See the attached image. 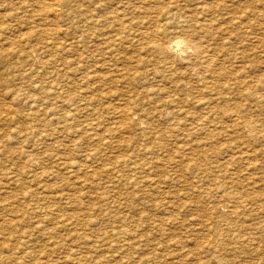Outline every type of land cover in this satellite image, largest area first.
<instances>
[{"label":"rangeland","instance_id":"1","mask_svg":"<svg viewBox=\"0 0 264 264\" xmlns=\"http://www.w3.org/2000/svg\"><path fill=\"white\" fill-rule=\"evenodd\" d=\"M1 2H0V10H2L3 9V11H0V14H2V12L4 13V14H2L3 15V17L2 18H4L5 17V19H2V18H0V23H2L1 24V30H0V32L2 33V34H4V36L6 35L7 36V34H9L8 35V38H4V36L2 35V34H0V45H4L5 46V48H3L4 46H1V48L0 49H3V50H0V52L4 55V53H5V55L3 56L2 54H0V57L2 58H0V63H1V61L2 62H4V61H6V62H4V63H2V64H0L1 66V68H0V76L2 77H0V98H2V99H0L1 101H0V122H2V123H0V161H2V163L0 162V174H2L3 175V177H2V175H0V182H2V183H0V187H1V189H0V197L2 198V200H0V215L1 216H3L4 217V219H3V217H2V219H0V222H1V224H0V237L2 238L3 237V240L0 238V264H5L7 261H8V263H6V264H60V261L63 263V264H70L71 262V264H91V261H92V264H113V263H115L117 260L120 262L121 261V263L122 264H137V262H139V264H141L142 262V264H154V262H156L155 264H167L168 262H172L171 264H192V262H193V264H195L194 262H196L197 264H220V261L221 260H225V261H222V263L221 264H229V262H230V264H246L245 263V261L247 262V264H264V260H262V259H264V171L263 170H260L262 167L264 168V157H263V155H264V140L263 141H260L259 139H260V136H258V135H255V136H257L258 138H253V137H241V135H238V134H236L235 135V137H234V135H231L232 134V129L231 128H229L228 129V127H227V129H226V126L229 124V120H228V118H229V116H227V115H223V122L222 123H220L219 124V126L221 127V128H223V131H225V132H222V134H223V137H222V134L220 135V136H218V137H216V138H214V139H210V141L208 142L207 141V143H205L206 145H204V147H208V148H204V149H196L195 147L196 146H198V143L199 142H202V141H199V140H201L202 139V136L200 135H197V134H190V131H188L189 130V123H190V121L191 120H194V118H196L199 114H201L202 115V108L204 107V105H202V103L200 104V103H197L198 102V100H195V98L196 99H198V98H201V97H203V98H208V97H210V96H212L213 95V97L212 98H215L214 96H218V94H213V92L215 91V90H212V89H206V88H202L201 87V82L200 83H198V82H194L193 83V80H195L196 78H194V69H197V70H201V68L203 69L204 68V66L206 67V65H210V70L212 71V70H214V68H215V70L217 69V67H219L218 69H217V71H219V73H220V75H219V82L220 83H222V85H223V87L224 86H226V87H224L223 88V90L222 89H220V90H222V91H220L221 93H225L226 91H229V92H227V93H231L230 95H229V98H231V99H229L230 100V102H232V101H240L242 98L241 97H239V99H238V96H237V90H241L242 88V91H243V93L246 91V89L249 87L250 88V84L251 85H254V81H252V80H254L256 77H261V76H263L264 75V33H263V31H264V0H225V1H228V2H225V3H223V0H216V1H213V0H211L212 1V3H210L211 1L209 0H199L198 2H197V0H154V1H152V0H138V2H137V0H136V2H134L135 0H98V2H97V0H91L92 1V3H90L91 1L90 0H71V1H69V0H44L43 2L41 1V0H30V2H29V0H21V3L19 2L20 0H11V2L8 0V1H6V0H3V2H2V0H0ZM12 1H13V3H12ZM23 1V2H22ZM32 1V2H31ZM38 1H40V2H42V3H38ZM67 1V2H66ZM77 1H78V3H77ZM106 1H107V3H106ZM115 1V2H114ZM122 1V2H121ZM125 1V2H124ZM132 1V2H131ZM140 1H142V3L140 2ZM146 1H148V3L146 2ZM152 1V2H151ZM206 1V2H205ZM231 1H233V2H231ZM7 2V3H6ZM10 2V3H9ZM20 3V4H18V3ZM34 2H35V4H34ZM51 2V3H50ZM55 2V3H54ZM127 2V3H126ZM129 2V3H128ZM130 2H131V4H130ZM185 2V3H184ZM205 2V3H204ZM216 2H218L217 4H216ZM1 3H2V5L3 4H5V5H9L7 8L5 7V5L4 6H1ZM12 3V4H11ZM58 3V4H57ZM73 3V4H72ZM76 3V4H75ZM103 3V4H102ZM117 3H118V5H117ZM123 3V4H122ZM126 3V4H125ZM139 3H140V5H139ZM227 3V4H226ZM38 4H39V6H38ZM51 4V5H50ZM94 4V5H93ZM101 5V7H99L100 5ZM116 6H115V5ZM121 4V5H120ZM128 4V5H127ZM145 4H146V6H147V8H146V6H145ZM176 4V5H175ZM187 4V5H186ZM203 4V5H202ZM204 4H206L205 6H204ZM223 4H225L224 5V7L222 6ZM231 4H233L234 6H235V8L233 9V7L234 6H232ZM21 5H22V7H21ZM41 5H43L44 7L45 6H47V8L45 7V9H42V8H44L43 6H41ZM103 5V6H102ZM123 5H124V7H123ZM127 5V6H126ZM135 5V6H134ZM150 5V6H149ZM184 5H186V6H184ZM200 5H201V7H200ZM214 7H213V6ZM216 5H219V6H216ZM50 6V7H49ZM80 6V7H79ZM87 6H88V8H87ZM114 6V7H113ZM149 6V7H148ZM227 6V7H226ZM232 6V7H231ZM2 7V8H1ZM4 7V8H3ZM14 8V10H15V8L17 9V10H19L20 9V11H16L15 12V14H17L18 15V17H16V15L14 14V12L12 13V12H9V10L11 11L13 8ZM35 7V8H34ZM54 7H56V11H54L52 8H54ZM74 7H76V8H74ZM112 7V8H111ZM117 8V10L115 11V15L113 14V12H114V8ZM127 7V8H126ZM144 7V8H143ZM213 7V8H212ZM220 7H222V9L219 11L218 9H220ZM230 7L232 8V10L230 9ZM10 8H12V9H10ZM23 8H25V9H23ZM26 8H28V9H30V10H28V9H26ZM74 8V9H73ZM84 10H83V9ZM85 8H86V10H85ZM97 8V9H96ZM110 8V9H109ZM122 8V9H121ZM131 8H132V10H131ZM136 8V9H135ZM142 8V9H141ZM148 8H150V9H154L155 11H158V14H155V11L154 10H149ZM198 8H200V9H198ZM203 8V9H202ZM206 8V9H205ZM209 8L211 9V11L209 10ZM226 8V10H224ZM227 8H228V11H229V13L231 14L232 13V15H230L229 13H228V11H227ZM5 9H6V11H5ZM23 9V12L25 11V12H27V13H23V15H22V12H21V10ZM101 9H102V11H101ZM124 9V10H123ZM135 11H134V10ZM143 9H145V10H149L147 13H145V11L143 10ZM202 9V10H201ZM215 9V10H214ZM14 10H12V11H14ZM32 10H33V12H32ZM52 12H51V11ZM63 10V12H66V14L65 13H63V12H61ZM81 10H83V11H81ZM113 10V11H112ZM118 10H120V11H118ZM122 10V11H121ZM139 11V15H137L138 14V11ZM143 10V13L141 12ZM204 10V11H203ZM230 10H231V12H230ZM40 11V12H39ZM44 11V12H43ZM50 11V12H49ZM70 11H71V13H70ZM74 11V12H73ZM75 11H77V14L75 13ZM130 11V12H129ZM213 11H215V14L219 17H217L214 13H213ZM218 11H219V15H218ZM226 11V12H225ZM8 12L9 13H11L12 14V17H11V14H8ZM42 12V13H41ZM80 12L82 13V14H80ZM97 12V13H96ZM124 12H126V13H124ZM135 12V13H134ZM154 12V13H153ZM201 12V14H199ZM208 13V15H207V13ZM210 12V13H209ZM220 12H222V14H223V16H222V14L220 13ZM224 12H225V14H224ZM7 14V16H5L6 14ZM45 13V14H44ZM49 13H52V14H49ZM63 13V14H62ZM73 13V14H72ZM85 13H87V14H85ZM93 13V14H92ZM157 13V12H156ZM206 13V14H205ZM262 13V14H261ZM20 14V15H19ZM32 14V15H31ZM43 14H44V17H43ZM54 14V15H53ZM96 14V15H95ZM121 14H122V16L123 15H126L127 14V17L125 16H121ZM129 14V15H128ZM133 15V18H131L132 16L131 15ZM140 14H143L144 16H146V17H144L143 15L141 16ZM150 15L149 17H147V15ZM154 14V15H153ZM204 14L207 16H204ZM211 14V15H210ZM213 14H214V16H215V18L216 19H213ZM220 14H221V16H220ZM35 15V16H34ZM41 15V16H40ZM56 15V16H55ZM61 15H63L62 17H60ZM73 16V18H71L72 16ZM86 15V16H85ZM94 15V16H93ZM99 15V16H98ZM111 15H113V16H111ZM159 15V16H158ZM161 15V16H160ZM225 15H227V16H225ZM21 16V17H20ZM31 16V17H30ZM49 16H51V17H49ZM65 16V17H64ZM81 16V17H80ZM88 16V17H87ZM92 16L93 17H95L94 19L92 18ZM101 16V17H100ZM104 16V17H103ZM130 17V19L129 20H131L130 22H128V18ZM155 16V17H154ZM210 16V17H209ZM243 16V17H242ZM247 18H246V17ZM259 16H261V17H259V19H258V17ZM13 17H15L14 19H13ZM28 19H27V18ZM35 17H37V18H35ZM45 18V19H43V22H42V18ZM49 17V18H48ZM56 19H55V18ZM68 19H70L71 21H72V23H78V24H76V25H78V26H76L75 24H72L71 25V22H70V20L68 21L67 20V18ZM85 17V18H84ZM99 17V20L97 19ZM106 17V18H105ZM200 17H202L201 19H198V18H200ZM207 19H206V18ZM212 17V18H211ZM227 17V18H226ZM231 17V18H230ZM237 17H240V18H238L237 20H236V22L237 23H234V22H232V20L234 21ZM241 17H242V19H241ZM24 20H22V19ZM25 18H26V20H27V22H25L26 20H25ZM62 18V19H61ZM66 18V19H65ZM91 19V20H88V19ZM104 18L106 19V20H104ZM118 18V19H117ZM121 18H122V20H121ZM124 18H126L127 19V22H126V19L124 20ZM155 18V19H154ZM210 20H209V19ZM222 18V19H221ZM244 18V19H243ZM256 18H257V20H256ZM260 18H263V20L262 19H260ZM8 19H10V22H9V20ZM18 19H20V21L18 20ZM31 19H33V20H31V21H33V23L30 21ZM37 19H40V20H37ZM46 19H47V22H45L46 21ZM49 19H51V20H49ZM54 20V22H53V20ZM57 19H59V20H57ZM64 19V20H63ZM88 20V21H83V20ZM110 19V20H109ZM133 19V20H132ZM145 19V20H144ZM148 19V20H147ZM195 19H197V20H195ZM217 19H219V21L217 20ZM226 19H227V22H226ZM245 19H247L246 20V22L248 23V24H246V23H244L245 22ZM3 20V21H2ZM4 20H5V22H4ZM11 20H12V23H11ZM56 20V21H55ZM62 20H63V23H62ZM75 20V21H74ZM81 20V21H80ZM104 20V21H103ZM115 20V21H114ZM121 20V21H120ZM139 21L140 22V24H139V22H138V24H137V22L136 21ZM159 20V21H158ZM199 20V21H198ZM203 20V21H202ZM207 20H209V21H207ZM221 20V21H220ZM224 20V21H223ZM228 20H231V21H228ZM242 20V21H241ZM262 20V21H261ZM2 21V22H1ZM8 22V25L10 26V28L8 27V25H7V22ZM15 21H16V23H15ZM28 21H30L31 23H32V25H34V22H35V25H34V28H33V26L31 27L30 26V28H33V30L35 29V28H37V29H35V31H33L32 29H31V31H30V29H28L29 28V25L31 24L30 22H28ZM66 21L67 22H70V23H68V24H66ZM98 21V22H97ZM111 21H113V22H111ZM133 21V23H131ZM189 21V22H188ZM194 21V22H193ZM212 21V22H211ZM214 21H217L216 22V24H214ZM257 21H259V23H263L261 26H260V24L257 22ZM19 22V23H18ZM23 22V23H22ZM42 22V24H40ZM48 22H49V25H48ZM52 22V23H51ZM56 22V23H55ZM81 22V23H80ZM83 22V23H82ZM97 22V23H96ZM115 22V23H114ZM142 22V23H141ZM148 22V23H147ZM186 22V23H185ZM193 22V23H192ZM196 22V23H195ZM204 22V23H203ZM206 22V23H205ZM221 22V23H220ZM228 22H229V24H228ZM230 22H231V24H230ZM239 22H241V23H239ZM250 22H252L251 24H249ZM253 22H256V23H253ZM4 23H6V25L4 24ZM44 23V24H43ZM62 23V24H61ZM79 23H80V25H79ZM86 23V24H85ZM120 23V24H119ZM124 23V24H123ZM125 23H127V24H125ZM129 23V24H128ZM151 24L150 25V27L148 28V26L149 25H147V26H145L144 24ZM187 23H188V25H187ZM190 23V24H189ZM198 23H199V25H198ZM200 23L201 24H203L204 26H206V27H204L203 25H200ZM209 23V24H208ZM210 23L211 24H213V25H215L216 27H212L211 25H210ZM219 23H220V25H219ZM234 23V24H233ZM243 23L245 24V26L246 25H249V26H246V27H244V26H242L243 25ZM258 23V24H257ZM4 24V25H3ZM12 24H14V26L12 25ZM24 24V25H23ZM58 26H57V25ZM61 24V25H60ZM68 25L67 27H66V25ZM93 25V29H92V25ZM102 24V25H101ZM107 24V25H106ZM123 24V25H122ZM132 24H134L133 26H132ZM137 24V25H136ZM152 24H153V26H152ZM191 24H193L194 26L195 25H198L199 27H197V26H195V27H192L193 25H191ZM206 24H208V25H206ZM227 24V25H226ZM235 24H236V26H235ZM242 26H240V25ZM255 24H257L256 26H259V27H257L258 28V32L256 31L255 32V30L257 29L256 28V26H255ZM17 25H19V26H17ZM25 25H26V27H27V30H26V27H25ZM38 25V26H37ZM91 25V26H90ZM96 25V26H95ZM127 25H128V27H127ZM130 25V26H129ZM142 25V26H141ZM210 25V26H209ZM222 25V26H221ZM224 25V26H223ZM229 25V26H228ZM232 25V26H231ZM254 25V26H253ZM2 26H4V27H2ZM15 27V29L14 28H12V27ZM24 26V27H23ZM36 26V27H35ZM45 26V27H44ZM46 26H48V28L47 29H45L46 30V32H45V30H44V28H46ZM52 26V27H51ZM64 26V28L63 29H61L60 30V27H63ZM98 29V31H96L97 29L95 28V27ZM114 26V27H113ZM118 28H117V27ZM139 26V27H138ZM144 26V27H143ZM152 26V27H151ZM188 26V27H187ZM200 26H202V27H200ZM218 26H220L219 28H218ZM235 26V27H234ZM253 26V27H252ZM6 27H8L9 29H7ZM20 29H19V28ZM69 27V28H68ZM87 27V28H86ZM89 27V28H88ZM99 27V28H98ZM111 27V28H110ZM113 27V28H112ZM120 27V28H119ZM127 27V28H126ZM130 27V28H129ZM147 29H146V28ZM209 27H210V29H209ZM212 27V28H211ZM222 27V28H221ZM226 27V28H225ZM228 27V28H227ZM232 27H234V28H232ZM237 27H239V28H237ZM248 27H249V30H248ZM260 27H262V28H260ZM24 28V29H23ZM91 28V29H90ZM94 28L96 29V30H94ZM108 28V29H107ZM133 30H132V29ZM141 28H144L143 29V32L142 31H140V30H142ZM151 28V29H150ZM156 28H157V30L158 29H160V32L159 31H155L156 30ZM195 29V30H199L197 33L198 34H194L193 35V32L191 31V30H189V29ZM202 28V30L200 31V29ZM218 28V29H217ZM224 28V29H223ZM230 28V29H229ZM246 28V29H245ZM256 28V29H255ZM261 30H260V29ZM7 29V30H6ZM15 31H14V30ZM41 29V30H40ZM49 29V30H48ZM51 29V30H50ZM55 30V31H52V30ZM89 30V32H88V30ZM99 29H101V30H99ZM110 29V30H109ZM137 30V31H135V30ZM150 29V30H149ZM192 29V30H193ZM212 29V30H211ZM214 29V30H213ZM235 29H237V30H235ZM238 29H240V30H238ZM242 29V30H241ZM251 29V30H250ZM252 29H255L254 31L252 30ZM263 29V30H262ZM18 30H23L22 32L21 31H19L20 33H18V32H16V31H18ZM43 30H44V32H45V34H44V32H43ZM59 30V31H58ZM69 32H68V31ZM108 30V31H107ZM119 30H120V32H119ZM146 32H145V31ZM152 30V31H151ZM153 30H154V32H153ZM188 30V31H187ZM208 30H209V32H215V33H213V34H208ZM216 30V31H215ZM220 30V31H219ZM222 30H225V32H222ZM227 30V31H226ZM248 30V31H247ZM4 31V32H3ZM11 31L12 32H15L14 33V35L16 36V33H18V35H17V37L16 38H18V36H19V38L18 39H16L15 38V36H12L13 35V33H11ZM25 31V32H24ZM26 31H30V32H26ZM41 31H42V33H41ZM48 31V32H47ZM62 31V32H61ZM63 31H65V32H63ZM74 31H76V32H74ZM123 31V32H122ZM130 31V32H129ZM132 31V32H131ZM151 31V32H150ZM238 31V32H237ZM245 31V32H244ZM38 33V34H36V33ZM52 32H54V33H52ZM55 32H56V34H55ZM59 32H61V33H59ZM68 32V33H67ZM83 32V33H82ZM91 32H93V33H91ZM103 32V33H102ZM105 32H106V34H105ZM115 32V34H113ZM116 32H118V34L116 33ZM126 32V33H125ZM134 32V33H133ZM138 33L137 35H136V33ZM153 32V33H152ZM158 33V34H156V33ZM190 32V33H189ZM192 32V33H191ZM196 31H194V33H195ZM219 32H221V33H219ZM231 33H235V35H231L230 36V34ZM237 32V33H236ZM243 32V33H242ZM253 32V33H252ZM27 33V34H26ZM36 35H35V34ZM51 33V34H50ZM65 33V34H64ZM73 33H74V35H73ZM76 33H77V36H76ZM101 33V34H100ZM122 35H121V34ZM146 33V34H145ZM151 33H152V35H151ZM156 34V36H153V35H155ZM162 33H164V34H162ZM186 33H188L187 35H185ZM203 34V36H202V34ZM205 33H207V34H205ZM216 33H219V34H216ZM244 33H245V35H247V36H245L244 35ZM255 33V34H254ZM262 33V34H261ZM22 34V35H21ZM24 34V35H23ZM30 34H32V35H30ZM41 34V35H40ZM44 34V35H43ZM67 34H69L68 36H67ZM72 34V36L71 37H75L74 39L73 38H71L70 37V35ZM90 34H93V38L90 36ZM96 34H98V36L96 35ZM99 34H100V36H99ZM116 34H117V36H116ZM132 34H133V36H132ZM140 34H142V36L140 35ZM191 34L193 35L192 37H197L195 40H193L194 38H192L191 37ZM238 34V35H237ZM240 34H241V36H243L242 38H244V39H242L241 38V36H240ZM243 34V35H242ZM254 34V35H253ZM11 35V36H10ZM21 35V36H20ZM83 35L85 36V35H87L86 37H87V39H85L86 37H83ZM95 35H96V37H95ZM105 35V36H104ZM114 36L115 38H113L112 36ZM119 35V36H118ZM127 37H126V36ZM144 35H146V36H144ZM150 35V36H149ZM205 35V36H204ZM219 37V40L221 39V40H223V42L220 40V42L217 40L218 39V37ZM221 35V36H220ZM222 35H224V37L222 36ZM226 35L228 36V37H226ZM263 35V36H262ZM5 36V37H6ZM23 36V37H22ZM24 36H26V38L24 37ZM27 36H28V38L29 39H27ZM35 36H37L36 38H35ZM38 36H40V38L41 39H39V37ZM46 36H48V37H45ZM58 36H60V37H58ZM67 37V38H63V37ZM79 36H80V38H79ZM104 36V37H103ZM108 36V37H107ZM132 36V37H131ZM135 36H138V37H135ZM140 36V37H139ZM161 36V37H160ZM176 36H181V37H183L184 36V38H187L188 36V39H190L193 43H196V45L198 46L196 49L197 50H199V53H198V51H197V53H196V55H193V54H190V53H186V55H184V56H182V58L183 59H179V58H176L174 55H171L170 56V54L169 55H167V54H165L164 56H162V55H160L159 53H158V51H156L154 48H152L153 46L152 45H150V44H153V42H155V43H162V39H163V42H165L166 40H169V39H171V38H173V37H176ZM201 36V37H200ZM214 36V37H213ZM229 36H230V38H229ZM235 36V37H234ZM259 36H261V37H259ZM43 37H44V39H43ZM53 37V38H52ZM68 37H70V38H68ZM77 37V38H76ZM101 39H100V38ZM111 37L113 38V39H111ZM129 37H131L132 39H130ZM142 37V38H141ZM145 37V38H144ZM148 39H147V38ZM150 37V38H149ZM152 37V38H151ZM159 37V42H157L158 40H154L153 38H155V39H157ZM199 37V38H198ZM206 39V41L208 42V40H209V44L203 39ZM208 37H209V39H208ZM213 39H212V38ZM226 37V38H225ZM238 37H240V38H238ZM257 37V38H256ZM259 37V38H258ZM14 39V41L12 40V39ZM23 38V40L21 41V39ZM55 38V39H54ZM79 38V39H78ZM82 38H84L85 40H83ZM96 38V39H95ZM99 38V39H98ZM105 38H107V39H109V40H107L108 42H111L110 43V45H112L111 46V48L109 47L110 45H109V43H107V41H106V39ZM117 38H118V40H117ZM119 38H120V40H121V38H122V40H123V42H122V40L120 41L119 40ZM200 38H202V39H200ZM223 38V39H222ZM232 38V39H231ZM233 38L235 39V38H237L236 40L237 41H235V40H233ZM247 38V39H246ZM254 38V39H253ZM11 39V40H10ZM33 39V40H32ZM34 39H35V41H34ZM43 39V40H42ZM49 39L50 41H47V40ZM56 39H58V41H51V40H56ZM102 39H104L103 41H105V43L102 41ZM133 39H135V40H133ZM140 40V43H139V41L138 40ZM142 39H144V40H142ZM145 39L147 40L146 42H148V43H146L145 42ZM165 39V40H164ZM239 39V40H238ZM261 39V40H260ZM6 41L5 43H4V41ZM18 40V41H17ZM27 40V41H26ZM36 40H37V42H36ZM43 41H45L43 44H42V42ZM73 41V44H71L72 43V41ZM90 40H92L93 42H90L91 43V47L90 46H88L90 43H88ZM94 40H95V42H94ZM98 40H101V41H98ZM127 40H128V44H127ZM151 40V41H150ZM161 40V41H160ZM197 40V41H196ZM198 40L200 41V42H198ZM229 40H232V41H229ZM243 40V41H242ZM247 40V41H246ZM254 40V41H253ZM258 42H257V41ZM260 40V41H259ZM17 41V42H16ZM25 41V42H24ZM34 41V42H33ZM61 41V42H60ZM63 41V42H62ZM78 42V43H76V42ZM84 41V42H83ZM98 41V43L97 44H95L96 42ZM117 42V43H115V42ZM131 43H130V42ZM136 41V42H135ZM195 41V42H194ZM211 41V42H210ZM215 41V42H214ZM249 41H251V42H249ZM8 42V43H7ZM31 42V43H30ZM33 42V43H32ZM39 42H40V44H39ZM52 42V43H51ZM54 42V43H53ZM65 42V43H64ZM80 42H82L85 46H83L82 47V45L83 44H81ZM137 42H138V44H137ZM143 42V43H142ZM215 44H214V43ZM217 42V43H216ZM222 42V43H221ZM229 42H231L230 44H232L233 42H235V44L236 45H238L237 47H235L236 45H234L233 46V44L232 45H229ZM239 42H241V43H239ZM243 42V43H242ZM252 42H256L255 44H253ZM260 42H263V43H260ZM10 43V44H9ZM15 45H14V44ZM27 43H28V45H27ZM57 43H59V47L57 46ZM63 45H61V44ZM64 43V44H63ZM67 43V44H66ZM92 43H94V44H92ZM121 43V44H120ZM135 43V44H134ZM146 43V44H145ZM198 43V44H197ZM204 43H205V47H204ZM226 45H224V44ZM249 43H250V45H249ZM9 44V45H8ZM18 44H20V45H18ZM26 44V45H25ZM43 46H42V45ZM46 44H47V46H46ZM49 44H51V46L49 45ZM78 44V45H77ZM80 44V45H79ZM104 44V45H103ZM109 46H108V45ZM125 46H124V45ZM132 44H134V45H132ZM146 46H145V45ZM203 44V45H202ZM209 45V46H207V45ZM211 44H214V46L212 45V47H211ZM217 44V45H216ZM218 44H220L219 45V47H218ZM245 44V45H244ZM248 44V45H247ZM251 44H253L252 45V47H255V45L256 44H258V48L261 50V51H263L262 53H260L258 50V48H256L257 50H254L255 48H251ZM260 44L262 45V46H260ZM6 45H8L7 47H6ZM12 45H14V47H15V49H13L14 47L12 46ZM41 45V46H40ZM58 47H56V46ZM75 45H77V48H76V46ZM96 45H98V47H96ZM101 45V47L99 48V46ZM123 45V46H122ZM129 45V46H128ZM130 45H131V47H130ZM138 45V46H137ZM216 45V46H215ZM18 46V47H17ZM30 46L32 47V49H30V50H28L29 48H30ZM54 46V47H53ZM73 46V47H72ZM106 46H108L109 48H110V50H111V52H110V50H109V48L108 47H106ZM115 46H117V47H115ZM118 46H120V48L118 47ZM126 46H127V49H126ZM135 46V47H134ZM141 46V47H140ZM143 46V47H142ZM146 48H145V47ZM229 48H228V47ZM233 46V47H232ZM240 46V47H239ZM248 46V49L246 48ZM250 46V47H249ZM260 46V47H259ZM13 47V48H12ZM24 47V48H23ZM34 47V48H33ZM35 47H36V49H35ZM42 47V48H41ZM44 47V48H43ZM50 47V48H49ZM74 49H72V48ZM88 47V48H87ZM92 47L94 48V49H92ZM115 47V48H114ZM122 47V48H121ZM131 49H130V48ZM136 49L135 51H134V49ZM151 47V48H150ZM208 47H210V48H208ZM216 47V49H214ZM220 48L221 47V49H218V48ZM223 47V48H222ZM256 47H257V45H256ZM261 47H263L262 49H261ZM7 48V49H6ZM8 48H9V50H8ZM11 48L14 50V52H11L12 50H11ZM17 48V49H16ZM20 48H22V49H20ZM28 48V49H27ZM46 48V49H45ZM48 48H49V51H48ZM57 48V50H55ZM63 48H65V49H63V52H62V49ZM69 50H68V49ZM85 48H87V49H85ZM90 48L94 51H92V50H90ZM96 48H98V49H96ZM103 48V49H102ZM105 48H106V50H105ZM117 48V49H116ZM139 48V49H138ZM141 48V49H140ZM200 48V49H199ZM203 48V49H202ZM207 48V49H206ZM212 48V49H211ZM237 48V49H236ZM245 48V49H244ZM250 48V49H249ZM29 51H27V50ZM38 49V50H37ZM40 49H43L44 50V53H43V50L41 51ZM52 49H53V51H52ZM72 49V50H71ZM96 49V50H95ZM101 49H102V51H101ZM108 49V50H107ZM116 49V52L114 51ZM119 49H121L120 51H119ZM126 49V51L128 50V49H130V50H128L130 53L131 52H133L134 51V53H132V55L131 54H129L128 53V51L126 52V51H124ZM144 49V50H143ZM202 49V50H201ZM231 49V50H230ZM234 49V50H233ZM242 49V50H241ZM249 50V51H247V50ZM4 50H6V51H4ZM7 50H8V52H7ZM11 50V51H10ZM20 51V53L22 52V55L21 54H18L19 53V51ZM24 52H23V51ZM36 50H37V52L39 53V54H35V52H36ZM68 50V51H67ZM71 50V51H70ZM77 50H78V52H77ZM85 50H87V51H85ZM139 50V51H138ZM155 50V51H154ZM203 50H204V52H203ZM206 50H208V51H206ZM223 50V51H222ZM233 50V51H232ZM235 50H236V52H235ZM238 50H239V52H238ZM242 51V54H241V51ZM254 52H253V51ZM3 51V52H2ZM28 52L27 54H26V52ZM41 51V52H40ZM48 51V52H47ZM54 51H56L57 53H54ZM67 51V52H66ZM71 53H70V52ZM74 51V52H73ZM77 53H76V52ZM92 51V52H91ZM106 51V52H105ZM114 51V52H113ZM137 51L139 52V53H137ZM148 51H149V53H148ZM151 51H153L154 52V54H153V52H151ZM201 51V52H200ZM213 51V52H212ZM216 51H217V53H216ZM221 52V55L223 56H220V52ZM225 51V52H224ZM228 51V52H227ZM245 51V52H244ZM8 54H7V53ZM15 52H16V55H15ZM36 52V53H37ZM45 52H47V55L45 54ZM50 52V53H49ZM109 52V53H108ZM113 52V53H112ZM119 52V53H118ZM136 52V53H135ZM142 52V53H141ZM157 52V53H156ZM215 52V53H214ZM231 52H232V54H233V56L231 55ZM253 54H251V53ZM257 52V53H256ZM30 53V54H29ZM56 54L55 56H54V54ZM58 53H59V55L61 54L62 55V57H61V55L59 56L58 55ZM66 53H68V54H66ZM73 53V54H72ZM80 55H79V54ZM89 53V54H88ZM91 53V54H90ZM94 53L95 54H97V55H94ZM101 53V54H100ZM104 53H106V54H104ZM110 53L111 54H113V55H110ZM119 55H118V54ZM123 53V54H122ZM128 53V54H127ZM148 53V54H147ZM205 53V54H204ZM235 53V54H234ZM237 53V54H236ZM239 53V54H238ZM243 53H246L245 55H246V58L244 57V54ZM247 53H248V55H247ZM10 54V55H9ZM23 54H24V56H23ZM43 54V55H42ZM45 54V55H44ZM63 54H64V56H63ZM71 54V55H70ZM75 54V55H74ZM81 54H83V55H81ZM100 54V55H99ZM104 55V57H103V55ZM115 54V55H114ZM140 54V55H139ZM209 56H211V57H209ZM211 54V55H210ZM241 54V55H240ZM251 54V55H250ZM263 54V55H262ZM6 55H7V57L10 59V61L12 60V57H14V56H17V55H19V57H20V59H22V60H18L17 58H13V60L11 61V62H9V59L6 57ZM22 57H21V56ZM28 55H30L29 57L30 58H28V56H27V58H26V56ZM36 55V56H35ZM50 55V56H49ZM67 55V56H66ZM69 55V56H68ZM85 55V56H84ZM90 55V56H89ZM94 55V56H93ZM110 55V56H109ZM120 55H122V56H120ZM129 55H131V56H129ZM144 55V56H143ZM150 55H151V57H150ZM188 55V56H187ZM217 55V56H216ZM219 55V56H218ZM226 55V56H225ZM240 55V56H239ZM250 55V56H249ZM260 55V56H259ZM10 56V57H9ZM44 56H45V58H44ZM52 56V57H51ZM74 58H73V57ZM81 56V57H80ZM84 56V57H83ZM108 56V57H107ZM113 56H115L114 57V59L112 58ZM120 56V57H119ZM125 56H128V57H130V58H132V59H130V58H128V60L125 58ZM135 56H136V59H135ZM199 56V57H198ZM214 56H216V57H214ZM253 56V57H252ZM256 56H257V59H256ZM259 56V57H258ZM3 57H5L4 59H3ZM18 57V56H17ZM36 57H38V58H36ZM48 57V59H46ZM53 57H55L56 59H54ZM72 57V58H71ZM79 59H78V58ZM97 57V58H96ZM143 57V58H142ZM144 57H146V58H144ZM150 57V58H149ZM186 57H187V59H186ZM190 57H191V59H190ZM208 59H207V58ZM241 57H242V59H241ZM31 58H34L35 59V61H34V59H31ZM49 58H51V59H49ZM57 58H59V59H62V60H59V59H57ZM66 58H71L72 59V61H70L69 59H68V61H70V62H66ZM85 58V59H84ZM87 58H89V59H87ZM102 58V59H101ZM115 58H116V60H118V61H113V60H115ZM123 58H124V60H123ZM194 58V59H193ZM195 58H197L199 61H197V59H195ZM212 58V59H211ZM220 58H222L221 60L224 62H222L221 60H220ZM231 58H232V61H231ZM14 59H17L16 61L14 60ZM25 59H29V61H27V60H25ZM42 59H44V60H42ZM66 59V60H65ZM92 59H94V60H92ZM98 61H97V60ZM100 59V60H99ZM107 59V60H106ZM120 59V60H119ZM138 59V60H137ZM145 59H149L148 60V62L146 63V61H145ZM166 59L169 61H171V62H168L167 64H168V66H167V64H166ZM185 59V60H184ZM189 59V60H188ZM200 59H203V60H201L200 61ZM217 59L219 60V61H217ZM228 59V60H227ZM238 59H240L239 61H238ZM245 59V60H244ZM261 59V60H260ZM8 60V61H7ZM32 60L34 61V62H32ZM42 60V61H41ZM46 60V61H45ZM57 60H59V61H57ZM74 60V61H73ZM77 60H79V62H77ZM91 60V61H90ZM122 60V61H121ZM127 62H126V61ZM133 60V61H132ZM135 60H136V63H134L135 62ZM140 60V61H139ZM160 60H162V62H160ZM181 62H180V61ZM184 60V61H183ZM205 60V61H204ZM258 60H260L259 61V63H257L258 62ZM20 61V62H19ZM21 61H22V63H21ZM26 62V63H24V62ZM38 61V62H37ZM46 62V63H44V62ZM64 61V63L62 64V62ZM83 61V62H82ZM94 61H95V63L96 64H94ZM99 63L100 61V63L97 65V62ZM105 61V62H104ZM131 63H130V62ZM149 61H150V64H149ZM154 61V62H153ZM156 61V62H155ZM177 61H179V62H177ZM207 61V62H206ZM209 61V62H208ZM211 61V62H210ZM231 61V62H230ZM9 62V64H8V66H7V63ZM20 63L21 65H19L18 63ZM51 63V64H49V63ZM54 62V64H56V65H54V64H52ZM56 62V63H55ZM74 62V63H73ZM113 62V63H112ZM117 63V65H116V63ZM121 62V63H120ZM122 62H123V64H122ZM129 62V63H128ZM160 62V63H159ZM175 62V63H174ZM183 62H186V63H183ZM198 62H200V63H198ZM219 62H220V64H219ZM232 62H234V63H232ZM239 63V64H237V63ZM15 63V64H14ZM24 63V64H23ZM31 63H33L32 65H30ZM40 63V64H39ZM57 63L59 64V63H61L60 65H58L57 66ZM66 63V64H65ZM79 63V64H78ZM83 63V64H82ZM108 63H110V64H108ZM118 63H119V65H118ZM132 63H133V65H132ZM138 63V64H137ZM146 63V64H145ZM151 63H152V66H153V68L151 67ZM157 63H159V65L157 64ZM163 63H164V65H163ZM171 63V64H170ZM177 63H178V65H177ZM187 63H189V64H187ZM191 63H193L192 64V66L193 67H199V68H193L192 66H191ZM203 63H205V64H203ZM245 63V64H244ZM249 63V64H248ZM3 64H5V65H3ZM11 64H12V66H11ZM25 64L27 65V66H25ZM30 65V68H31V70H29L30 68H29V65ZM49 64V65H48ZM70 66H69V65ZM80 65V66H78V65ZM81 64H82V66H81ZM92 64V65H91ZM127 64L128 65H130V66H127ZM136 64V65H135ZM155 64V65H154ZM160 64H161V67H158V66H160ZM174 64H175V66L176 67H174ZM217 64V65H216ZM241 64H243V65H241ZM23 65L25 66V67H23ZM37 65V66H36ZM42 67H40V66ZM46 67H45V66ZM51 65V66H50ZM71 65H75V66H71ZM97 65V66H96ZM104 65V66H103ZM110 67H109V66ZM112 65H113V67H112ZM116 65V66H115ZM122 67H121V66ZM143 65H147V66H143ZM157 65V66H156ZM169 65H171V67H172V70L170 71V69H171V67L169 66ZM173 65V66H172ZM185 65H187L186 67H188V68H186L185 67ZM202 65V66H201ZM213 67H212V66ZM218 65H220L221 66V69H220V66H218ZM223 65V66H222ZM224 65H225V67H224ZM258 65V66H257ZM15 66V68H13ZM17 66V67H16ZM26 70V71H28L27 72V74H26V72H25V70L22 68V67ZM35 66V67H34ZM50 68H49V67ZM56 66H57V68H56ZM60 66H62V67H60ZM67 66V67H66ZM87 66V67H86ZM102 66V67H101ZM118 66H120L121 67V69H122V71H121V69L118 67ZM132 66H133V68H132ZM166 66V68H164ZM182 66H183V68H182ZM254 66H255V69H256V71H258V72H256L255 71V69H254ZM10 67H12V69H14L13 71H10L11 70V68ZM29 68V69H27V68ZM34 67V69H32ZM38 67V68H37ZM53 67V69H51ZM55 67V68H54ZM81 67V68H80ZM99 67V68H98ZM110 69H109V68ZM114 67H116V68H114ZM117 67H118V69H117ZM129 67V68H128ZM149 67H151V69H148L147 70V68H149ZM163 67V68H162ZM168 67V68H167ZM190 67H192V68H190ZM242 67V68H241ZM258 67V68H257ZM3 68H4V70H3ZM6 68V69H5ZM9 68V69H8ZM46 68H47V70H46ZM48 68L49 69H51V71L49 70L48 71ZM62 68H65V70L64 69H62ZM69 68H71V69H73V70H71V69H69ZM92 68V69H91ZM107 68V69H106ZM127 68V69H126ZM135 68V69H134ZM137 68V69H136ZM146 68V69H145ZM159 68V69H158ZM175 68V69H174ZM212 68V69H211ZM223 68H225V69H223ZM229 68V69H228ZM241 68V69H240ZM245 68V69H244ZM23 69V70H22ZM41 69H42V71H41ZM60 71H59V70ZM79 69V70H78ZM81 69V70H80ZM84 69H86V70H84ZM126 69V70H125ZM129 69H130V71H129ZM134 69V70H133ZM144 69V72L142 71ZM152 69H154V70H152ZM158 69V70H157ZM178 69V70H177ZM181 69H182V72H181V74H180V71H181ZM185 69V70H184ZM187 69H188V71H187ZM191 69V70H190ZM204 69H206V68H204ZM203 69V70H204ZM244 69V70H243ZM18 70V71H17ZM37 72H36V71ZM57 70V72H55ZM88 70V71H87ZM93 70V71H92ZM103 70V71H102ZM110 70H111V72H113V70H116V71H114V73H111L110 72ZM118 70H119V72H118ZM128 70V71H127ZM137 70V71H136ZM147 70V71H146ZM159 70H160V72H159ZM161 70H164V71H161ZM167 70H168V72H167ZM210 70H209V72H210ZM226 70H227V72H226ZM233 70V71H232ZM237 70V71H236ZM241 70V71H240ZM245 70H246V72H245ZM16 71L19 73H16ZM19 71H21V73L19 72ZM65 71V74L64 73H62V72H64ZM74 71V72H73ZM76 71V72H75ZM83 71V72H82ZM87 71V72H86ZM106 71V72H105ZM123 71L125 72V73H123ZM153 71V72H152ZM156 71V72H155ZM157 71H158V73H157ZM166 71V72H165ZM183 71H184V73H183ZM185 71H186V73H185ZM239 71V72H238ZM262 72V74H258V75H256V73H261ZM22 72H23V75H22ZM32 72H34L35 74H37L36 76H35V74H33ZM42 74H41V73ZM48 72V73H47ZM49 72L51 73L52 72V74H49ZM61 72V73H60ZM80 72V73H79ZM97 72H100L101 73V76H100V73H97ZM105 72V73H104ZM109 74H108V73ZM133 72V73H132ZM136 72H138L137 74H136ZM172 72V73H171ZM232 74V75H230V77H229V74L230 73ZM235 72H237V73H235ZM16 74V76H15V74ZM43 73H46V74H43ZM71 73H74V74H71ZM86 73V74H85ZM107 73V74H106ZM132 73V74H131ZM143 73V74H142ZM145 73V74H144ZM152 73H155V74H152ZM162 73V74H161ZM170 74L169 76L168 75H166V74ZM175 73H177L178 75H177V77L179 78V79H177V77H175L176 76V74ZM222 73V74H221ZM226 73V74H225ZM236 75H235V74ZM247 73V74H246ZM29 74V75H28ZM31 74V75H30ZM33 74V75H32ZM39 74H41V76L43 77V78H41V76L39 75ZM48 74V75H47ZM55 74V75H54ZM63 74V75H62ZM78 75V77H77V75ZM80 74H83V75H81V76H83V77H81L80 76ZM91 74V75H90ZM105 74V75H104ZM113 74V75H112ZM134 74V75H133ZM136 74V75H135ZM138 74H142L141 75V77H140V79H138L139 78V76H138ZM152 76H151V75ZM228 74V75H227ZM234 74V75H233ZM243 76H241V75ZM17 75H20V79L18 78L19 76H17ZM45 75V76H44ZM50 75H51V78H50ZM58 76V77H55V76ZM61 75V76H60ZM68 77H67V76ZM90 75V76H89ZM108 75V76H107ZM109 75L111 76V78L109 77ZM124 75V76H123ZM130 75V76H129ZM133 75V76H132ZM144 75V76H143ZM154 75V76H153ZM157 75H159V77H157ZM186 75V76H185ZM189 75V76H188ZM190 75H191V78H190ZM204 77L205 78H207L208 80H211L210 79V73H207V72H205L204 74ZM206 75V76H205ZM250 75V76H249ZM255 75V76H254ZM23 76L25 77L24 79H23ZM27 76V77H26ZM38 76H40V78L38 77ZM71 76H72V78H73V80H72V78H71ZM86 76H87V78H86ZM93 76L95 77V78H93ZM99 76H100V79H99ZM107 76V77H106ZM123 76V80H121L122 77ZM126 76V77H125ZM128 76V77H127ZM137 76H138V78H137ZM149 76V77H148ZM163 77V79H162V77ZM170 76H172L171 78H170ZM180 76V77H179ZM181 76H182V80H180L181 79ZM231 76H232V78H231ZM234 76H235V81H234ZM17 77V78H16ZM38 77V78H37ZM54 77V78H53ZM65 79H63V78ZM69 77H70V79H69ZM77 77V78H76ZM90 77H92V78H90ZM104 77V78H103ZM109 77V78H108ZM131 77H133V78H131ZM166 77V78H165ZM188 77V78H187ZM238 77V78H237ZM34 78V79H33ZM56 78V79H55ZM68 79V82L66 81L67 79ZM76 78V79H75ZM78 78H80V79H78ZM120 78V79H119ZM128 78V79H127ZM145 78H147V79H145ZM150 78V80H148ZM153 78V79H152ZM161 78V79H160ZM223 78V79H222ZM239 78H240V80H239ZM243 78V79H242ZM251 78V79H250ZM9 79V80H8ZM15 79H16V81H17V83H16V81H15ZM38 79H40L39 81H38ZM42 79V80H41ZM44 79H45V81H44ZM60 79H61V81H60ZM78 79V80H77ZM98 79V83L95 81V80H97ZM130 79V80H129ZM139 81H138V80ZM146 81H145V80ZM156 79V80H155ZM159 79V80H158ZM164 79H167L166 81H164ZM169 79V80H168ZM173 79V81L171 82V80ZM185 79V80H184ZM226 79L227 80H230V82L229 81H226ZM245 79V80H244ZM23 80V81H22ZM33 80V81H32ZM35 80V81H34ZM51 80H53V81H51ZM70 80H72V81H70ZM119 80V81H118ZM126 80V82L124 83V81ZM127 80H129L128 81V83L130 84V86H128L129 84L127 83ZM133 80H135L136 81V84L139 86H137L136 84L134 85V83H135V81H133ZM152 80V81H151ZM161 80V81H160ZM175 80V81H174ZM178 82H180V83H177V81ZM180 80V81H179ZM190 80H192L191 82H190ZM221 80H223V82L221 81ZM239 82H238V81ZM243 80H244V82H243ZM248 80H249V83H248ZM49 81V82H48ZM76 81V82H75ZM82 81H83V83H82ZM86 81V82H85ZM95 81V82H94ZM99 81H101V82H99ZM103 81H105V83H103ZM113 81H114V83H113ZM142 81H144V83H142ZM156 81V82H155ZM162 81H163V85H162ZM167 81H170V83L173 85H171L170 86V83L169 82H167ZM185 81V82H184ZM246 81V82H245ZM36 82V83H35ZM39 82V83H38ZM43 82H46V83H43ZM49 84H48V83ZM51 82H54V83H51ZM58 82V83H57ZM61 82V83H60ZM65 82V83H64ZM75 84H73V83ZM110 82H112L113 84H111ZM115 82H117V83H115ZM149 82V83H148ZM158 82H160L159 84H158ZM176 82V83H175ZM181 82H183V83H186V82H188V83H186V84H182ZM212 82V81H211ZM229 82V83H228ZM242 82V86L240 85V83ZM23 83V84H22ZM43 83V84H42ZM63 83V84H62ZM66 83H72V84H69V85H72V86H69V85H67ZM77 83V84H76ZM97 83V84H96ZM122 85L121 87H119L120 85ZM141 83V84H140ZM150 85V87L148 86V84ZM153 83V84H152ZM157 83V84H156ZM165 83V84H164ZM189 83H192V85L191 84H189ZM231 83V84H230ZM234 83V84H233ZM3 84V85H2ZM5 84V85H4ZM26 84V85H25ZM32 84V85H31ZM47 84V85H46ZM53 84V86H51ZM56 84H58V86H59V88H58V86L56 85ZM64 84H65V86H64ZM104 84H106L105 86H104ZM110 84H111V86H110ZM126 84H127V87H126ZM156 84V85H155ZM168 86H167V85ZM177 84V85H176ZM178 84H181V86L180 85H178ZM195 84V85H194ZM236 84H238V85H236ZM245 84V85H244ZM247 84V85H246ZM249 84V85H248ZM2 85V86H1ZM8 85V86H7ZM19 85V86H18ZM31 85V86H30ZM49 85H50V87H52V90H51V88L49 87ZM108 85V86H107ZM123 85H124V88H123ZM131 85H132V87H131ZM159 85H162V86H159ZM183 85V86H182ZM184 85H186L185 87H184ZM191 85V86H190ZM196 85H198V86H196ZM234 85H236L237 87H239V89L238 88H236V86H234ZM76 86H78V87H76ZM113 86V87H112ZM145 88H144V87ZM147 86V87H146ZM164 86H166V87H164ZM176 86V87H175ZM179 88H178V87ZM7 87H9V89L7 88ZM18 87V88H17ZM23 87H25L24 89H23ZM32 87V89L31 90H34V91H30V88ZM57 89H56V88ZM62 87V88H61ZM65 87V89H63ZM70 87V88H69ZM71 87H72V89H71ZM83 87V92H82V88ZM96 87V88H95ZM98 87V88H97ZM117 87V88H116ZM134 87V88H133ZM163 89H162V88ZM169 87V88H168ZM175 87V88H174ZM182 87V88H181ZM201 87V88H200ZM246 89H245V88ZM2 88V89H1ZM3 88H5V89H3ZM17 88V89H16ZM45 88H47V89H45ZM48 88H50L49 89V92H48ZM62 90H61V89ZM75 88H77V89H75ZM86 88V89H85ZM101 90H100V89ZM120 88V89H119ZM142 88V89H141ZM149 88H152V90L151 89H149ZM154 88V89H153ZM159 88L161 89V90H159ZM170 88H172L171 90H170ZM185 88V89H184ZM234 88V89H233ZM19 89V90H18ZM21 89V90H20ZM44 89H45V91H44ZM71 89V90H70ZM110 89H111V91H110ZM116 89H118V90H116ZM122 89V90H121ZM127 89V90H126ZM128 89H129V91H128ZM132 89V90H131ZM138 89V90H137ZM166 89V90H165ZM170 91H169V90ZM174 89V90H173ZM177 89H180V90H177ZM181 89H182V92H184V93H182V92H180L181 91ZM187 89V90H186ZM196 91V93H195V91ZM206 89V90H205ZM225 89H227V90H225ZM244 89H245V91H244ZM5 91V92H2V91ZM15 90V92H13ZM16 90H18V91H16ZM58 90V91H57ZM63 90H64V92H63ZM98 90V91H97ZM99 90H100V94H99ZM120 90V91H119ZM123 90H126V91H123ZM146 91L145 93H143V91ZM148 90V91H147ZM159 91V92H157V91ZM163 90V91H162ZM176 90V91H175ZM198 90H201V91H199L198 92ZM213 91V92H211V91ZM37 91V92H36ZM42 91V92H41ZM85 91V92H84ZM96 91V92H95ZM107 91H110L111 93L108 95V92ZM115 91H117V92H115ZM122 91H123V93H122ZM130 91H131V93H133V94H131L130 93ZM133 91V92H132ZM154 92V94H157L156 96L155 95H153V92ZM174 93H173V92ZM179 93H178V92ZM190 91H192V92H190ZM13 93V94H10V93ZM20 92H24V93H20ZM54 92V93H53ZM60 92H61V94H60ZM67 92V93H66ZM103 92H104V94H103ZM121 92V93H120ZM124 92H126L125 94H124ZM137 92V93H136ZM152 92V93H151ZM161 92V94H159ZM172 93L171 95H168V94H170V93ZM186 92H188V95L190 96V94L193 96L192 98L191 97H189L187 94H186ZM189 92H190V94H189ZM207 92V93H206ZM211 92V93H210ZM235 92V93H234ZM42 93H43V95L45 96V94L47 95V97H45L44 98V96L42 95ZM63 93H65V94H63ZM101 93H102V95H101ZM114 93V94H113ZM139 93V94H138ZM163 93V94H162ZM168 93V94H167ZM175 93H178V95L177 94H175ZM181 93V94H180ZM206 93V94H205ZM209 93V94H208ZM215 93V92H214ZM19 94V95H18ZM40 94V95H39ZM70 95L71 97H72V95L73 96H78V97H76V99H75V97H72L73 99H67V100H70L71 102H68V104H67V102H63L62 100V98H61V96L62 95ZM86 94V95H85ZM87 94H91V95H87ZM119 96V97H117V95ZM122 96H121V95ZM124 94V95H123ZM136 94H138V95H136ZM175 94V95H174ZM186 94V96H183V95H185ZM198 96V95H201V97L200 96H196V95ZM212 94V95H211ZM234 94H235V96H234ZM245 94V93H244ZM18 95V96H17ZM30 95V96H29ZM52 97H50V96ZM93 95V96H92ZM106 95H107V97H106ZM130 95V96H129ZM133 95H134V97H133ZM148 95V96H147ZM150 95V96H149ZM153 95V96H152ZM162 96V97H160L162 100L160 101V98L158 99V97L159 96ZM176 96V97H178V99H176V98H174V96ZM208 95H210V96H208ZM11 96H13V97H11ZM86 96V97H85ZM92 96V97H91ZM102 96V97H101ZM123 96H125V97H123ZM126 96H129V98L128 97H126ZM132 96V97H131ZM155 96V97H154ZM170 96V97H169ZM173 96V98H171ZM241 96H243V95H241ZM38 97H39V100H38ZM50 97V98H49ZM89 97V98H88ZM95 97V98H94ZM122 97V98H121ZM130 97L132 98V100H133V102H131L132 100L130 99ZM136 97L139 99L140 97H141V100L139 99V100H136ZM148 97H151V99L150 98H148ZM157 97V98H156ZM166 97H169V99L168 98H166ZM181 97V98H180ZM191 98V99H189V98ZM195 97V98H194ZM232 97H234V98H232ZM4 98V99H3ZM11 98H13L12 100L9 99ZM29 98H31V99H29ZM44 98V99H43ZM47 98V99H46ZM110 98V99H109ZM117 98V99H116ZM125 98V99H124ZM128 98V99H127ZM152 98H154L153 100H152ZM188 98V99H187ZM202 98V99H203ZM236 98V99H235ZM37 99V100H36ZM87 99H89V100H87ZM114 100V101H111V100ZM119 99V100H118ZM155 99H156V101H155ZM172 101H171V100ZM175 99H176V101L177 100H180V102L178 101V102H174L175 101ZM233 99V100H232ZM247 100V102H245L246 100ZM245 99H243V101H244V106H246L245 108H247L246 110H247V112H248V110H249V113L250 114H252L253 115V113L255 112V114L253 115V116H258V109L256 108L257 106H256V104H254V102H253V100L251 101L250 99V97H246ZM249 99V100H248ZM15 100V101H14ZM17 100V101H16ZM44 100L46 101H48V102H44ZM52 100V101H51ZM75 100V101H74ZM90 100H92V101H90ZM104 100V101H103ZM120 100H121V103H120ZM123 100L125 101V102H123ZM136 100V101H135ZM166 100H168V101H166ZM184 100V101H183ZM186 100V101H185ZM195 100V101H194ZM4 101V102H3ZM14 101V102H13ZM32 101V102H31ZM34 101H35V103H34ZM50 101V102H49ZM89 101H90V103H89ZM105 101H107V102H105ZM109 101V102H108ZM137 101H138V104H137ZM164 101V102H163ZM183 103H182V102ZM191 101V103L190 104H188L189 102ZM193 101H194V104H193ZM243 101L241 100L240 102H242L241 104H243ZM12 102H13V104H12ZM38 102H39V104L40 105H38ZM54 102V103H53ZM77 102V103H76ZM81 102V104H79V103ZM127 102V103H126ZM172 102H173V104H172ZM197 104H196V103ZM249 102L251 103L250 105H249ZM253 102V103H252ZM5 105H4V104ZM21 103V104H20ZM57 103V105H55ZM70 103H71V105H70ZM75 103V106H77V108H78V106H79V108L78 109H81V110H79V113H76L75 114V117H74V119H71V116L70 117H68V120H69V122L71 123V127H73L74 129H76L77 130V132L76 133H74L75 134V136H77V134H78V137H77V139H79L78 140V142H79V154H78V157H75V159H76V161H77V163H79V164H84L83 165V168L82 169H80L79 171H77L78 173H77V175H76V178L74 177V179H73V177H70L69 179L68 178H66L67 177V173L69 172L68 170H63V171H59V170H62V169H60V167L59 168H57V163H58V157L57 156H60V153L62 152L61 151V145H62V143H66V141H67V139L69 138L67 135H66V133L63 131V128L61 127V120L59 119V114L61 113V110H68V109H70L71 108V110H73V108L75 107V106H73V104ZM83 103V104H82ZM89 103V104H88ZM102 103H103V105H102ZM124 105H123V104ZM131 103V104H130ZM144 103V104H143ZM155 103H156V105H155ZM161 105H159V104ZM176 103V104H175ZM247 103V104H246ZM2 104V105H1ZM8 104V105H7ZM29 104V105H28ZM61 104V105H60ZM77 104H79V105H77ZM93 106H92V105ZM99 104V105H98ZM101 104V105H100ZM106 104H109V105H106ZM122 104V105H121ZM137 104V106H135ZM152 106H151V105ZM166 104V105H165ZM181 104V105H180ZM186 104V105H185ZM196 104V105H195ZM7 105V106H6ZM10 105V106H9ZM11 105L14 107V105H16L14 108L13 107H11ZM33 107H32V106ZM36 105V106H35ZM46 105H47V107H46ZM98 105V106H97ZM105 105H106V107H105ZM116 105V106H115ZM118 105H119V107H118ZM132 105V107H130ZM149 107H148V106ZM191 105V106H190ZM195 105V106H194ZM247 105H249V106H247ZM5 106V107H4ZM32 107V109H31V107ZM67 106V107H66ZM83 106V107H82ZM90 106V107H89ZM96 107L95 109L96 110H93V108L92 107ZM104 106V108H102ZM109 106V107H108ZM111 106V107H110ZM113 106H114V109H113ZM144 106V107H143ZM158 107V109H157V107ZM164 106H165V110H168V111H164ZM176 106H177V108H176ZM189 107V108H187V107ZM197 106V107H196ZM199 106H202V107H199ZM20 107V108H19ZM35 107V109H33ZM42 107V108H41ZM51 107L53 108V109H51ZM63 107V108H62ZM99 109H98V108ZM116 107V108H115ZM124 108L125 110H126V114H122V113H120V110H121V108ZM130 109H129V108ZM160 107V108H159ZM170 107V108H169ZM22 108H23V110H22ZM108 110H106V109ZM119 109V111H118V109ZM143 110H142V109ZM149 108V109H148ZM162 108V109H161ZM172 108V109H171ZM176 108V109H175ZM195 108H197V109H195ZM199 108H201V109H199ZM249 108H252V110L251 109H249ZM8 109V110H7ZM25 109V110H24ZM41 109V110H40ZM83 109V110H82ZM91 109V110H90ZM103 109H104V111H103ZM117 109V110H116ZM129 109V110H128ZM146 109V111L144 112V110ZM148 109V110H147ZM157 109V110H156ZM257 109V110H256ZM47 110V111H46ZM49 110V111H48ZM56 112H55V111ZM58 110V111H57ZM112 110H114V111H112ZM138 110V111H137ZM152 110H156L155 112L154 111H152ZM161 110H163V111H161ZM179 110H181V111H179ZM196 110V111H195ZM201 112H200V111ZM250 110H251V112H250ZM26 111H27V113H26ZM35 111H37L36 113H35ZM94 111V112H93ZM107 111V112H106ZM130 111V112H129ZM137 111V112H136ZM162 113H161V112ZM176 111H178V112H175ZM185 111H186V113H185ZM252 111H253V113H252ZM257 111V112H256ZM4 112V113H3ZM42 114V116H41V114ZM97 112H101L100 114H103V112H104V114L103 115H101L100 116V118H98V117H95V116H99L100 114L98 113L97 115H95ZM116 112H118L117 114H115ZM144 112V113H143ZM146 112H148L149 113V115H148V113H146ZM153 112V113H152ZM170 112H172L171 114H170ZM196 112V113H195ZM198 112H200V113H198ZM219 110H217L215 113H213V116L212 117H219L220 115H222L221 113L219 114ZM94 113V114H93ZM106 113V114H105ZM108 113H110L109 115H107ZM138 113V114H137ZM161 113V114H160ZM173 113H175V114H173ZM192 113V114H191ZM2 114V115H1ZM18 114L20 115V116H18ZM36 116H35V115ZM40 114V115H39ZM49 114H50V116H49ZM80 114V115H79ZM83 114V115H82ZM115 115V116H113V115ZM133 114H136V116H134ZM154 114V115H153ZM178 114H179V116H178ZM180 114H181V116H184L185 118H183V117H181L180 116ZM190 116H189V115ZM217 114H218V116H217ZM12 115V116H11ZM38 115L41 117H38ZM47 115V116H46ZM52 115H53V118H52ZM54 115H55V117H54ZM104 115H107V116H104ZM120 117H119V116ZM125 115H127V117L125 116ZM132 115V118L130 117V116ZM139 115V116H138ZM144 117H143V116ZM167 115V116H166ZM174 115V116H173ZM186 115V116H185ZM216 115V116H215ZM49 116V117H48ZM89 116H90V118H89ZM113 116V117H112ZM123 116V117H122ZM126 117V119H125V117ZM138 116V117H137ZM150 116V117H149ZM191 116H192V118H191ZM195 116V117H194ZM84 117V118H83ZM86 117V118H85ZM102 117V118H101ZM108 117V118H107ZM110 117H112V118H110ZM146 117H149V120H148V118H146ZM168 117V118H167ZM174 117V118H173ZM190 117V118H189ZM48 118V119H47ZM51 118V119H50ZM58 118V119H57ZM115 118H117L116 120H115ZM129 118H131V120L129 119ZM141 118H142V120H141ZM160 118H162V119H160ZM164 118V119H163ZM165 118H167V119H165ZM181 118V119H180ZM182 118H183V120H182ZM6 119H7V121H6ZM14 119H15V121H14ZM28 120V122H27V120ZM41 119V120H40ZM48 121H47V120ZM57 119V120H56ZM97 119V120H96ZM99 119V120H98ZM113 119V120H112ZM123 119V120H122ZM125 119V120H124ZM140 119V120H139ZM177 119V120H176ZM180 119V120H179ZM189 120V123H187V121ZM226 119V120H225ZM2 120H4V121H2ZM43 120V122H41ZM83 120V121H82ZM88 120V121H87ZM92 122H91V121ZM102 120H103V122H102ZM107 120V121H106ZM128 120V121H127ZM136 120V121H135ZM139 122H138V121ZM143 120H145V121H143ZM151 120V121H150ZM166 121V123L168 124H166V123H164L165 121ZM170 120V121H169ZM185 120V121H184ZM6 121V122H5ZM11 121H13V123L11 122ZM21 121V122H20ZM52 121V122H51ZM81 121H82V123H81ZM87 121V122H86ZM99 121V122H98ZM105 121V122H104ZM110 121H112V122H109ZM118 122L119 121V123H121V125L122 126H119L120 124L119 123H116V122ZM131 121V122H130ZM162 121V122H161ZM228 121V122H227ZM9 122V123H8ZM25 122V123H24ZM38 124H37V123ZM50 122V123H49ZM94 123V124H92V127H91V125H87V126H85L86 124H84V123ZM107 122V123H106ZM129 122V123H128ZM135 122V123H134ZM148 124H147V123ZM154 122V123H153ZM158 122V123H157ZM183 122V123H182ZM186 122V123H185ZM12 123V124H11ZM81 123V124H80ZM104 123L106 124V125H108L107 127H106V125H104ZM112 123V124H111ZM113 123H115V124H113ZM145 123V124H144ZM152 123V124H151ZM179 123H180V125H179ZM8 124V125H7ZM27 124V125H26ZM29 124V125H28ZM46 124V125H45ZM50 126H49V125ZM101 124V125H100ZM112 126H111V125ZM119 124V125H118ZM130 124V125H129ZM132 124H134V126L132 125ZM139 126H138V125ZM223 126H222V125ZM14 125V126H13ZM18 125V126H17ZM48 125V126H47ZM83 125V126H82ZM95 125V126H94ZM98 125H100L98 128H96ZM127 125V126H126ZM3 126H4V128H3ZM20 126V127H19ZM30 128H29V127ZM36 126V127H35ZM38 126V127H37ZM89 126H90V128H89ZM110 126H111V129L114 131L115 129V131L113 132L111 129H110ZM126 126V127H125ZM145 126V127H144ZM147 126V127H146ZM149 126H150V128H149ZM164 126V127H163ZM175 126V127H174ZM188 126V127H187ZM31 127H34V128H31ZM41 127V128H40ZM44 127L46 128V129H44ZM83 127L85 128V129H87V130H85V129H83ZM104 127V128H103ZM123 127V128H122ZM130 127V128H129ZM186 127V128H185ZM17 128H21V129H18L17 130ZM26 128H27V130H26ZM29 128V129H28ZM50 128H51V131H50ZM101 128V129H100ZM117 128H122L124 131L126 130V128L128 129V130H126V132H124L122 129H117ZM125 128V129H124ZM142 128V129H141ZM144 128V129H143ZM156 128V129H155ZM183 128H185V129H187V130H185L186 132H184L183 131ZM2 129V130H1ZM48 129V130H47ZM60 129V130H59ZM96 129V130H95ZM105 130V131H103V130ZM149 129V130H148ZM225 129V130H224ZM231 129V130H230ZM41 130V131H40ZM47 131V133L46 132H44V131ZM79 130V131H78ZM89 130H90V132H89ZM95 131V133L93 132V131ZM100 130V131H99ZM133 130H135V131H133ZM138 130H140V131H138ZM173 130V131H172ZM2 131H3V133H2ZM13 131H15V133L13 132ZM28 131H29V133H28ZM37 131H38V133H37ZM87 131H88V133H94L93 135H90V137L89 136H87L86 135V133H87ZM107 131V132H106ZM118 131V132H117ZM130 131V132H129ZM138 131V132H137ZM148 131V132H147ZM154 131V132H153ZM228 131V132H227ZM5 132V133H4ZM13 132V133H12ZM17 132V133H16ZM52 132V133H51ZM59 132H60V134H59ZM100 132H102V133H100ZM111 133V134H109V133ZM117 132V133H116ZM134 132H135V135H134ZM155 132H156V134H155ZM180 132V133H179ZM27 133V134H26ZM57 133V134H56ZM104 133V134H103ZM113 133V134H112ZM115 133V134H114ZM124 133V134H123ZM127 135H126V134ZM142 133H144L143 135H141ZM148 133V134H147ZM177 133V134H176ZM184 133V134H183ZM226 133V134H225ZM3 134V135H2ZM11 134H12V136H11ZM14 134V135H13ZM31 134V135H30ZM32 134H33V136H32ZM65 134V135H64ZM73 134V135H74ZM81 134V135H80ZM120 134V135H119ZM129 134H131V135H129ZM133 134V135H132ZM147 134V135H146ZM150 134V135H149ZM167 134H168V136H167ZM190 136H193V137H190ZM228 134H230V135H228ZM20 135V136H19ZM22 135V136H21ZM26 135H28V136H26ZM56 135V136H55ZM73 135H71L70 137H72ZM83 135V136H82ZM107 135L109 136L110 135V137L108 138L107 137ZM121 135H122V137H121ZM124 135V136H123ZM196 135V136H195ZM2 136V137H1ZM35 136V137H34ZM48 136H50V137H48ZM64 136H66V138H64ZM75 136L74 137H72V138H75ZM80 136V137H79ZM84 136H85V138H84ZM93 136V137H92ZM102 136V137H101ZM112 136H113V138H114V140L112 139ZM117 136V137H116ZM127 136V137H126ZM134 136H136V137H134ZM170 136V137H169ZM177 136V137H176ZM181 136V137H180ZM189 136V137H188ZM230 136V137H229ZM4 137V138H3ZM12 137V138H11ZM39 137V138H38ZM52 137H54V140H53V138ZM82 137V138H81ZM107 137V138H106ZM116 137V138H115ZM138 137V138H137ZM163 137V138H162ZM175 137V138H174ZM222 137V138H221ZM2 138V139H1ZM9 138H11V139H9ZM14 138V139H13ZM29 138V139H28ZM47 138V139H46ZM49 138H51V139H49ZM89 138V139H88ZM112 139L111 140V142H108L109 140H107V139ZM124 138L126 139V140H124ZM128 138H130L129 140H128ZM162 138V139H161ZM167 138H169V139H167ZM221 138V139H220ZM227 138L228 139H230L229 141H230V143L231 144H228L229 143V141L227 140ZM232 138V139H231ZM253 138V139H252ZM20 139V140H19ZM39 139V140H38ZM49 139V140H48ZM60 139H62L61 141H62V143H61V141H60ZM81 139V140H80ZM119 139H121V140H119ZM136 140L135 142L133 141V140ZM139 139V140H138ZM148 139V140H147ZM149 139H151L150 141L152 142H150L149 143ZM157 141H156V140ZM167 139V140H166ZM184 139V140H183ZM221 141V143H219L220 141ZM225 139V140H224ZM234 139V140H233ZM244 139V140H243ZM248 139V140H247ZM254 139H258V140H255L254 141ZM5 140V141H4ZM18 140V141H17ZM28 140V141H27ZM35 142H34V141ZM157 142V143H155V141ZM163 140V141H162ZM165 140V141H164ZM233 140V141H232ZM246 140V141H245ZM250 140V141H249ZM13 141H14V143H13ZM27 141V142H26ZM32 143H31V142ZM50 141H52L51 143L53 144V146H52V148L54 149V150H52L51 149V147L49 146V145H52L51 143H50ZM57 141H59L61 144L59 145V142H57ZM65 141V142H64ZM121 141V142H120ZM125 141V142H124ZM145 141V142H144ZM147 141V142H146ZM158 141H159V143H158ZM224 141V142H223ZM236 141H237V143H236ZM242 141V142H241ZM244 141V142H243ZM249 141V142H248ZM258 141V142H257ZM259 141H260V143H259ZM4 144H3V143ZM8 142V143H7ZM17 142V143H16ZM21 142V143H20ZM80 142H82L81 144H80ZM84 142V143H83ZM88 142V143H87ZM92 142H95L94 144H92ZM117 142V143H116ZM139 142V143H138ZM148 143L147 144V146H146V144H144V143ZM213 142V143H212ZM239 142V143H238ZM245 142H247L248 144H243V143H245ZM257 142V143H256ZM25 143V144H24ZM34 143H37V144H34ZM48 143V144H47ZM50 143V144H49ZM85 143H87V145H84ZM127 143H131L130 145H132L131 147H130V145H129V147H128V145H127ZM136 143V144H135ZM143 143V144H142ZM188 143V144H187ZM203 143V142H202ZM209 143V144H208ZM218 143V144H217ZM242 143V144H241ZM252 143V144H251ZM254 143H256V144H254ZM263 143V144H262ZM14 144V145H13ZM16 144H19V145H16ZM29 144V145H28ZM30 144H32L31 146H30ZM91 144V145H90ZM123 144H124V146H123ZM141 144H142V146H141ZM150 144V145H149ZM152 144V145H151ZM154 144H156L155 146H153ZM182 144V145H181ZM224 146H223V145ZM235 144L236 145H240L239 147L238 146H235ZM250 144V145H249ZM4 145V146H3ZM84 145V146H83ZM134 145V146H133ZM136 145V146H135ZM159 145V146H158ZM164 145V146H163ZM213 145V146H212ZM219 145V146H218ZM227 145V146H226ZM232 145V146H231ZM255 147H254V146ZM261 145V146H260ZM263 145V146H262ZM3 146V147H2ZM11 146V147H10ZM25 146H26V148H25ZM29 146V147H28ZM88 146H89V148H88ZM94 146V147H93ZM112 146H113V148H112ZM116 146V147H115ZM141 146V147H140ZM143 146H144V148H143ZM161 146H163V147H161ZM166 146H167V148H166ZM170 146V147H169ZM182 148H181V147ZM187 146V147H186ZM230 148H229V147ZM248 146H250V147H248ZM13 147V148H12ZM28 147V148H27ZM38 147H40V148H42V149H40V148H38ZM57 147H58V150L59 151H57ZM137 147H139V149L137 148ZM147 149H146V148ZM150 147V148H149ZM157 147L159 148V149H157ZM212 149H211V148ZM215 147V148H214ZM234 147V148H233ZM240 147H242V150L240 149ZM244 147V148H243ZM257 147H259V148H257ZM263 147V148H262ZM4 150H3V149ZM18 148V149H17ZM19 148H21V149H19ZM33 148L35 149V150H37L36 151V153H35V150L33 151ZM93 150H91V149ZM110 148V149H109ZM128 148H130V149H128ZM136 148V149H135ZM143 148V149H142ZM153 148V149H152ZM163 148V149H162ZM172 150H171V149ZM221 148V149H220ZM225 148H228V149H225ZM251 148H253V149H251ZM12 150V152H11V150ZM27 149V150H26ZM48 151H47V150ZM51 149V150H50ZM104 149V150H103ZM114 149H116V150H114ZM142 149V150H141ZM150 150V153L151 154H149L148 152H149V150ZM155 149V150H154ZM161 149V150H160ZM168 149V150H167ZM182 151H181V150ZM186 149H188V150H186ZM193 149V150H192ZM208 149V150H207ZM210 149V150H209ZM215 149V150H214ZM217 149V150H216ZM221 150V151H219V150ZM229 149H232V150H229ZM236 149V150H235ZM257 149V150H256ZM261 149V150H260ZM263 149V150H262ZM18 150L19 151H21L20 152V156H19V152H18ZM23 150V151H22ZM25 150V151H24ZM31 150V151H30ZM40 150V151H39ZM50 150V151H49ZM87 150H88V153H90V154H88L87 153ZM106 150V151H105ZM136 150V151H135ZM154 150V151H153ZM158 150V151H157ZM159 150H160V152H159ZM169 150H171L170 152H169ZM191 150V151H190ZM202 150H204V151H202ZM226 150V151H225ZM228 150H229V154H228ZM240 150V151H239ZM245 150H249L248 152V154L250 155L251 153V157L253 158L254 156V158L255 159H253V162L251 161V159L252 158H249V160L251 161H249L248 160V157H250V156H248L246 153H244L243 151H245ZM5 151V152H4ZM7 151V152H6ZM8 151H10L9 152V156L7 155V153H8ZM18 153H17V152ZM42 151H43V153H42ZM102 151V152H101ZM128 151V152H127ZM130 151V152H129ZM135 153H134V152ZM139 151V152H138ZM142 151V152H141ZM147 151V152H146ZM163 151V152H162ZM166 153H165V152ZM179 151H181V153L179 152ZM208 151V152H207ZM219 151V152H218ZM223 151V152H222ZM231 151V152H230ZM256 151V152H255ZM14 152V153H13ZM23 152H24V154H23ZM46 152V153H45ZM47 152H48V154H47ZM54 152V153H53ZM57 152H59V153H57ZM82 152H83V154H82ZM117 152V153H116ZM121 152V153H120ZM132 152V153H131ZM153 152V153H152ZM158 152V153H157ZM162 152V153H161ZM187 152V153H186ZM192 152V153H191ZM201 152V153H200ZM210 152V153H209ZM212 152V153H211ZM251 152V153H250ZM255 152V153H254ZM3 153V154H2ZM27 153V154H26ZM42 155H41V154ZM49 153H51V154H49ZM96 153V154H95ZM101 153V154H100ZM110 153V156L108 155ZM116 153V154H115ZM128 153L130 154V156L128 155ZM137 153V154H136ZM141 153V154H140ZM144 153V154H143ZM148 153V155L146 156V154ZM154 153H156V154H154ZM165 153V155L167 154L168 156H170V157H168L167 155V157L165 158V155H163ZM174 153H176V154H174ZM231 153V154H230ZM238 153V154H237ZM13 154V155H12ZM16 156H15V155ZM17 154H18V157H17ZM23 154V155H22ZM32 154V155H31ZM35 154H36V156H35ZM39 154V155H38ZM54 154V155H53ZM81 154V155H80ZM87 154V155H86ZM100 154V155H99ZM105 154H107V155H105ZM126 154L128 155L127 157H126ZM137 156H139V157H137ZM143 154V155H142ZM154 154V155H153ZM159 154V155H158ZM186 154V155H185ZM188 154H190V155H188ZM220 154V155H219ZM223 154V155H222ZM243 154V158H242V156H238V155H242ZM244 154H246V155H244ZM257 154V155H256ZM258 154H259V156H258ZM86 155V156H85ZM91 155V156H90ZM96 155V156H95ZM98 155V156H97ZM105 155V156H104ZM122 155V156H121ZM133 155V156H132ZM141 155V156H140ZM157 155V156H156ZM178 155V156H177ZM180 155H181V157H180ZM185 155V156H184ZM197 155V156H196ZM201 155V156H200ZM209 155H211V156H213V157H211V156H209ZM219 156V158H218V156ZM231 155V156H230ZM232 155H234L233 156V158H232ZM254 155V156H253ZM6 156V159L4 158V157ZM12 156V157H11ZM15 156V157H14ZM22 156H23V158L25 157L26 158V156H27V158H26V160L25 159H23L22 158ZM38 156V157H37ZM41 157V159H40V157ZM47 156H48V158L49 157H51V158H47ZM80 156V157H79ZM83 156V157H82ZM90 156V157H89ZM94 158H93V157ZM100 156H102V158L100 157ZM150 156H152L153 157V159H150L149 157ZM161 156V157H160ZM184 156V157H183ZM188 156H190V158H188ZM192 156V157H191ZM193 156H195V158L193 157ZM200 156V157H199ZM206 156V159H207V157H208V160H210V161H208L207 160V162H206V159L204 158ZM215 156V157H214ZM225 156L227 157V158H225ZM239 158V157H241V158H237V157ZM245 156V157H244ZM260 156H262L263 158H261ZM11 157V158H10ZM29 157H32V158H29ZM46 157V158H45ZM98 157L100 158L99 160H102L101 162L99 161V160H97L98 159ZM106 157H108V158H106ZM110 157H111V159H110ZM130 159H129V158ZM132 157V158H131ZM141 157V159H139ZM163 157V158H162ZM224 157V158H223ZM261 159H260V158ZM2 158H4L5 159V161H7V162H4V166H2L3 165V159ZM10 158V159H9ZM12 158H14V159H12ZM17 158V160H15ZM18 158H21V159H18ZM37 158V159H36ZM53 158H56V160L55 159H53ZM80 158L82 159V160H80ZM88 158H90V162H88L89 160H87L86 161V159H88ZM113 158V159H112ZM128 158V159H127ZM160 160H159V159ZM162 158V159H161ZM175 158V159H174ZM177 158V159H176ZM180 158V159H179ZM182 158H184V160L182 159ZM247 158V160H245ZM35 161H34V160ZM44 159H45V161H44ZM47 159V160H46ZM52 161H51V160ZM95 159L97 160V161H95ZM118 159H120V160H122V161H120V160H118ZM124 159V160H123ZM132 159V160H131ZM138 159H139V161H140V163L138 164ZM150 161V163H148L149 161ZM155 159V160H154ZM157 159V160H156ZM171 160V161H169V160ZM172 159H174L175 161H173ZM193 159V160H192ZM201 159V160H200ZM213 159V160H212ZM216 159V160H215ZM217 159H218V161H217ZM223 161H222V160ZM225 159V160H224ZM236 159L237 160H239L238 162L236 161ZM244 159V160H243ZM258 159H259V161H258ZM14 160V161H13ZM21 160H22V163H18V162H21ZM23 160H25L24 162H23ZM56 161V163H55V161ZM80 162H82V163H80ZM92 160V161H91ZM116 160H118V161H116ZM131 160V161H130ZM133 160H135V161H133ZM141 160H142V162H141ZM193 161L195 164V167L193 166V162L191 163V161ZM235 160V161H234ZM262 160V161H261ZM10 161H12L11 163H13V165H15V166H12V164L10 163ZM49 161H51L48 165H47V162H49ZM93 161H95V162H93ZM105 161V162H104ZM125 161L126 162H129L128 163V165H127V163H125ZM147 161V162H146ZM152 161V162H151ZM157 161V164L155 163V162ZM159 161V162H158ZM162 161V162H161ZM164 161H166V162H170L169 164L168 163H165ZM174 163H173V162ZM196 161V162H195ZM222 163H221V162ZM248 161V162H247ZM18 163V164H22L21 165V167H20V165H16L15 163ZM39 162V163H38ZM55 163V165H53L52 163ZM113 162V163H112ZM118 162V163H117ZM134 162H136V163H134ZM177 162H180L179 163V165H178V163ZM185 162V164H183ZM204 162H205V165H203L204 164ZM214 162V163H213ZM226 162H227V164H226ZM245 162V163H244ZM262 164H261V163ZM6 163H8V164H6ZM30 163H32V166H31V164ZM88 163H90V165L88 164ZM94 163V166L92 165V164ZM116 165H115V164ZM121 163H123V164H121ZM132 163V164H131ZM141 163H143V164H141ZM146 163L148 164V165H150V166H148V165H146ZM152 163H154V164H152ZM163 163V164H162ZM189 165H188V164ZM191 163V164H190ZM203 163V164H202ZM209 163V164H208ZM210 163H211V165H210ZM229 163H230V165H229ZM234 163H237V165L235 164L234 165ZM253 163V164H252ZM27 164V165H26ZM33 164H34V166H33ZM37 166H39V167H37L36 168V165ZM40 164V165H39ZM46 164V165H45ZM97 166H99V169H98V167H96V165ZM101 164V165H100ZM109 164V165H108ZM121 164V165H120ZM124 164H126L125 166H124ZM141 164V165H140ZM165 164H167L170 168H168V166H167V168H166V166H165ZM173 164V165H172ZM175 164H177V165H175ZM183 164V165H182ZM187 164V165H186ZM252 166H251V165ZM9 165H11V167L9 166ZM57 165V166H56ZM104 165V166H103ZM114 165V166H113ZM130 165V166H129ZM132 165H134V166H132ZM137 165V167H135ZM139 165V166H138ZM144 166V167H141V166ZM154 165H156V166H154ZM163 165V166H162ZM182 165V167H180ZM209 167H208V166ZM224 165V166H223ZM227 165H229L227 168H225ZM248 165H250V166H248ZM24 166H26V167H24ZM30 166V167H29ZM41 166V167H40ZM54 166V167H53ZM78 165H76L75 167H77ZM90 166V167H89ZM108 166V167H107ZM112 166L115 168V166H117V168H115V170L116 169H118L119 168V166L121 167V168H119V171L117 170V171H115L114 172V168H112ZM162 166V167H161ZM165 166V167H164ZM177 166V167H176ZM185 166H186V169H185ZM207 166V167H206ZM220 166H223V167H221L220 168ZM233 166H235V167H233ZM253 166H255V167H257V168H254ZM4 167V168H3ZM5 167H7V170L8 171H6V168ZM14 167H15V169H14ZM44 169H43V168ZM53 167V168H52ZM56 167V168H55ZM86 167V171L84 170V168ZM93 167V168H92ZM101 167V168H100ZM123 167L126 169L127 168V171L128 172H126V170L125 169H123ZM129 167L131 168V167H133V168H131V169H129ZM141 167V168H140ZM146 167V168H145ZM154 167H155V169H157L158 168V171L157 170H155L154 169ZM159 167H160V169H159ZM183 167H184V169H183ZM203 167V168H202ZM217 167V168H216ZM230 167V168H229ZM261 167V168H260ZM29 168V170H28V172H27V170H25V169H28ZM92 168V169H91ZM135 168V169H134ZM149 168H150V170H149ZM152 168V169H151ZM175 168H177V169H175ZM195 168V169H194ZM211 169V171L209 170V169ZM219 168H220V170H222L223 172H221L220 170H219ZM241 168V169H240ZM244 168V169H243ZM251 168H254V169H251ZM258 168H260V169H258ZM262 168V169H263ZM2 169V170H1ZM21 169H23V170H21ZM33 169H36V170H38V171H35L36 173H34L33 174ZM59 169V170H58ZM88 169V170H87ZM96 169H98V170H96ZM103 169V170H102ZM122 169V170H121ZM166 169H168V170H166ZM171 169H175V170H171ZM180 169V170H179ZM201 169V170H200ZM205 169H206V171H208V172H205ZM229 169H231V171L229 170ZM232 169H234V170H232ZM248 169V170H247ZM5 170V171H4ZM18 170H20V172L18 171ZM26 171V173H25V171ZM41 170H43V171H41ZM51 172H50V171ZM52 170H54V171H52ZM94 170V171H93ZM105 170V171H104ZM113 170V171H112ZM132 170V171H131ZM137 170H139L140 171V173H139V171H137ZM149 170V171H148ZM155 170V171H154ZM168 171V173L167 172H165V171ZM183 171V173H181L182 171ZM194 172H193V171ZM199 171V173H198V171ZM203 170V171H202ZM214 171V173H213V171ZM244 170V171H243ZM246 170V171H245ZM259 170V171H258ZM4 171V172H3ZM9 171H10V174H8L9 173ZM45 171V172H44ZM48 171V172H47ZM56 171H59V172H61V173H59V172H56ZM65 171V172H64ZM67 171V172H66ZM80 171H82V172H80ZM92 171V172H91ZM95 171H96V173H95ZM102 171H103V173H102ZM111 171V173H109ZM122 171V172H121ZM130 171V172H129ZM160 171H161V173H160ZM186 171H187V173H186ZM190 172V175L188 174L189 172ZM197 171V172H196ZM220 171V172H219ZM225 171V172H224ZM237 172V175H238V173L240 174V176L238 175V176H236L235 177V175H236V172ZM14 173V174H12V173ZM16 172H17V174H16ZM43 173V175L45 174V176H47L44 180L42 179L43 177V175H42V173ZM55 172V173H57V174H55L56 176L58 175V177H56L55 175H53V173ZM87 172L88 173V175H84L85 177H83L82 175L83 174H85V173ZM91 172V173H90ZM93 172H94V174H93ZM99 172V173H98ZM112 172H114L113 174H112ZM153 174H152V173ZM175 172V173H174ZM178 172V173H177ZM191 172H193V173H191ZM201 172H203V173H201ZM206 174H205V173ZM212 172V173H211ZM259 172V173H258ZM7 175H6V174ZM23 173V174H22ZM25 173V174H24ZM32 173V174H31ZM59 173V174H58ZM66 175H65V174ZM82 173V174H81ZM86 173V174H87ZM100 173H102V174H100ZM120 173H121V176H119L120 175ZM124 173V174H123ZM131 173V174H130ZM133 173V174H132ZM135 173H136V175H137V177H136V175H135ZM148 174L147 176H146V174ZM151 175H150V174ZM155 173H159V174H156V175H154ZM173 175H175L176 177H177V179L175 178V176H173L172 177V174ZM179 173H181V175H179ZM194 173L196 174V173H198V175H194ZM218 173V174H217ZM223 175L224 177H222V178H219L220 176H218V175ZM224 173V174H223ZM232 173H233V175L234 176H232ZM235 173V174H234ZM262 173V174H261ZM18 174H20V175H18ZM31 174V175H30ZM47 174V175H46ZM62 174L63 175H65V176H62ZM81 174V175H80ZM116 174V175H115ZM118 174V175H117ZM138 174H139V176H138ZM144 174V175H143ZM162 174H163V176L164 177H161L162 176ZM167 174V176H165ZM176 174H178V175H176ZM186 174H188V175H186ZM193 174V175H192ZM201 176H200V175ZM209 174H213V175H215L214 177H213V175H212V177H211V175L210 176H208L209 178H207L206 176L207 175H209ZM249 174H251V176L249 175ZM254 174L255 175H257V177L255 176L254 177ZM9 175V176H8ZM23 175V176H22ZM30 175V176H29ZM60 175V176H59ZM92 175V176H91ZM95 175V176H94ZM102 177H101V176ZM106 175H108V176H106ZM115 175V177H113L114 179H112V178H108V177H112V176H114ZM126 175V176H125ZM127 175H130V176H127ZM143 177H141V176ZM155 177H154V176ZM171 176L170 177V179H167V178H169V176ZM184 175H186L185 177H184ZM202 175H203V177H202ZM206 175V176H205ZM253 175V176H252ZM258 175H259V178L260 179H257L258 178ZM261 175V176H260ZM16 176V177H15ZM21 176V177H20ZM24 176H26V178H24ZM28 176V177H27ZM52 176H53V178H52ZM79 176V178H78V180H77V177ZM104 176H105V179H104ZM151 176V177H150ZM179 176H181V179L180 178H178ZM204 176L206 177L205 178V180L203 179L204 178ZM230 176H232V177H230ZM247 176H249V180H248V177ZM10 177H14V178H10ZM33 177H34V180H37V178L39 179V181H34V180H32L33 179ZM51 177V179H49ZM65 179H64V178ZM81 177H83V178H81ZM91 177H93V179L91 178ZM95 177V178H94ZM97 177V178H96ZM126 177V178H125ZM131 178V179H128V178ZM133 177V178H132ZM141 177V178H140ZM159 177V178H158ZM188 177V178H187ZM191 177H192V179L194 180V181H191L192 179H191ZM202 179H201V178ZM216 177V178H215ZM235 179H234V178ZM244 177H245V179H244ZM247 177V178H246ZM252 177H253V179H252ZM7 178V179H6ZM8 178H10V180L12 179L14 182H11L10 180V182L8 183L7 182V180H8ZM16 178H18V180L16 179ZM54 178H56V179H54ZM59 178L62 180H60L59 181ZM99 178H101V179H99ZM123 178V179H122ZM159 180H158V179ZM187 178V179H186ZM197 178V179H196ZM200 178V179H199ZM210 178H214L213 179V184L211 183V184H209L210 182H212V179H210ZM218 178H219V180H218ZM228 178V179H227ZM238 178V179H237ZM240 178H241V180H240ZM23 179V180H22ZM52 179H54L53 180V182H52ZM66 179L67 180H70V181H66ZM71 179H73V180H71ZM80 179H81V182H82V185H81V182H80ZM84 179H86V180H84ZM92 179V180H91ZM102 179H104V180H102ZM117 179V180H116ZM133 179V182L131 181ZM139 180V183H138V181H134V180ZM146 179V180H145ZM149 179V180H148ZM156 182H154L153 180ZM155 179H157V180H155ZM162 179V180H161ZM172 179V180H171ZM173 179L176 181H174L173 182ZM185 179V180H184ZM190 181H189V180ZM207 179V180H206ZM232 179H234V180H232ZM254 181H252V180ZM262 179V180H261ZM4 180H6V181H4ZM30 180H32V181H30ZM42 180V181H41ZM50 181V182H52V183H50V182H48V181ZM56 180V181H55ZM75 180V181H74ZM88 180V181H87ZM90 180V181H89ZM94 180V181H93ZM100 181L101 180V182L102 181H105V182H99L98 183V181ZM112 182V183H110V181ZM112 180H114V182L115 183H113V181ZM121 182H120V181ZM127 180H130L129 182H130V184L128 183V181ZM145 180V181H144ZM164 183H162L161 181ZM171 180V181H170ZM179 180V181H178ZM185 181V183H184V181ZM197 180V181H196ZM204 180V181H203ZM209 180H211V181H209ZM226 180V181H225ZM237 180H239L241 183H239V181H237ZM242 180H247L245 183L242 181ZM15 181H17V182H15ZM41 181V182H40ZM59 181V182H58ZM63 181H65V182H63ZM75 183H74V182ZM77 181V182H76ZM87 181V182H86ZM92 181V182H91ZM109 181V182H108ZM125 181V182H124ZM143 181H144V183H143ZM147 181V184L145 183ZM149 181H152L153 183H154V185L156 186H154L153 185V183L152 182H149ZM164 181H166V182H164ZM168 181V182H167ZM178 181V182H177ZM191 182L190 184L188 183L187 184V182ZM224 181V182H223ZM231 181H232V183H231ZM236 182V184H241V185H239V186H237L234 182ZM252 181V182H251ZM258 181V182H257ZM5 184H4V183ZM18 182H21V183H18ZM30 182H31V184H30ZM34 182V183H33ZM43 182H45V183H43ZM54 182H57V183H55V185H54ZM61 182H63V183H61ZM67 182V183H66ZM69 182H70V185H69ZM87 183L86 184V186H85V183ZM94 182L96 183V184H94ZM124 184H123V183ZM127 182V183H126ZM150 184H149V183ZM161 182V183H160ZM201 183L202 182V184L204 183V185H205V183H207V185L208 186H206L205 185V187H204V185H202L201 186V184L199 185H197V183ZM215 182V183H214ZM216 182H217V184H222V185H224L225 187L227 186V190L229 191V189L230 188H232L230 191L231 192H237V190H238V192H240L241 191V193L243 194V193H248L249 194V192H250V194L248 195V196H250L251 195V197H250V199H252L251 201H250V199L248 198H246L247 196H244L243 195V197H238L237 196V198H226V197H223L222 198V196H219V194H214V192L211 190V189H209L208 187H210V188H212V186H215V185H217L216 184ZM256 182V183H255ZM260 182V183H259ZM16 185H15V184ZM27 183H29V186H28V184ZM38 183H39V185H42V184H45L46 186H47V184H48V187H46L47 188V190H45L43 187H42V189L40 190V187H38L37 185H38ZM59 183H61V184H59ZM66 183V184H65ZM72 183V184H71ZM104 183H105V185H104ZM120 183V184H119ZM132 183V184H131ZM170 183V184H169ZM195 183V184H194ZM248 183V184H247ZM253 183H255L254 185L255 186H257V184L259 183L260 184V186H261V184H262V186L260 187L259 186V184H258V187H256V189H255V186L254 185H251V184ZM7 184V185H6ZM10 184H14L13 186L12 185H10ZM52 184H53V187H52ZM74 184V186H71V185H73ZM78 184V185H77ZM88 184L90 185V187H88ZM98 184H101V186L100 185H98ZM102 184H103V186H102ZM109 184H111V185H109ZM117 184V185H116ZM119 184V185H118ZM123 184V185H122ZM127 184H128V186H127ZM140 186H139V185ZM143 184H145L146 185V187H144L143 186ZM151 185V186H149V185ZM172 184V185H171ZM179 184H181L182 185V187H181V185H179ZM185 184V185H184ZM192 184V185H191ZM230 184L232 185V186H230ZM1 185H3V187L1 186ZM7 186L6 188L4 187V186ZM10 187H9V186ZM20 185H22L23 186V188H22V191L24 190V193H22V191H21V186ZM64 185H68L67 186V188H66V186H64ZM75 185H77V186H75ZM79 185L80 186H82L81 188L79 187ZM92 185V186H91ZM106 185H107V187H108V189H109V191H107L108 189H107V187H106ZM115 185V186H114ZM121 185V188L119 187ZM133 186L132 187V190H131V187L130 186ZM136 185L138 186V188L136 187ZM161 185V186H160ZM162 185H166V186H162ZM180 186V187H178V186ZM189 185H191V187H187V186ZM194 185V186H193ZM236 185V186H235ZM251 185V186H250ZM14 186H16V187H14ZM35 186H36V188L38 189V190H35L36 188H35ZM50 186L52 187L51 189L53 190H51V189H49V190H51L50 192L48 191V188H50ZM71 188H70V187ZM94 186V187H93ZM98 186V187H97ZM118 186V187H117ZM125 186H127V187H130V188H128L129 189V191H133L134 190V192H133V195L134 196H130V195H132V192L130 193L129 191H128V189H127V187H125ZM153 186L155 187L154 189H153ZM171 188H173V189H171ZM195 186H197V187H199V188H197V187H195ZM201 186V187H200ZM243 186V187H242ZM248 186V187H247ZM25 187H28L27 189L29 190H27ZM29 187H31V188H29ZM61 189H60V188ZM63 187V188H62ZM73 187V188H72ZM87 187V188H86ZM136 187V188H135ZM143 187V188H142ZM157 187H159L158 189L160 190H158V189H156ZM166 187V188H165ZM169 187V188H168ZM186 187V188H185ZM192 187H195V188H192ZM206 188V189H204V188ZM230 187V188H229ZM236 187V188H235ZM242 187V188H241ZM251 189H253V190H255L254 192H252L253 190H251ZM254 187V188H253ZM10 190H9V189ZM16 188V189H15ZM61 190V193L62 194H64V192H65V194H68V193H71V191H76L77 192V190H78V188H79V190H81V192L83 191V194L78 190V194H80L81 196H82V198H83V195H84V198H83V204L82 205H80L79 207L78 206H76V208H77V210L76 211H74L76 208H75V206H74V208L73 207H63V208H61L62 206L61 205H59V204H57V202H55V203H52L51 202V205H50V202H49V205H48V202H47V200L46 199H44L46 196H44V194L45 195H47V194H49V195H54V193L57 195L58 193V195H62L61 193H60V190ZM74 188H77V189H74ZM91 188H94V189H91ZM99 189V190H97V189ZM116 188V189H115ZM123 188H125L124 190H122ZM145 188H147V189H145ZM150 188H152V189H150ZM164 188V189H163ZM168 188V189H167ZM176 188V189H175ZM181 190H180V189ZM189 188V189H188ZM240 190H239V189ZM6 189V190H5ZM11 189L12 190H14V191H11ZM58 189V190H57ZM68 189V191L66 192V190ZM88 189V191H86ZM96 189V190H95ZM102 189V190H101ZM105 189V190H104ZM118 189H120V190H118ZM140 189V190H139ZM147 191V193H149L148 195H147V193H146V191ZM170 189V190H169ZM175 189V190H174ZM187 189V190H186ZM200 189H202L201 191H200ZM209 189V190H208ZM246 191H245V190ZM4 190H5V192H4ZM18 190H19V192H18ZM35 190V191H34ZM56 190H57V192H56ZM93 190V191H92ZM101 190V191H100ZM113 190V191H112ZM116 191V193H113V192H115ZM151 190H153V192H152V194L150 193L151 192ZM176 190H177V192L178 193H175V194H177V195H175V194H173V196L171 195L172 194V191H174V192H176ZM183 190V191H182ZM190 192H189V191ZM191 190H192V192H191ZM198 190V191H197ZM233 190V191H232ZM257 190V191H256ZM261 190H263V193L261 192L260 193V191ZM11 192L12 194H9V192ZM32 191L34 192V194H31L32 193ZM41 191H43V193L41 192ZM45 191V192H44ZM92 191V196H90L91 194H90V192ZM98 191V192H97ZM100 191V192H99ZM120 192V194H119V192ZM126 191H127V193H126ZM138 191V192H137ZM142 191H144L145 193H146V195L144 194V192L142 193ZM149 191V192H148ZM155 191H157V192H155ZM162 191V192H161ZM164 191H166V192H164ZM167 191H169V192H167ZM181 191V192H180ZM188 191V192H187ZM193 191H195V193L193 192ZM200 191V192H199ZM203 191V192H202ZM249 191V192H248ZM31 192V193H30ZM43 194H41V193ZM102 192V193H101ZM109 192V193H108ZM122 192V193H121ZM129 192V193H128ZM135 192H137V194H139V196L138 195H136V193ZM155 192V193H154ZM163 192L165 193V195L166 196H164L163 195ZM173 192V193H174ZM183 192H185V193H183ZM206 192V193H205ZM207 192H209L208 194H207ZM18 193V194H17ZM22 193V194H21ZM37 193V194H36ZM47 193V194H46ZM52 193V194H51ZM84 193H86V194H84ZM96 195H94V194ZM109 195H108V194ZM125 193V194H124ZM154 193V194H153ZM188 193V194H187ZM191 193H192V195H191ZM197 193V194H196ZM203 193V194H202ZM208 195L209 197H207L206 195ZM4 194V195H3ZM24 194V195H23ZM26 194L29 196V197H27L26 196ZM39 194V195H38ZM89 194V197L87 196ZM97 194H99V195H97ZM107 194V195H106ZM111 194V195H110ZM113 194H115V195H113ZM116 194H118L117 196L119 197V199H118V204H117V202H115V200L117 201V199L116 198H118L117 196H116ZM141 194H142V196L144 195V197L142 198V196H141ZM158 194V195H157ZM213 196H212V195ZM254 194V195H253ZM259 194V195H258ZM15 195V197H17L16 195H18L19 197H17V199L16 198H14L13 196ZM35 195H36V198H34L35 197ZM41 195V196H40ZM101 195V196H100ZM120 195V196H119ZM121 195H123L122 197L125 199H123L122 200V197H121ZM125 195H126V197H125ZM152 195V196H151ZM156 195V196H155ZM162 195H163V197H162ZM170 195V196H169ZM185 195V197L183 198V196ZM195 195V196H194ZM215 195V196H214ZM217 195H218V198L216 199V197H217ZM257 195V196H256ZM5 198H4V197ZM12 197V198H10V199H8L9 197ZM26 196V197H25ZM32 196H34L33 197V199H32ZM93 196H94V198H93ZM98 196V197H97ZM103 196V197H102ZM104 196L105 197H107V200H105L106 198H104ZM108 196H110V199H109V197ZM114 196V197H113ZM146 196V197H145ZM158 197V196H160L158 199L157 198H155V197ZM178 196V197H177ZM180 196V197H179ZM193 196V197H192ZM204 196V197H203ZM260 196V197H259ZM20 197H21V199H20ZM37 197H39L40 198V200H39V198H37ZM87 199H86V198ZM97 199H96V198ZM102 197V198H101ZM114 199H113V198ZM121 197V198H120ZM132 198V200H131V198ZM169 197V198H168ZM175 197H177V198H175ZM190 197V199H188ZM197 197V198H196ZM199 197V198H198ZM205 197H207V198H205ZM215 197V198H214ZM253 197V198H252ZM255 197V198H254ZM0 198V199H1ZM30 199V200H32V203H31V201H29L28 199ZM44 199V200H42V199ZM89 198V199H88ZM90 198L92 199L91 201H93L94 199H96L94 202H93V204H91L90 202ZM100 198V199H99ZM128 198V199H127ZM166 198V199H165ZM168 198V199H167ZM174 198V199H173ZM179 198V199H178ZM181 198H183V200H181ZM193 198V199H192ZM211 198V199H210ZM226 198V199H225ZM245 199V201H243L244 199ZM260 198V199H259ZM6 199V200H5ZM12 199V200H11ZM34 199H37V201L40 203H37V201L35 202V200ZM101 200V201H99V200ZM140 199H142V200H140ZM201 201H200V200ZM203 199H204V201H203ZM212 199H214V200H212ZM223 199L225 200V201H223ZM240 199V200H239ZM242 199V200H241ZM248 201H247V200ZM6 202H5V201ZM7 200H8V203H7ZM15 200H17V201H15ZM26 200V201H25ZM113 201L114 203H116V204H114L113 202H111V201ZM119 200H121V202L119 201ZM129 200V201H128ZM130 200H131V202H130ZM136 200V201H135ZM143 200H145V201H143ZM154 200H158L157 202L156 201H154ZM160 200V201H159ZM164 200V201H163ZM165 200H169V202L171 203H169V202H167V201H165ZM179 200V202H177ZM181 200V201H180ZM189 200V201H188ZM192 200V201H191ZM215 200H217V201H215ZM4 201V202H3ZM14 201V202H13ZM19 201H22V202H20L19 203ZM24 201V202H23ZM28 201V202H27ZM33 201H34V204H33ZM41 201V202H40ZM45 201H46V204H45ZM88 201H89V203H88ZM98 201V202H97ZM123 201V202H122ZM125 201H127V202H125ZM137 201H139L138 202V204H137ZM147 201V202H146ZM162 201V202H161ZM174 201H175V204H174ZM185 201H188V202H185ZM194 201V202H193ZM199 201V202H198ZM218 201H219V203H218ZM235 201H239L238 202V204L239 205H241V207H239V209L241 208V212H238V211H235L234 210V207H235V205L236 206H238V204H237V202H235ZM1 202H3V203H1ZM30 202V203H29ZM44 202V203H43ZM86 202H87V204H89V205H85L86 204ZM100 202H101V204H100ZM108 202V203H107ZM119 202H120V204L121 205H123L122 207H120L121 205H119ZM134 202V203H133ZM136 202V203H135ZM142 202V203H141ZM145 202H146V204L147 205H149L148 207H149V209H148V207H147V205L145 204ZM151 202H153V204L151 203ZM162 203V205H157V206H155L154 207V205H156L157 203H159V204H161ZM164 202V203H163ZM165 202H166V208H165V205H163V204H165ZM181 202V203H180ZM190 202L192 203V204H190ZM211 202V203H210ZM223 204H222V203ZM246 202V203H245ZM247 202H248V206H247ZM250 202V203H249ZM261 202V203H260ZM6 203V204H5ZM17 203H19V204H17ZM27 203V204H26ZM37 203V205H35ZM42 203L43 204H45V205H43V206H41L42 205ZM97 203H98V205H97ZM104 203V204H103ZM125 203V204H124ZM126 203H128V204H130V207H129V205L127 204V206H126ZM177 203V204H176ZM179 203V204H178ZM196 203V204H195ZM198 203H199V205H198ZM205 203H207V205L205 204ZM213 203H216V204H213ZM221 203V204H220ZM231 203L233 204V205H231ZM245 203V204H244ZM259 203V204H258ZM7 204H9V205H11V204H13L15 207H13V205H11V206H8ZM21 204H22V206H21ZM95 204V205H94ZM110 204V205H109ZM112 204H114V205H116V206H118V207H115V208H113V205ZM132 204H134V205H132ZM136 204V205H135ZM153 206H152V205ZM175 205V206H172V205ZM181 204H183L182 206H180ZM187 204H190V205H187ZM206 206H205V205ZM211 204H213V205H211ZM218 204H219V206H218ZM225 204V205H224ZM261 204H263V205H261ZM5 205H7V206H5ZM17 205V206H16ZM28 205V206H27ZM32 205H34L33 207H32ZM47 205V206H46ZM93 206V207H90V208H88L89 206ZM97 205V206H96ZM103 205V206H102ZM109 205V206H108ZM139 205V206H138ZM151 205V206H150ZM167 205L169 206V208L167 207ZM176 205L178 206L177 208H175L176 207ZM191 205H193V206H191ZM194 205H197V206H194ZM202 205V206H201ZM229 205V206H228ZM243 205V206H242ZM251 205V206H250ZM259 205L260 206H263V207H259ZM2 206V207H1ZM20 206V207H19ZM25 206H27V207H25ZM30 206V207H29ZM49 206V207H48ZM52 206H57V208L59 209L58 211H57V213H56V208L55 207H53L52 208ZM61 206V207H60ZM85 206V208H83ZM94 206H96L95 208H94ZM104 207V208H101V207ZM106 206H107V208H106ZM134 206V207H133ZM136 206V207H135ZM187 206V207H186ZM204 206V207H203ZM211 206V207H210ZM214 206H216L215 208L217 209H215L214 208ZM228 206V207H227ZM232 206H234V207H232ZM247 206V208H245ZM8 207V208H7ZM13 207V208H12ZM37 207V208H36ZM49 208V211L50 210H52V211H54L53 213L55 214H52V215H45V213H44V211H43V209L42 208ZM51 207V208H50ZM128 207V208H127ZM144 209V211L145 212H143V210H142V208ZM145 207V208H144ZM160 207V209L158 210V208ZM162 207V208H161ZM171 207V208H170ZM182 207V208H181ZM183 207H185L184 209H183ZM188 207H189V209H188ZM190 207H193L194 208V211H193V209L192 208H190ZM196 207H197V209H199V210H197L196 209ZM224 207V208H223ZM227 207V208H226ZM231 207L233 208L232 210H231ZM244 207V208H243ZM259 208L258 210H256V212H252L251 210H252V208ZM7 209V211L5 212V209ZM10 208V209H9ZM14 209L13 210V212L16 210V212H18L19 211V213H20V211H21V213L23 214H19V213H13L12 212V209ZM29 209V210H27V209ZM55 208V209H54ZM72 208V209H71ZM82 210H81V209ZM114 210H113V209ZM116 208H117V210H116ZM125 209V211H126V213H125V211H124V209ZM131 210H130V209ZM136 208V209H135ZM139 209V211H138V209ZM152 208V209H151ZM175 208V209H174ZM181 208V209H180ZM203 208V209H202ZM10 211H9V210ZM42 209V210H41ZM62 209H64V210H62ZM71 209V211H69ZM74 209V210H73ZM86 209H87V212H86ZM90 209H92V210H90ZM99 209V210H98ZM106 209V210H105ZM110 209V210H109ZM112 209V210H111ZM146 209H147V211H146ZM166 209V210H165ZM170 209V210H169ZM182 209L184 210V211H182ZM188 209V210H187ZM206 209V210H205ZM210 209V210H209ZM212 209H215V211L214 210H212ZM230 209V210H229ZM25 212H24V211ZM90 210V211H89ZM95 212H94V211ZM103 210V211H102ZM106 211V213H105V211ZM120 210V211H119ZM122 210V211H121ZM152 210V211H151ZM161 210H163V213H162V211ZM166 212H165V211ZM173 210H174V212H173ZM177 210H180V211H176ZM197 210V211H196ZM201 210H203V212L201 211ZM210 212H209V211ZM226 210V211H225ZM228 210H229V212H228ZM9 211V212H8ZM30 211V214H28V212ZM31 211H33V212H31ZM52 211H51V213H52ZM69 211V212H68ZM80 211V212H79ZM81 211H82V213H81ZM109 211V212H108ZM114 211H115V213H114ZM118 213H117V212ZM132 211V212H131ZM142 212V214L140 215L139 214V212ZM150 211V212H149ZM154 211V212H153ZM157 211V212H156ZM167 211L169 212L170 211V213H171V211L174 213V214H172V215H170V214H167ZM186 211L188 212L187 214H186ZM198 211L200 212V213H198ZM213 211H214V213H213ZM218 211V212H217ZM227 213V215L225 216V212ZM234 211V212H233ZM243 211V212H242ZM11 212V213H10ZM24 212V213H23ZM60 212V213H59ZM62 212V213H61ZM65 212H67V214H65ZM75 212V213H74ZM80 214H79V213ZM89 212V213H88ZM92 212V213H91ZM93 212H94V214H93ZM123 212V213H122ZM137 212V213H136ZM160 212V213H159ZM179 212V213H178ZM189 212H190V214H189ZM191 212H192V214H191ZM195 212V213H194ZM205 212V213H204ZM207 212V213H206ZM209 212V213H208ZM238 212V213H237ZM33 214V216L35 217H33L32 216V214ZM103 213V214H102ZM108 213V214H107ZM114 213V214H113ZM131 213V214H130ZM134 213H136V215L134 214V216H133V214ZM151 215V217H150V215ZM154 213V214H153ZM162 213V214H161ZM204 213V214H203ZM221 213V214H220ZM224 213V214H223ZM254 213H257V214H254ZM8 214H10V215H8ZM12 214V215H11ZM14 214H17V215H15L14 216ZM34 214H36V215H34ZM59 214V215H58ZM64 214V215H63ZM74 214H76V216L74 215ZM85 214H87V215H85ZM100 214H102L101 216H100ZM106 214V215H105ZM112 214V215H111ZM116 214H123L124 215V217H122L121 218V216H118L117 217V215ZM126 214V215H125ZM128 214H130V216L131 217H129L128 216ZM139 214V215H138ZM145 214V215H144ZM147 214V215H146ZM178 216H177V215ZM181 214H184V215H181ZM189 214V216H185V215H188ZM203 214V215H202ZM219 216H218V215ZM241 216H240V215ZM254 214V215H253ZM24 215L26 216V217H24ZM31 217V219H30V217ZM54 215V216H53ZM58 215V222H56L55 220L57 219L56 218V216ZM60 215H62V217L64 216L65 218H66V220H69V217H71L70 218V220H69V222L71 221V219H72V221H73V219H75L74 221H73V223H71V225L73 226H71L70 227V224H69V222L68 221H66L65 220V218L63 219L64 220V223L62 222L63 220H61V218L62 217H60ZM70 215V216H69ZM80 215H81V217H80ZM82 215H85L84 217L82 216ZM108 215H110L109 217H108ZM122 215V216H123ZM154 215V216H153ZM157 215H159L158 217H159V220H158V218L155 220V218L157 217ZM162 215V216H161ZM163 215H165V217H163ZM167 215H169L168 217H167ZM175 215H176V217H175ZM209 215V216H208ZM230 215H234V216H230ZM238 215V216H237ZM1 216H0V218H1ZM9 216V217H8ZM11 216V217H10ZM27 216H28V218H27ZM53 216V217H52ZM68 218H67V217ZM106 216V217H105ZM112 216H114V217H112ZM115 216H116V218L118 219H115ZM129 218H128V217ZM149 218V219H147L146 218V220H145V218ZM149 216V217H148ZM156 216V217H155ZM175 218H174V217ZM180 216V217H179ZM203 216V217H202ZM215 216V220H214V217ZM225 216V217H224ZM235 216H237V217H235ZM9 219V218H11V219H9V220H7V218ZM16 217H18V218H16ZM46 217V218H45ZM60 217V218H59ZM79 217H80V219L82 220H84L86 217V220L85 221H87L88 223H86V222H83V221H81L80 219H79ZM89 217V218H88ZM95 217V218H94ZM102 217V218H101ZM120 217V218H119ZM125 217H126V219H125ZM134 217H137L136 219L134 218ZM142 217V218H141ZM153 217V218H152ZM160 217H162L161 219H160ZM194 217H196V219L194 218ZM201 219H200V218ZM217 217H218V221H217ZM233 217V218H232ZM255 217V218H254ZM259 217V218H258ZM24 218V219H23ZM27 218V219H26ZM51 219V220H49V219ZM53 218H55V219H53ZM93 218H94V220H93ZM152 218V219H151ZM164 218V219H163ZM169 220H168V219ZM173 218V219H172ZM182 219V221H181V219ZM185 218H186V220H185ZM205 218V224L203 223L204 222V220H202V219H204ZM207 218V219H206ZM213 218V219H212ZM224 218V219H223ZM248 218V219H247ZM19 220V222L17 223V221L16 220ZM44 219H45V221L47 222H49V223H45V226H43V221H44ZM47 219V220H46ZM89 219V220H88ZM100 219H102V220H100ZM121 219V220H120ZM129 219V220H128ZM132 219H133V221H132ZM135 219V220H134ZM139 219V220H138ZM150 219H151V221H150ZM184 219V220H183ZM220 219V220H219ZM228 221H227V220ZM237 219H238V222H237ZM260 219H262V221L260 220ZM2 220H4L5 222H3L2 223ZM24 220H26V221H24ZM52 220H54V221H52ZM92 220L95 222V224H94V222H92ZM99 220V221H98ZM110 220V221H109ZM145 220V221H144ZM148 220V221H147ZM174 220V221H173ZM177 220V221H176ZM208 220V221H207ZM211 220H212V223H215V224H212L211 223ZM226 222H225V221ZM230 220V221H229ZM232 220L234 221V222H232ZM9 221H11V222H9ZM29 221H31V222H29ZM37 221H39V223H40V225H39V223L37 222ZM44 221V222H45ZM52 221V222H51ZM61 221V222H60ZM77 221V222H76ZM101 221H103L104 223L102 224V222ZM106 221H107V223H106ZM118 221H120V222H118ZM125 221V222H124ZM127 221H129V222H127ZM137 221V222H136ZM143 221V222H142ZM147 221V222H146ZM163 222V224H162V222ZM165 221V222H164ZM202 223H201V222ZM208 223H207V222ZM214 221V222H213ZM240 221V222H239ZM243 221V222H242ZM255 221V222H254ZM261 223H260V222ZM7 222V224L8 225H4V223H6ZM21 222V223H20ZM38 224H37V223ZM66 222V223H65ZM76 222V223H75ZM80 222H83V223H80ZM98 222H100L99 224H98ZM156 222H158V223H156ZM171 222V223H170ZM174 222V223H173ZM179 222H181V223H179ZM183 222V223H182ZM194 222V223H193ZM217 222H218V224H217ZM223 222V223H222ZM254 222V223H253ZM30 223V224H29ZM51 223H53L52 225H51ZM54 223H57V227H56V224H54ZM61 223H63V224H61ZM69 225H68V224ZM78 223V224H77ZM80 223V224H79ZM90 223H92V224H90ZM116 223H118V224H116ZM122 224V225H120V224ZM129 223V224H128ZM134 224V226H133V224ZM135 223H136V225H135ZM138 223V224H137ZM143 223H146V224H143ZM173 223V224H172ZM189 223H191V225L189 224ZM197 224V225H194V224ZM199 223H200V225H199ZM207 223V224H206ZM210 223H211V226H210ZM220 223H222V224H220ZM227 223V224H226ZM230 223H232V224H230ZM237 223V224H236ZM240 223V224H239ZM12 224H13V226H12ZM14 224H15V226H14ZM18 224H20L19 226H18ZM77 224V225H76ZM81 224H83V226L81 225ZM96 224H98V225H96ZM117 226H116V225ZM130 226H128V225ZM141 224H142V228H141ZM159 224H161V225H159ZM167 224H169V226L167 225ZM223 224H224V226H223ZM233 224H235V225H233ZM245 226H244V225ZM255 225V226H253V225ZM4 225V226H3ZM42 225V226H41ZM47 225V226H46ZM50 225V226H49ZM55 225V226H54ZM60 225V226H59ZM62 225V226H61ZM74 225H75V227H74ZM84 225H86V227L84 228ZM88 225H89V227H88ZM90 225H93L92 227L94 228V229H91L92 227H90ZM96 225V226H95ZM109 226V227H107L109 230H107V228L105 227V226ZM111 225V226H110ZM122 226L123 227V229H121L119 226ZM125 225H127V226H125ZM144 225H145V227H144ZM147 225H149V226H147ZM153 225V226H152ZM154 225H156V226H158V227H156V226H154ZM167 225V226H166ZM177 225V226H176ZM178 225H180V226H178ZM207 225L209 226V228H207ZM228 225H229V227H228ZM234 226L235 228H233L232 226ZM240 225V226H239ZM262 225V226H261ZM3 226V227H2ZM38 226V227H37ZM55 228H54V227ZM69 226V227H68ZM81 226L83 227V228H81ZM100 226H104L105 228H106V231L104 232V230H105V228L104 227H100ZM115 226V229L116 230H119V231H121V232H119V231H116L115 232V230H113L112 228ZM133 226V227H132ZM136 226V227H135ZM151 226L154 228V230L151 228ZM162 226V227H161ZM176 226V227H175ZM183 226V227H182ZM190 226V227H189ZM192 226H194V227H192ZM205 228H204V227ZM252 226V227H251ZM256 226H258V227H256ZM259 226H260V228H259ZM8 229H7V228ZM12 227V228H11ZM15 227V228H14ZM19 227V228H18ZM36 227V228H35ZM41 227H42V229H44V231L41 229ZM44 227V228H43ZM47 227V228H46ZM63 227V228H62ZM64 227H67V228H64ZM95 227H96V230L98 229V227L100 228L99 230H95ZM112 227V228H111ZM117 227V228H116ZM134 227H135V230H134ZM139 227V228H138ZM165 227H166V229L168 230H166L165 229ZM170 227V228H169ZM188 229V231L189 230H191L190 232L191 233H189L188 231H187V229ZM192 227V228H191ZM197 227V228H196ZM212 227V228H211ZM214 227V228H213ZM215 227H217L216 229H215ZM224 228V230H223V228ZM226 227V228H225ZM237 227H239V228H237ZM249 227H250V229H249ZM254 227H256V228H254ZM261 227H263V228H261ZM9 228H10V230H9ZM14 228V229H13ZM58 228V229H57ZM71 228V229H70ZM120 228V229H119ZM124 228H126L125 230H124ZM131 228V229H130ZM145 228H147V229H145ZM160 228H161V230H162V232L160 231ZM173 228V229H172ZM181 228V229H180ZM198 228H201V229H203V230H200V229H198ZM219 228H220V230H219ZM232 230H231V229ZM243 228V229H242ZM251 228H254V229H251ZM3 229H5V230H3ZM13 229V230H12ZM41 230V232L40 231H38L37 232V230ZM49 229V230H48ZM58 231H57V230ZM67 229V230H66ZM101 229H103V234H101L102 233V230ZM111 229V230H110ZM132 230V231H129V230ZM140 229V230H139ZM144 229L146 230V231H144ZM155 229H157V232L155 231ZM164 229H165V231H164ZM207 229V231H205ZM239 229V230H238ZM246 229V230H245ZM46 230V231H45ZM47 230H48V233H47ZM63 230V231H62ZM82 230V231H81ZM88 231V233H90V231H94V233H92L91 232V235L90 234H86V232ZM90 230V231H89ZM101 230V231H100ZM113 230V231H112ZM124 230V231H123ZM139 232H138V231ZM193 230H194V232H195V234H194V232H193ZM210 230V231H209ZM223 230V232H219V231H222ZM243 232H242V231ZM244 230H245V232H244ZM252 230V231H251ZM261 232H260V231ZM3 231H4V233H3ZM29 232V234H27L28 232ZM53 231H55V232H53ZM65 231H67L68 232V234L65 232ZM101 233H100V232ZM111 231V232H110ZM135 231H137V232H135ZM148 231L150 232L149 234H148ZM159 231H160V233H159ZM181 233H180V232ZM197 231H199L200 232V235H201V237H200V235L199 234H197L196 232ZM229 231H230V233H229ZM231 231H233V232H231ZM241 231V232H240ZM249 231V232H248ZM19 232V233H18ZM23 232H24V234H23ZM70 232V233H69ZM97 232V233H96ZM106 232L108 233V234H106ZM129 232H130V236L128 235L129 234ZM147 232V233H146ZM152 232H155L154 234L152 233ZM170 232V233H169ZM215 232L217 233V232H219V233H217L216 235H215ZM248 232V233H247ZM252 232V233H251ZM259 232V233H258ZM263 232V233H262ZM3 233V234H2ZM7 233H9V234H7ZM27 235H26V234ZM31 233H32V235H34V237L35 238H33V236H31ZM41 233V234H40ZM53 233V234H52ZM57 233H59V234H57ZM61 233V234H60ZM63 233H66V234H63ZM77 234V235H75V234ZM83 233V234H82ZM114 233H116L117 234V236H116V234H114ZM124 233H125V236H124ZM138 233V235H136V234ZM157 233V235H155ZM166 233V234H165ZM189 233V234H188ZM210 233V234H209ZM223 233L224 234H226V237H225V235H223ZM227 233H229V234H227ZM236 233V234H235ZM240 233L241 234H243V237L240 235ZM262 233V234H261ZM6 236H5V235ZM50 234H52V236L50 235ZM56 234H57V236H59V238L58 237H56ZM127 234V235H126ZM133 234V235H132ZM140 234V235H139ZM144 234V235H143ZM151 234H152V236H151ZM183 234H185V235H183ZM192 234H194V235H192ZM222 234V235H221ZM230 234H231V236H230ZM237 234H239V235H237ZM245 234H246V236H245ZM253 234V236L252 237H250L251 235ZM259 234V235H258ZM8 235H11V236H13V237H9ZM23 237H22V236ZM29 235L32 237H29ZM39 235V236H38ZM42 235V236H41ZM45 235V236H44ZM50 235V237H47V236H49ZM54 235H55V237L56 238H58L59 240H61V241H57V239L54 237ZM68 235V238L66 237ZM90 235V236H89ZM92 235H94V236H92ZM102 237V239L100 238V236ZM106 235V236H105ZM110 236L111 237V239H112V237H114V239H112V240H110L109 239V237L108 236ZM114 235V236H113ZM120 235V236H119ZM123 235V236H122ZM153 235H155V236H153ZM161 237H160V236ZM166 235H170L172 238L170 239V236H166ZM176 235V236H175ZM190 235V236H189ZM192 235V236H191ZM197 235H199V236H197ZM207 235L209 236V237H207ZM211 235V236H210ZM215 235V236H214ZM256 235V236H255ZM9 238H8V237ZM17 236V238H14V237H16ZM26 236V237H25ZM37 236V237H36ZM60 236H62L61 237V239H60ZM72 236V237H71ZM73 236L75 237V239H73ZM79 236H81V238L79 237ZM89 236V237H88ZM92 236V237H91ZM132 236H134L133 238H132ZM138 236V237H137ZM140 236L142 237V238H140ZM149 236V237H148ZM174 236V237H173ZM188 236V237H187ZM212 236H214V237H212ZM219 236V237H218ZM220 236H222V237H224L223 238V240H222V238L220 237ZM228 236H230V237H228ZM261 236V237H260ZM7 237V238H6ZM18 237H19V240H18ZM29 237V238H28ZM43 237V238H42ZM77 237L79 238V239H81V240H79V239H77ZM121 237V238H120ZM153 238L154 237V239L152 240L151 238ZM168 237H169V240H168ZM194 237V238H193ZM197 237L199 238L198 240H197ZM239 237V238H238ZM242 237V238H241ZM256 237V238H255ZM258 237H260V238H258ZM5 238V239H4ZM13 238V239H12ZM27 238H28V240H27ZM30 238H31V244H30ZM46 238V239H45ZM51 238H52V240H51ZM91 238V239H90ZM93 238H95V239H93ZM131 238H132V240H133V242H132V240H131ZM135 238V239H134ZM147 238V239H146ZM148 238H150L149 240H148ZM156 238L160 241V243L162 242V244H159V241L158 240H156ZM162 238H164V239H162ZM180 238V239H179ZM188 239V240H185V242H184V239ZM191 238V239H190ZM193 238V239H192ZM196 238V239H195ZM218 239L215 243H214V241H213V239ZM241 238V239H240ZM250 238H252V239H250ZM10 239V240H9ZM33 239V240H32ZM42 239H44L43 241H42ZM53 239L55 240L54 242H52L53 241ZM98 239V240H97ZM100 239H101V241H102V243H101V241H100ZM106 239V240H105ZM108 239V240H107ZM118 239V240H117ZM143 239H145V241L143 240ZM163 241H162V240ZM214 239V240H215ZM221 239V240H220ZM237 239H239V240H237ZM244 239V240H243ZM245 239H247V240H245ZM6 240V241H5ZM17 240V241H16ZM46 240V241H45ZM66 241V244H65V241ZM93 240V241H92ZM104 240V241H103ZM109 240L111 241V242H109ZM113 240H115L114 242H113ZM124 240V241H123ZM125 240L127 241V242H129V243H126L125 242ZM128 240H130V241H128ZM137 240H138V242L140 243V242H142V244L140 243H138L137 242ZM147 240V241H146ZM151 240V243L149 242ZM154 240H155V243H154ZM172 240V241H171ZM181 240H183L182 242H180ZM196 240V241H195ZM202 240H203V242H202ZM206 240V241H205ZM211 240V241H210ZM235 240V241H234ZM239 242V244H237L238 242ZM254 240V241H253ZM263 240V241H262ZM1 241H2V243H1ZM20 241V242H19ZM27 241H28V243L29 244H27ZM33 241H36V243L35 242H33ZM68 241H71V242H68ZM83 241H85L84 243H83ZM94 241H95V243H94ZM98 241L101 243H99L98 244ZM157 241H158V243H157ZM208 241V242H207ZM211 243H210V242ZM219 241V242H218ZM223 243H221V242ZM232 241V242H231ZM247 241L250 243V244H248L247 243ZM251 241V242H250ZM257 241V242H256ZM260 241V242H259ZM5 242V243H4ZM12 242V243H11ZM22 242V243H21ZM23 242H24V244H25V246H24V244H23ZM37 242H38V244H37ZM60 242V243H59ZM80 242V243H79ZM104 242V243H103ZM106 242H109V243H106ZM120 242V243H119ZM125 244H124V243ZM144 242H146V243H144ZM163 242H166V243H163ZM167 242H169V243H167ZM175 242H176V244H175ZM184 242V243H183ZM193 242L195 243V244H193ZM196 242H198V243H196ZM202 242V243H201ZM207 242V243H206ZM217 242H218V244H217ZM224 242L226 243V244H224ZM240 242H242V243H240ZM244 242H246L245 243V245H242V244H244ZM260 244H259V243ZM19 243H20V246L22 245L24 248L23 249H25V250H27L28 249V251H25V250H23V252H21L22 251V246L20 247V246H17V245H19ZM54 243V244H53ZM72 243V244H71ZM77 243L78 244H80L81 245V247L78 245L77 246ZM88 245H87V244ZM116 243V244H115ZM121 243H123V244H121ZM136 243H138V244H136ZM147 243H149V244H147ZM173 243V244H172ZM179 243V244H178ZM210 244V246H209V244ZM33 244V245H32ZM38 246H36V245ZM57 244V245H56ZM85 244V245H84ZM90 244H94V245H91L90 246ZM104 244H106V245H104ZM115 246H114V245ZM118 244H119V246H118ZM128 244H129V246H128ZM137 247H135L134 245ZM151 244V245H150ZM163 244H164V246H163ZM166 244V245H165ZM197 244V246H195ZM202 244V245H201ZM212 244H214V246H216V247H214ZM234 244H237V245H234ZM254 244H256L255 246H253ZM261 246H259V245ZM30 245V246H29ZM32 245V246H31ZM40 245H42V246H40ZM44 245V246H43ZM83 245V246H82ZM98 245H99V247H98ZM108 245V246H107ZM110 245V246H109ZM122 245V246H121ZM131 245H132V247H131ZM140 245H141V247H140ZM149 245V246H148ZM153 245H155V246H157L156 248H158V251H156L157 249L156 248H154V246ZM169 245V246H168ZM178 245H180V246H182V247H184V249H182L180 246H178ZM186 245V246H185ZM192 246V248H193V250H192V248L190 247V246ZM194 245V246H193ZM199 245H201V246H199ZM207 245H208V248H207ZM222 245V246H221ZM224 245V246H223ZM233 245V246H232ZM263 245V246H262ZM4 246V247H3ZM30 247V249H29V247ZM54 246H56V247H54ZM62 246V247H61ZM74 246V247H73ZM84 246H88V247H86V250H84ZM103 246V247H102ZM104 246H105V249L107 250V254H106V250L105 251H103V249H104ZM107 246V247H106ZM114 246V247H113ZM119 247V249H118V247ZM126 246V247H125ZM153 246V247H152ZM166 246V247H165ZM188 246V247H187ZM198 246H199V248H198ZM229 246V247H228ZM244 246V249L242 248ZM245 246H248V248H249V246H252V247H250L249 249L248 248H245ZM6 247V248H5ZM18 247H20V248H18ZM43 247V248H42ZM47 247V248H46ZM59 247V248H58ZM68 249H67V248ZM77 249H76V248ZM95 247V248H94ZM98 249H97V248ZM100 247H102V248H100ZM108 247H109V249H108ZM150 247V248H149ZM153 249H152V248ZM229 249H228V248ZM230 247H232V248H230ZM256 247H258V248H256ZM34 248V249H33ZM65 250H64V249ZM70 248V249H69ZM83 250H82V249ZM90 248V249H89ZM92 248L94 249V251L92 250ZM100 248V249H99ZM120 248H121V250H120ZM123 248L124 249H128V250H124V252H123ZM131 248V250H132V248H136V250H132L131 251V253H130V251H129V249ZM143 248V249H142ZM151 250V251H149V249ZM162 248L164 249L163 251H162ZM167 249V251H166V249ZM180 248H181V250H180ZM187 248V249H186ZM197 248V249H196ZM212 250H211V249ZM213 248H216V249H213ZM222 248V249H221ZM239 248H242L241 250H238ZM261 248V249H260ZM8 249V250H7ZM19 249V250H18ZM37 249V250H36ZM42 250V252L41 251H39V250ZM51 249H52V251H51ZM61 249V251H59ZM63 249V250H62ZM81 249V250H80ZM118 249V250H117ZM139 249V250H138ZM161 249V250H160ZM170 249H172V251H169ZM219 249V250H218ZM258 249V250H257ZM36 250V251H35ZM55 250V251H54ZM68 250H70V251H68ZM77 250V251H76ZM79 250H80V252H79ZM102 252H101V251ZM113 250H117L116 252H115V255H114V253H113ZM143 250V251H142ZM187 250V251H186ZM237 250V251H236ZM255 250H256V252H255ZM9 251V252H8ZM20 253H19V252ZM39 251V252H38ZM56 251H57V253H56ZM59 251V252H58ZM67 251V252H66ZM77 252V254H76V252ZM83 251H84V253L86 254H83ZM86 251V252H85ZM96 251V252H95ZM110 251V252H109ZM119 251V252H118ZM129 251V252H128ZM153 251H155L154 253H152ZM164 251H166V252H164ZM193 251H194V253H193ZM234 253H233V252ZM236 251V252H235ZM241 251V252H240ZM244 251V252H243ZM7 252V253H6ZM28 252V253H27ZM34 252V253H33ZM36 252H38V253H36ZM82 252V253H81ZM92 252H93V254H92ZM94 252H95V254L97 255V259L95 258V254H94ZM97 252H99V253H97ZM105 252V253H104ZM135 252V253H134ZM143 252V253H142ZM151 254H150V253ZM159 252V253H158ZM171 252H173L172 254H171ZM186 252H187V254H186ZM189 252H190V256H189ZM192 252V253H191ZM198 253V255H196L195 256V254L196 253ZM206 252V253H205ZM217 252H219V253H217ZM231 252V253H230ZM260 252H262V253H260ZM9 253V254H8ZM11 253V254H10ZM53 253V254H52ZM79 253H80V255L82 256V258H81V256L79 255ZM89 253V254H88ZM104 253V254H103ZM113 253V254H112ZM118 253V254H117ZM125 253H127V254H125ZM133 253V254H132ZM178 253V254H177ZM200 253V254H199ZM244 255H243V254ZM57 254V255H56ZM66 254V255H65ZM74 254V255H73ZM99 254V255H98ZM102 254V255H101ZM106 254V255H105ZM108 254H109V256H108ZM111 254H112V256H113V258L114 259H112L111 260ZM117 254V255H116ZM125 254V256H123ZM130 254V255H129ZM135 254V255H134ZM140 254H142L143 256H141ZM155 254V255H154ZM167 254V255H166ZM169 254V255H168ZM170 254H171V258H170ZM174 254V255H173ZM192 254V255H191ZM211 254H213V255H211V257H210V255ZM228 254H230V255H228ZM241 254V255H240ZM256 254H257V256H256ZM263 254V255H262ZM14 255V256H13ZM25 255V256H24ZM29 257H28V256ZM76 255H78L79 257H77L76 258ZM101 255V256H100ZM140 255V258L138 257L137 259H139V260H136V257L137 256H139ZM147 255V256H146ZM148 255L150 256L149 258H148ZM154 256V257H151V256ZM164 255H166V257H164ZM179 255H181V256H179ZM186 255H188L187 257H186ZM199 255H200V257H199ZM219 255V256H218ZM236 255V256H235ZM3 256V257H2ZM22 256H24V257H22ZM73 258H72V257ZM89 256H93V257H90L89 258ZM102 256H104L103 258H102ZM108 257V259H106L107 257ZM121 256V257H120ZM126 256H128L127 258H126ZM130 256V257H129ZM132 256V257H131ZM159 256V257H158ZM160 256H162L163 257V259H162V257H160ZM169 256V257H168ZM196 257V258H192V257ZM214 256V257H213ZM231 256V257H230ZM233 256H235V257H233ZM241 256H243L242 258H241ZM245 256H247V257H245ZM254 256H255V260H256V262H255V260H253L254 259ZM258 256H259V258H258ZM99 257V258H98ZM110 257V258H109ZM119 258V259H116V258ZM125 257V258H124ZM147 257V258H146ZM175 257V258H174ZM180 258V260H179V258ZM186 258V259H184V258ZM191 257V258H190ZM199 257V258H198ZM210 257V259H208V261H207V258H209ZM215 257H217V258H215ZM229 257H230V259H232V260H234V262L232 261V260H230L229 259ZM233 257V258H232ZM244 257H245V259H244ZM84 258V259H83ZM87 258V259H86ZM94 260H93V259ZM120 258H121V260H120ZM145 258L147 259V262H145L146 260H145ZM158 258V259H157ZM161 258V259H160ZM164 258H165V260H164ZM168 258V259H167ZM177 258V259H176ZM201 258V259H200ZM222 258V259H221ZM224 258V259H223ZM228 258V260H229V262H228V260L226 261V259ZM257 258V259H256ZM262 258V259H261ZM10 259V260H9ZM65 259V260H64ZM72 259V260H71ZM99 259H101V261H103V262H101ZM122 259H123V261H122ZM125 259H127V261L125 260ZM140 259H142V260H140ZM151 259V260H150ZM167 259V260H166ZM171 259V260H170ZM200 259V260H199ZM218 259V260H217ZM245 261H244V260ZM251 259H252V262H251ZM260 261H259V260ZM77 260H79L78 262H75V261H77ZM87 260H89V261H87ZM91 260V261H90ZM106 260H107V262H106ZM111 260V261H110ZM115 260V261H114ZM144 260V261H143ZM154 260V262H152ZM158 260H159V262H158ZM163 260V261H162ZM170 260V261H169ZM182 260V261H181ZM192 260V261H191ZM198 260V261H197ZM203 260V261H202ZM206 260V261H205ZM213 260H215V262L213 261ZM220 260V261H219ZM262 260V261H261ZM65 261H67V263L65 262ZM70 261V262H69ZM84 261V262H83ZM101 263H100V262ZM112 261H114V262H112ZM131 261H133L132 263H130ZM134 261H136V262H134ZM151 261V262H150ZM164 261H166V262H164ZM181 261V262H180ZM185 261V262H184ZM201 261H202V263H201ZM213 263H212V262ZM10 262V263H9ZM96 262V263H95ZM98 262V263H97ZM129 262V263H128ZM158 262V263H157ZM184 262V263H183ZM191 262V263H190ZM204 262V263H203ZM225 262V263H224ZM228 262V263H227ZM61 263V264H62ZM120 263V264H121ZM117 264V263H116Z\"/></svg>","mask_w":264,"mask_h":264},{"label":"bare ground","instance_id":"2","mask_svg":"<svg viewBox=\"0 0 264 264\" xmlns=\"http://www.w3.org/2000/svg\"><path fill=\"white\" fill-rule=\"evenodd\" d=\"M6 1H8V0H6ZM9 1L11 2V0H9ZM17 1H18V0H17ZM26 1H27V0H26ZM41 1L43 2L44 0H41ZM58 1H59V0H58ZM69 1H71V0H69ZM90 1H91V0H90ZM109 1H110V0H109ZM117 1H118V0H117ZM126 1H127V0H126ZM128 1H129V0H128ZM144 1H145V0H144ZM152 1H154V0H152ZM152 1H151V2H152ZM156 1H157V0H156ZM198 1H199V0H197V2H198ZM201 1H202V0H201ZM206 1H207V0H206ZM206 1H205V2H206ZM208 1H209V0H208ZM210 1H211V0H210ZM213 1H216V0H213ZM0 2H1V1H0ZM2 2H3V0H2ZM10 2H9V3H10ZM19 2L21 3V0H20ZM22 2H23V1H22ZM29 2H30V0H29ZM31 2H32V1H31ZM42 2L38 1V3H42ZM66 2H67V1H66ZM97 2H98V0H97ZM114 2H115V1H114ZM121 2H122V1H121ZM124 2H125V1H124ZM131 2H132V1H131ZM131 2H130V4H131ZM134 2H136V0H135ZM137 2H138V0H137ZM140 2L142 3V1H140ZM146 2L148 3V1H146ZM154 2H155V1H154ZM205 2H204V3H205ZM225 2H228V1L223 0V3H225ZM231 2H233V1H231ZM6 3H7V2H6ZM12 3H13V1H12ZM12 3H11V4H12ZM14 3H15V2H14ZM14 3H13V4H14ZM17 3H18V2H17ZM20 3H18V4H20ZM50 3H51V2H50ZM54 3H55V2H54ZM77 3H78V1H77ZM90 3H92V1H91ZM106 3H107V1H106ZM126 3H127V2H126ZM126 3H125V4H126ZM128 3H129V2H128ZM184 3H185V2H184ZM198 3H199V2H198ZM210 3H212V1H211ZM217 3H218V2H216V4H217ZM34 4H35V2H34ZM57 4H58V3H57ZM72 4H73V3H72ZM75 4H76V3H75ZM102 4H103V3H102ZM122 4H123V3H122ZM226 4H227V3H226ZM4 5H5V4L2 5V3H1V6H4ZM9 5H10V4H9ZM9 5H8V6H9ZM50 5H51V4H50ZM93 5H94V4H93ZM99 5H100V4H99ZM114 5H115V4H114ZM117 5H118V3H117ZM120 5H121V4H120ZM127 5H128V4H127ZM127 5H126V6H127ZM131 5H132V4H131ZM139 5H140V3H139ZM175 5H176V4H175ZM186 5H187V4H186ZM186 5H184V6H186ZM202 5H203V4H202ZM205 5H206V4H204V6H205ZM224 5H225V4H223L222 6L224 7ZM231 5L234 6L233 4H231ZM6 6H7V5H5V7H6ZM8 6H7V7H8ZM38 6H39V4H38ZM41 6H43V5H41ZM102 6H103V5H102ZM115 6H116V5H115ZM134 6H135V5H134ZM145 6H146V4H145ZM149 6H150V5H149ZM149 6H148V7H149ZM212 6H213V5H212ZM216 6H219V5H216ZM232 6H231V7H232ZM7 7H6V8H7ZM9 7H10V6H9ZM21 7H22V5H21ZM43 7H44V6H43ZM45 7L47 8V6H45ZM45 7L42 8V9H45ZM49 7H50V6H49ZM79 7H80V6H79ZM99 7H101V5H100ZM113 7H114V6H113ZM123 7H124V5H123ZM200 7H201V5H200ZM213 7H214V6H213ZM213 7H212V8H213ZM226 7H227V6H226ZM231 7H230V9L232 10ZM1 8H2V7H1ZM3 8H4V7H3ZM12 8H13V7H12ZM12 8H10V9H12ZM34 8H35V7H34ZM74 8H76V7H74ZM74 8H73V9H74ZM87 8H88V6H87ZM111 8H112V7H111ZM117 8H118V7H117ZM117 8H116V7L114 8V12H113L114 15L117 13V12L115 13V11L117 10ZM126 8H127V7H126ZM143 8H144V7H143ZM146 8H147V6H146ZM234 8H235V6L233 7V9H234ZM23 9H25V8H23ZM23 9L21 10L22 15H23V13H27V12H25V11L23 12ZM26 9H28V8H26ZM52 9H53L54 11L57 10L56 7L52 8ZM82 9H83V8H82ZM96 9H97V8H96ZM109 9H110V8H109ZM115 9H116V10H115ZM121 9H122V8H121ZM135 9H136V8H135ZM141 9H142V8H141ZM148 9H149L150 11H151V10H154V9H150V8H148ZM198 9H200V8H198ZM202 9H203V8H202ZM202 9H201V10H202ZM205 9H206V8H205ZM221 9H222V7H220V9H218V10L220 11ZM12 10H14V8H13ZM12 10H11V11L9 10V12H12V13L14 12V14H15L16 11H20V9L17 10L16 8H15L14 11H12ZM28 10H30V9H28ZM83 10H84V9H83ZM83 10H81V11H83ZM85 10H86V8H85ZM123 10H124V9H123ZM131 10H132V8H131ZM133 10H134V9H133ZM143 10L145 11V13H147V12L149 11V10L147 11V10H145V9H143ZM143 10L141 11L142 13H143ZM209 10L211 11L210 8H209ZM214 10H215V9H214ZM222 10H223V9H222ZM224 10H226V8H225ZM231 10H230V12H231ZM0 11H3V9L0 10ZM5 11H6V9H5ZM50 11H51V10H50ZM50 11H49V12H50ZM101 11H102V9H101ZM112 11H113V10H112ZM118 11H120V10H118ZM121 11H122V10H121ZM134 11H135V10H134ZM137 11H138V10H137ZM154 11H155V10H154ZM203 11H204V10H203ZM219 11H218V15H219ZM227 11H228V8H227ZM6 12H7V11H6ZM9 12H8V14H11V13H9ZM32 12H33V10H32ZM39 12H40V11H39ZM43 12H44V11H43ZM51 12H52V11H51ZM61 12H63V10H62ZM73 12H74V11H73ZM129 12H130V11H129ZM156 12H157V13H156ZM225 12H226V11H225ZM225 12H224V14H225ZM41 13H42V12H41ZM63 13L66 14V12H63ZM63 13H62V14H63ZM70 13H71V11H70ZM75 13L77 14V11H75ZM96 13H97V12H96ZM124 13H126V12H124ZM134 13H135V12H134ZM153 13H154V12H153ZM206 13H207V12H206ZM206 13H205V14H206ZM209 13H210V12H209ZM213 13L215 14V11H213ZM220 13L222 14V12H220ZM228 13H229V11H228ZM2 14H4V13L2 12ZM2 14H0V18L3 17ZM5 14H6V13H5ZM44 14H45V13H44ZM44 14H43V17H44ZM49 14H52V13H49ZM72 14H73V13H72ZM80 14H82V13L80 12ZM85 14H87V13H85ZM92 14H93V13H92ZM143 14H144V13H143ZM143 14H140V15L142 16ZM147 14H148V13H147ZM147 14H146V15H147ZM155 14H158V11H155ZM199 14H201V12H200ZM205 14H204V16H206ZM214 14H213L212 17H213V19H216L215 16H214ZM221 14H220V16H221ZM229 14H230V13H229ZM261 14H262V13H261ZM15 15H16V17H18L17 14H15ZM19 15H20V14H19ZM31 15H32V14H31ZM53 15H54V14H53ZM95 15H96V14H95ZM128 15H129V14H128ZM130 15H131V14H130ZM137 15H139V11H138V14H137ZM153 15H154V14H153ZM207 15H208V13H207ZM210 15H211V14H210ZM215 15H216V14H215ZM230 15H232V13H231ZM1 16H2V17H1ZM5 16H7V14H6ZM34 16H35V15H34ZM40 16H41V15H40ZM55 16H56V15H55ZM62 16H63V15H61L60 17H62ZM71 16H72V15H71ZM85 16H86V15H85ZM93 16H94V15H93ZM93 16H92V18L94 19L95 17H93ZM98 16H99V15H98ZM111 16H113V15H111ZM121 16H122V14H121ZM123 16H124V17H125V16L127 17V14H126V15H123ZM123 16H122V17H123ZM131 16H132L131 18H133V15H131ZM143 16H144V15H143ZM149 16H150V15H147V17H149ZM158 16H159V15H158ZM160 16H161V15H160ZM216 16H217V15H216ZM222 16H223V14H222ZM225 16H227V15H225ZM11 17H12V14H11ZM20 17H21V16H20ZM30 17H31V16H30ZM49 17H51V16H49ZM49 17H48V18H49ZM64 17H65V16H64ZM80 17H81V16H80ZM87 17H88V16H87ZM100 17H101V16H100ZM103 17H104V16H103ZM128 17H129V16H128ZM144 17H146V16H144ZM154 17H155V16H154ZM206 17H207V16H206ZM206 17H205V18H206ZM209 17H210V16H209ZM212 17H211V18H212ZM217 17H218V16H217ZM223 17H224V16H223ZM227 17H228V16H227ZM227 17H226V18H227ZM242 17H243V16H242ZM242 17H241V19H242ZM245 17H246V16H245ZM257 17H258V16H257ZM259 17H261V16H259ZM259 17H258V19H259ZM263 17H264V16H263ZM14 18H15V17H13V19H14ZM26 18H27V17H26ZM26 18H25V20H26ZM35 18H37V17H35ZM41 18H42V17H41ZM51 18H52V17H51ZM54 18H55V17H54ZM66 18H67V17H66ZM66 18H65V19H66ZM71 18H73V16H72ZM84 18H85V17H84ZM105 18H106V17H105ZM105 18H104V20H106ZM201 18H202V17H200V18H198V19H201ZM218 18H219V17H218ZM230 18H231V17H230ZM238 18H240V17H237L234 21L232 20V22L237 23L238 21L236 22V20H237ZM246 18H247V17H246ZM2 19H5V17L2 18ZM21 19H22V18H21ZM23 19H24V18H23ZM23 19H22V20H23ZM27 19H28V18H27ZM43 19H45V18H42V22H43ZM55 19H56V18H55ZM61 19H62V18H61ZM87 19H88V18H87ZM95 19H96V18H95ZM97 19L99 20V17H98ZM117 19H118V18H117ZM125 19H126V18H124V20H125ZM129 19H130V17L128 18V22L131 21V20H129ZM154 19H155V18H154ZM202 19H203V18H202ZM206 19H207V18H206ZM208 19H209V18H208ZM221 19H222V18H221ZM243 19H244V18H243ZM260 19L263 20V18H260ZM8 20H9V22H10V19H8ZM18 20L20 21V19H18ZM29 20H30V19H29ZM31 20H33V19H31ZM31 20H30V21H31ZM37 20H40V19H37ZM49 20H51V19H49ZM52 20H53V19H52ZM57 20H59V19H57ZM63 20H64V19H63ZM63 20H62V23H63ZM67 20L69 21L70 19L67 18ZM88 20H91V19H88ZM88 20H85V19H84L83 21H88ZM104 20H103V21H104ZM109 20H110V19H109ZM121 20H122V18H121ZM121 20H120V21H121ZM132 20H133V19H132ZM144 20H145V19H144ZM147 20H148V19H147ZM195 20H197V19H195ZM209 20H210V19H209ZM209 20H207V21H209ZM217 20L219 21V19H217ZM246 20H247V19H245V22H244V23L248 24V23L246 22ZM256 20H257V18H256ZM262 20H261V21H262ZM2 21H3V20H2ZM2 21H1V22H2ZM23 21H24V20H23ZM30 21H28V22H30ZM40 21H41V20H40ZM55 21H56V20H55ZM74 21H75V20H74ZM80 21H81V20H80ZM114 21H115V20H114ZM158 21H159V20H158ZM198 21H199V20H198ZM202 21H203V20H202ZM220 21H221V20H220ZM223 21H224V20H223ZM228 21H231V20H228ZM241 21H242V20H241ZM4 22H5V20H4ZM6 22H7V21H6ZM25 22H27V20H26ZM31 22L33 23V21H31ZM31 22H30V23H31ZM42 22H41L40 24H42ZM45 22H47V19H46ZM53 22H54V20H53ZM70 22H71V25L76 23V22H75V23H72L71 20H70ZM70 22H67V21H66V24H68V23H70ZM97 22H98V21H97ZM97 22H96V23H97ZM111 22H113V21H111ZM126 22H127V19H126ZM136 22H137V24H138L139 21L137 20ZM188 22H189V21H188ZM193 22H194V21H193ZM193 22H192V23H193ZM211 22H212V21H211ZM216 22H217V21H214V24H216ZM226 22H227V19H226ZM257 22L259 23V21H257ZM263 22H264V21H263ZM11 23H12V20H11ZM15 23H16V21H15ZM18 23H19V22H18ZM22 23H23V22H22ZM32 23L29 25V28H28V29H30V31H31V29L33 30L34 25H35V22H34V25H32ZM51 23H52V22H51ZM55 23H56V22H55ZM62 23H61V24H62ZM80 23H81V22H80ZM80 23H79V25H80ZM82 23H83V22H82ZM114 23H115V22H114ZM131 23H133V21H132ZM141 23H142V22H141ZM147 23H148V22H147ZM185 23H186V22H185ZM195 23H196V22H195ZM203 23H204V22H203ZM205 23H206V22H205ZM220 23H221V22H220ZM220 23H219V25H220ZM234 23H233V24H234ZM239 23H241V22H239ZM244 23H243L242 26H244V27L249 26V25H246V26H245ZM251 23H252V22H250L249 24H251ZM253 23H256V22H253ZM258 23H257V24H258ZM1 24H2V23H0V27H1ZM4 24L6 25V23H4ZM4 24H3V25H4ZM43 24H44V23H43ZM61 24H60V25H61ZM66 24H65V25H66ZM76 24H78V23H76ZM76 24H75V25H76ZM85 24H86V23H85ZM119 24H120V23H119ZM123 24H124V23H123ZM123 24H122V25H123ZM125 24H127V23H125ZM128 24H129V23H128ZM137 24H136V25H137ZM139 24H140V22H139ZM189 24H190V23H189ZM208 24H209V23H208ZM208 24H206V25H208ZM228 24H229V22H228ZM230 24H231V22H230ZM257 24H255V26H256ZM259 24H260V26H261L263 23H262V24L259 23ZM7 25H8V22H7ZM12 25L14 26V24H12ZM23 25H24V24H23ZM31 25L33 26V28H30ZM48 25H49V22H48ZM56 25H57V24H56ZM91 25H92V24H91ZM91 25H90V26H91ZM101 25H102V24H101ZM106 25H107V24H106ZM133 25H134V24H132V26H133ZM144 25H145V26L149 25V26H148V28H149L151 24L149 23V24H144ZM187 25H188V23H187ZM191 25H193V24H191ZM198 25H199V23H198ZM198 25H195V26L199 27ZM200 25H203V24L200 23ZM210 25H211L212 27H213V26L216 27L215 25H213V24H211V23H210ZM210 25H209V26H210ZM216 25H217V24H216ZM226 25H227V24H226ZM239 25H240V24H239ZM17 26H19V25H17ZM32 26H31V27H32ZM37 26H38V25H37ZM57 26H58V25H57ZM67 26H68V25H66V27H67ZM76 26H78V25H76ZM95 26H96V25H95ZM95 26H94V27H95ZM129 26H130V25H129ZM141 26H142V25H141ZM152 26H153V24H152ZM152 26H151V27H152ZM195 26L193 25L192 27H195ZM203 26H204V25H203ZM221 26H222V25H221ZM223 26H224V25H223ZM228 26H229V25H228ZM231 26H232V25H231ZM235 26H236V24H235ZM235 26H234V27H235ZM240 26H241V25H240ZM242 26H241V27H242ZM253 26H254V25H253ZM253 26H252V27H253ZM2 27H4V26H2ZM8 27L10 28L9 25H8ZM8 27H6V28L9 29ZM11 27H12V26H11ZM15 27H16V26H15ZM15 27H12V28L15 29ZM23 27H24V26H23ZM25 27H26V25H25ZM27 27H28V26H27ZM27 27H26V30H27ZM35 27H36V26H35ZM44 27H45V26H44ZM51 27H52V26H51ZM113 27H114V26H113ZM113 27H112V28H113ZM116 27H117V26H116ZM127 27H128V25H127ZM127 27H126V28H127ZM138 27H139V26H138ZM143 27H144V26H143ZM187 27H188V26H187ZM200 27H202V26H200ZM204 27H206V26H204ZM212 27H211V28H212ZM219 27H220V26H218V28H219ZM234 27H232V28H234ZM257 27H259V26H256V28H257ZM18 28H19V27H18ZM37 28H38V27H37ZM37 28H35V29H37ZM47 28H48V26H46V28H44V30L47 29ZM63 28H64V26H63V27H60V30L63 29ZM68 28H69V27H68ZM86 28H87V27H86ZM88 28H89V27H88ZM95 28H96V27H95ZM95 28H94V30L97 29V28H96V29H95ZM98 28H99V27H98ZM110 28H111V27H110ZM117 28H118V27H117ZM119 28H120V27H119ZM129 28H130V27H129ZM145 28H146V27H145ZM218 28H217V29H218ZM221 28H222V27H221ZM225 28H226V27H225ZM227 28H228V27H227ZM237 28H239V27H237ZM256 28H255V29H256ZM260 28H262V27H260ZM260 28H259V29H260ZM7 29H6V30H7ZM14 29H13V30H14ZM19 29H20V28H19ZM23 29H24V28H23ZM35 29H34L33 31H35ZM90 29H91V28H90ZM92 29H93V25H92ZM107 29H108V28H107ZM131 29H132V28H131ZM141 29H142V30H140V31L143 32V29H144V28H141ZM146 29H147V28H146ZM150 29H151V28H150ZM150 29H149V30H150ZM192 29H193V28H192ZM192 29H189V30H191V31L193 32V35L199 33V32H198L199 30L197 31V30H195V29H193V30H192ZM204 29H205V28H204ZM204 29H203V30H204ZM209 29H210V27H209ZM223 29H224V28H223ZM229 29H230V28H229ZM245 29H246V28H245ZM255 29H252V30L254 31ZM0 30H1V28H0ZM40 30H41V29H40ZM44 30H43V32H44ZM48 30H49V29H48ZM50 30H51V29H50ZM87 30H88V29H87ZM99 30H101V29H99ZM109 30H110V29H109ZM132 30H133V29H132ZM134 30H135V29H134ZM201 30H202V28L200 29V31H201ZM203 30H202V31H203ZM211 30H212V29H211ZM213 30H214V29H213ZM235 30H237V29H235ZM238 30H240V29H238ZM241 30H242V29H241ZM248 30H249V27H248ZM248 30H247V31H248ZM250 30H251V29H250ZM257 30H258V28L255 30V32H256ZM260 30H261V29H260ZM262 30H263V29H262ZM14 31H15V30H14ZM19 31H21V30H18V31H16V32L20 33ZM22 31H23V30H22ZM22 31H21V32H22ZM30 31H26V32L28 33V32H30ZM52 31H55V30L53 29ZM58 31H59V30H58ZM67 31H68V30H67ZM96 31H98V29H97ZM107 31H108V30H107ZM135 31H137V30H135ZM144 31H145V30H144ZM151 31H152V30H151ZM151 31H150V32H151ZM155 31H159V32H160V29L157 30V28H156ZM187 31H188V30H187ZM194 31H196V32L194 33ZM215 31H216V30H215ZM219 31H220V30H219ZM226 31H227V30H226ZM3 32H4V31H3ZM24 32H25V31H24ZM45 32H46V30H45ZM45 32H44V34H45ZM47 32H48V31H47ZM61 32H62V31H61ZM61 32H59V33H61ZM63 32H65V31H63ZM68 32H69V31H68ZM68 32H67V33H68ZM74 32H76V31H74ZM88 32H89V30H88ZM119 32H120V30H119ZM122 32H123V31H122ZM129 32H130V31H129ZM131 32H132V31H131ZM145 32H146V31H145ZM153 32H154V30H153ZM153 32H152V33H153ZM192 32H191V33H192ZM197 32H198V33H197ZM222 32H225V30H222ZM237 32H238V31H237ZM237 32H236V33H237ZM244 32H245V31H244ZM257 32H258V31H257ZM259 32H260V31H259ZM259 32H258V33H259ZM11 33H13L12 36H15V35H14L15 32H12V31H11ZM18 33H16L15 38L17 37ZM27 33H26V34H27ZM35 33H36V32H35ZM35 33H34V34H35ZM41 33H42V31H41ZM52 33H54V32H52ZM82 33H83V32H82ZM91 33H93V32H91ZM102 33H103V32H102ZM116 33L118 34V32H116ZM125 33H126V32H125ZM133 33H134V32H133ZM135 33H136V32H135ZM152 33H151V35H152ZM155 33H156V32H155ZM155 33H154V34H155ZM189 33H190V32H189ZM210 33H211V32H209V30H208V34H210ZM213 33H215V32H212L211 34H213ZM219 33H221V32H219ZM219 33H216V34H219ZM225 33H226V32H225ZM228 33H229V32H228ZM242 33H243V32H242ZM252 33H253V32H252ZM263 33H264V31H263ZM0 34H2V33L0 32ZM36 34H38V33H36ZM36 34H35V35H36ZM44 34H43V35H44ZM50 34H51V33H50ZM55 34H56V32H55ZM64 34H65V33H64ZM100 34H101V33H100ZM100 34H99V36H100ZM105 34H106V32H105ZM113 34H115V32H114ZM117 34H116V36H117ZM120 34H121V33H120ZM137 34H138V33H136V35H137ZM145 34H146V33H145ZM156 34H158V33H156ZM156 34L153 35V36H156ZM162 34H164V33H162ZM184 34H185V33H184ZM187 34H188V33H186L185 35H187ZM201 34H202V33H201ZM205 34H207V33H205ZM208 34H207V35H208ZM229 34H230V33H229ZM232 34H233V33H231L230 36H231ZM254 34H255V33H254ZM254 34H253V35H254ZM261 34H262V33H261ZM2 35L4 36V34H2ZM8 35H9V34H7V36L5 35L6 37L4 36V38H5V39L8 38ZM21 35H22V34H21ZM21 35H20V36H21ZM23 35H24V34H23ZM30 35H32V34H30ZM40 35H41V34H40ZM68 35H69V34H67V36H68ZM73 35H74V33H73ZM91 35H92V36H91ZM96 35L98 36V34H96ZM96 35H95V37H96ZM121 35H122V34H121ZM140 35L142 36V34H140ZM188 35H189V34H188ZM193 35L191 34V37H192ZM213 35H214V34H213ZM233 35H235V33H234ZM237 35H238V34H237ZM242 35H243V34H242ZM244 35H245V33H244ZM263 35H264V34H263ZM263 35H262V36H263ZM10 36H11V35H10ZM71 36H72V34L70 35V37H71ZM76 36H77V33H76ZM86 36H87V35H85V36L83 35V37H86ZM90 36L93 38V34H90ZM104 36H105V35H104ZM104 36H103V37H104ZM111 36H112V35H111ZM118 36H119V35H118ZM125 36H126V35H125ZM127 36H128V35H127ZM127 36H126V37H127ZM132 36H133V34H132ZM132 36H131V37H132ZM144 36H146V35H144ZM149 36H150V35H149ZM189 36H190V35H189ZM189 36H188V37H189ZM202 36H203V34H202ZM204 36H205V35H204ZM208 36H209V35H208ZM214 36H215V35H214ZM214 36H213V37H214ZM216 36H217V35H216ZM220 36H221V35H220ZM222 36L224 37V35H222ZM230 36H229V38H230ZM240 36H241V34H240ZM245 36H247V35H245ZM22 37H23V36H22ZM24 37L26 38V36H24ZM36 37H37V36H35V38H36ZM38 37H39V39L42 38V37L40 38V36H38ZM44 37H45V36H44ZM44 37H43V39H44ZM46 37H48V36H46ZM46 37H45V38H46ZM58 37H60V36H58ZM70 37H68V38H70ZM87 37H88V36H87ZM87 37H86L85 39H87ZM107 37H108V36H107ZM112 37L115 38L114 36H112ZM112 37H111V39H113ZM131 37H129V38L132 39ZM135 37H138V36H135ZM139 37H140V36H139ZM160 37H161V36H160ZM188 37H187V38H184V36H183V37H181V36H176V37H173V38H171V39H169V40H166L165 42H163V39H162V43L159 42V40H158L159 37H158L157 39L153 38L154 40H158L157 42H159V43H155V42H153V44H150V45H152V46H153L152 48H154L156 51H158V53H159L160 55H162V56H164L165 54H167V55L170 54V56H171V55H174L176 58L183 59L184 57L182 58V56L186 55V53H187V54H188V53H190V54H193V53H194L193 55H196L197 51H198V53H199V50L196 49L199 45L197 46L196 43H193V42L190 40L191 38L188 39ZM200 37H201V36H200ZM217 37H218V36H217ZM226 37H228V36L226 35ZM226 37H225V38H226ZM234 37H235V36H234ZM242 37H243V36H241V38H242ZM247 37H248V36H247ZM259 37H261V36H259ZM259 37H258V38H259ZM18 38H19V36H18ZM18 38H16V39H18ZM29 38H30V37H29ZM29 38H28V36H27V39H29ZM52 38H53V37H52ZM63 38H67V37L65 36V37H63ZM71 38L74 39L75 37H71ZM76 38H77V37H76ZM79 38H80V36H79ZM79 38H78V39H79ZM99 38H100V37H99ZM99 38H98V39H99ZM101 38H102V37H101ZM101 38H100V39H101ZM141 38H142V37H141ZM144 38H145V37H144ZM146 38H147V37H146ZM149 38H150V37H149ZM151 38H152V37H151ZM192 38H194L193 40H195L197 37H196V38H195V37H192ZM198 38H199V37H198ZM202 38H203V37H202ZM202 38H200V39H202ZM211 38H212V37H211ZM238 38H240V37H238ZM256 38H257V37H256ZM11 39H12V38H11ZM11 39H10V40H11ZM43 39H42V40H43ZM54 39H55V38H54ZM82 39L85 40L84 38H82ZM95 39H96V38H95ZM105 39H106V41L109 40V39H107V38H105ZM147 39H148V38H147ZM203 39H204V38H203ZM208 39H209V37H208ZM212 39H213V38H212ZM222 39H223V38H222ZM231 39H232V38H231ZM236 39H237V38H235V39L233 38V40L237 41ZM242 39H244V38H242ZM246 39H247V38H246ZM253 39H254V38H253ZM12 40L14 41V39H12ZM22 40H23V38L21 39V41H22ZM32 40H33V39H32ZM46 40H47V39H46ZM46 40H45V41H46ZM103 40H104V39H102V41H103ZM117 40H118V38H117ZM119 40H120V38H119ZM121 40H122V38H121ZM121 40H120V41H121ZM133 40H135V39H133ZM137 40H138V39H137ZM140 40H141V39H140ZM140 40H138L139 43H140ZM142 40H144V39H142ZM164 40H165V39H164ZM204 40L206 41V39H204ZM217 40L220 42L221 39L219 40V37H218ZM238 40H239V39H238ZM260 40H261V39H260ZM260 40H259V41H260ZM3 41H4V40H3ZM17 41H18V40H17ZM17 41H16V42H17ZM26 41H27V40H26ZM34 41H35V39H34ZM34 41H33V42H34ZM40 41H41V40H40ZM45 41H43V42L41 41L42 44H43ZM47 41H50V40L48 39ZM51 41H58V39H56V40H51ZM71 41H72V40H71ZM73 41H74V40H73ZM73 41H72L71 44H73ZM85 41H86V40H85ZM98 41H101V40H98ZM98 41H97L95 44H97ZM146 41H147V40L145 39V42H146ZM150 41H151V40H150ZM160 41H161V40H160ZM196 41H197V40H196ZM221 41L223 42V40H221ZM229 41H232V40H229ZM242 41H243V40H242ZM246 41H247V40H246ZM253 41H254V40H253ZM256 41H257V40H256ZM5 42H6V41H4V43H5ZM24 42H25V41H24ZM33 42H32V43H33ZM36 42H37V40H36ZM60 42H61V41H60ZM62 42H63V41H62ZM75 42H76V41H75ZM83 42H84V41H83ZM90 42H93V41L90 40L88 43H90ZM94 42H95V40H94ZM103 42L105 43V41H103ZM111 42H112V41H111ZM111 42H108V41H107V43H109V45H110ZM114 42H115V41H114ZM122 42H123V40H122ZM129 42H130V41H129ZM135 42H136V41H135ZM148 42H149V41H148ZM148 42H146V43H148ZM194 42H195V41H194ZM198 42H200V41L198 40ZM206 42H207V41H206ZM210 42H211V41H210ZM214 42H215V41H214ZM214 42H213V43H214ZM222 42H221V43H222ZM249 42H251V41H249ZM257 42H258V41H257ZM0 43H1V42H0ZM7 43H8V42H7ZM30 43H31V42H30ZM51 43H52V42H51ZM53 43H54V42H53ZM64 43H65V42H64ZM64 43H63V44H64ZM76 43H78V42H76ZM80 43L83 44L82 42H80ZM115 43H117V42H115ZM130 43H131V42H130ZM142 43H143V42H142ZM146 43H145V44H146ZM149 43H150V42H149ZM149 43H148V44H149ZM207 43L209 44V40H208ZM216 43H217V42H216ZM230 43H231V42H229V45H232L233 43H234L233 46L236 45L235 42H233L232 44H230ZM239 43H241V42H239ZM242 43H243V42H242ZM252 43L255 44L256 42H252ZM260 43H263V42H260ZM9 44H10V43H9ZM9 44H8V45H9ZM13 44H14V43H13ZM39 44H40V42H39ZM42 44H41V45H42ZM60 44H61V43H60ZM66 44H67V43H66ZM92 44H94V43H92ZM95 44H94V45H95ZM120 44H121V43H120ZM127 44H128V40H127ZM134 44H135V43H134ZM134 44H132V45H134ZM137 44H138V42H137ZM145 44H144V45H145ZM197 44H198V43H197ZM214 44H215V43H214ZM214 44H211V47H212V45L214 46ZM223 44H224V43H223ZM253 44H251V48H255L254 50H257L256 48H258V44H256L257 47H256V45H255V47H252ZM8 45H6V47H7ZM14 45H15V44H14ZM14 45H12V46L14 47ZM18 45H20V44H18ZM25 45H26V44H25ZM27 45H28V43H27ZM41 45H40V46H41ZM49 45L51 46V44H49ZM58 45H59V43H57V46H58ZM61 45H62V44H61ZM77 45H78V44H77ZM77 45H75L76 48H77ZM79 45H80V44H79ZM90 45H91V43H90L88 46H90ZM103 45H104V44H103ZM107 45H108V44H107ZM109 45H108V46H109ZM123 45H124V44H123ZM123 45H122V46H123ZM202 45H203V44H202ZM206 45H207V44H206ZM216 45H217V44H216ZM216 45H215V46H216ZM219 45H220V44H218V47H219ZM224 45H225V44H224ZM244 45H245V44H244ZM247 45H248V44H247ZM249 45H250V43H249ZM263 45H264V44H263ZM1 46H4V45H0V48H1ZM42 46H43V45H42ZM46 46H47V44H46ZM55 46H56V45H55ZM57 46H56V47H57ZM62 46H63V45H62ZM83 46H85V45L83 44L82 47H83ZM108 46H106V47H108ZM111 46H112V45H110L109 47L111 48ZM124 46H125V45H124ZM128 46H129V45H128ZM137 46H138V45H137ZM145 46H146V45H145ZM145 46H144V47H145ZM207 46H209V45H207ZM220 46H221V45H220ZM225 46H226V45H225ZM233 46H232V47H233ZM237 46H238V45H236L235 47H237ZM260 46H262V45L260 44ZM260 46H259V47H260ZM13 47H12V48H13ZM17 47H18V46H17ZM47 47H48V46H47ZM53 47H54V46H53ZM58 47H59V46H58ZM58 47H57V48H58ZM72 47H73V46H72ZM72 47H71V48H72ZM90 47H91V46H90ZM96 47H98V45H96ZM100 47H101V45L99 46V48H100ZM109 47H108V48H109ZM115 47H117V46H115ZM115 47H114V48H115ZM118 47L120 48V46H118ZM130 47H131V45H130ZM130 47H129V48H130ZM134 47H135V46H134ZM140 47H141V46H140ZM142 47H143V46H142ZM204 47H205V43H204ZM218 47H217V48H218ZM227 47H228V46H227ZM239 47H240V46H239ZM249 47H250V46H249ZM3 48H5V46H4ZM12 48H11L12 51H11V50H10V51H11V52H14L13 49H15V47H14L13 49H12ZM23 48H24V47H23ZM33 48H34V47H33ZM41 48H42V47H41ZM43 48H44V47H43ZM49 48H50V47H49ZM49 48H48V51H49ZM57 48H56L55 50H57ZM87 48H88V47H87ZM87 48H85V49H87ZM110 48H109V50H110ZM121 48H122V47H121ZM132 48H133V47H132ZM145 48H146V47H145ZM150 48H151V47H150ZM208 48H210V47H208ZM222 48H223V47H222ZM228 48H229V47H228ZM246 48L248 49V46H247ZM262 48H263V47H261V49H262ZM6 49H7V48H6ZM16 49H17V48H16ZM20 49H22V48H20ZM27 49H28V48H27ZM27 49H26V50H27ZM30 49H32L31 46H30V48H29L28 50H30ZM35 49H36V47H35ZM45 49H46V48H45ZM61 49H62V48H61ZM63 49H65V48H63ZM63 49H62V52H63ZM67 49H68V48H67ZM72 49H73V48H72ZM72 49H71V50H72ZM92 49H94V48L92 47ZM92 49L90 48V50H92ZM96 49H98V48H96ZM96 49H95V50H96ZM102 49H103V48H102ZM102 49H101V51H102ZM112 49H113V48H112ZM112 49H111V50H112ZM116 49H117V48H116ZM116 49L114 50L115 52H116ZM126 49H127V46H126ZM126 49H125L124 51H126ZM130 49H131V48H130ZM130 49H128V50H130ZM133 49H134V48H133ZM136 49H137V48H136ZM136 49H134V51H135ZM138 49H139V48H138ZM140 49H141V48H140ZM199 49H200V48H199ZM202 49H203V48H202ZM202 49H201V50H202ZM206 49H207V48H206ZM211 49H212V48H211ZM214 49H216V47H215ZM218 49H221V47L218 48ZM236 49H237V48H236ZM244 49H245V48H244ZM247 49H246V50H247ZM249 49H250V48H249ZM258 49H259V48H258ZM0 50H3V49H0ZM8 50H9V48H8ZM8 50H7V52H8ZM28 50H27V51H28ZM37 50H38V49H37ZM37 50H36V52H37ZM40 50L42 51L43 49H40ZM68 50H69V49H68ZM68 50H67V51H68ZM71 50H70V51H71ZM73 50H74V49H73ZM87 50H88V49H87ZM87 50H85V51H87ZM105 50H106V48H105ZM107 50H108V49H107ZM111 50H110V52H111ZM120 50H121V49H119V51H120ZM128 50H127V51H128ZM143 50H144V49H143ZM155 50H154V51H155ZM230 50H231V49H230ZM233 50H234V49H233ZM233 50H232V51H233ZM241 50H242V49H241ZM241 50H240V51H241ZM263 50H264V49H263ZM4 51H6V50H4ZM18 51H19V50H18ZM22 51H23V50H22ZM41 51H40V52H41ZM48 51H47V52H48ZM52 51H53V49H52ZM67 51H66V52H67ZM70 51H69V52H70ZM88 51H89V50H88ZM92 51H93V50H92ZM92 51H91V52H92ZM114 51H113V52H114ZM121 51H122V50H121ZM127 51H126V52H127ZM134 51L131 52V53L128 51V53L132 55V53H134ZM138 51H139V50H138ZM138 51H137V53H139ZM206 51H208V50H206ZM222 51H223V50H222ZM247 51H249V50H247ZM252 51H253V50H252ZM258 51L260 52L261 50L259 49ZM2 52H3V51H2ZM7 52H6V53H7ZM23 52H24V51H23ZM25 52H26V51H25ZM28 52H29V51H28ZM28 52H26V54H27ZM36 52H35L36 55L39 54L38 52H37V53H36ZM47 52H45L46 55H47ZM73 52H74V51H73ZM75 52H76V51H75ZM77 52H78V50H77ZM77 52H76V53H77ZM93 52H94V51H93ZM105 52H106V51H105ZM113 52H112V53H113ZM151 52H153V51H151ZM200 52H201V51H200ZM203 52H204V50H203ZM212 52H213V51H212ZM219 52H220V51H219ZM224 52H225V51H224ZM227 52H228V51H227ZM235 52H236V50H235ZM238 52H239V50H238ZM244 52H245V51H244ZM253 52H254V51H253ZM262 52H263V51H261L260 53H262ZM43 53H44V50H43ZM49 53H50V52H49ZM54 53H57V52L54 51ZM54 53H53V54H54ZM70 53H71V52H70ZM108 53H109V52H108ZM118 53H119V52H118ZM118 53H117V54H118ZM128 53H127V54H128ZM135 53H136V52H135ZM141 53H142V52H141ZM148 53H149V51H148ZM148 53H147V54H148ZM156 53H157V52H156ZM214 53H215V52H214ZM216 53H217V51H216ZM250 53H251V52H250ZM256 53H257V52H256ZM0 54H2V53L0 52ZM7 54H8V53H7ZM18 54H21V55H22V52L20 53V51H19ZM29 54H30V53H29ZM45 54H44V55H45ZM66 54H68V53H66ZM72 54H73V53H72ZM78 54H79V53H78ZM88 54H89V53H88ZM90 54H91V53H90ZM100 54H101V53H100ZM100 54H99V55H100ZM104 54H106V53H104ZM122 54H123V53H122ZM153 54H154V52H153ZM204 54H205V53H204ZM234 54H235V53H234ZM236 54H237V53H236ZM238 54H239V53H238ZM241 54H242V51H241ZM241 54H240V55H241ZM243 54H244V57L246 58V55H245L246 53H243ZM251 54H252V53H251ZM251 54H250V55H251ZM2 55H3V54H2ZM4 55H5V53H4ZM4 55H3V56H4ZM9 55H10V54H9ZM15 55H16V52H15ZM21 55H20V56H21ZM36 55H35V56H36ZM42 55H43V54H42ZM55 55H56V54H54V56H55ZM58 55H59V53H58ZM60 55H61V54H60ZM60 55H59V56H60ZM70 55H71V54H70ZM74 55H75V54H74ZM79 55H80V54H79ZM81 55H83V54H81ZM94 55H97V54L94 53ZM94 55H93V56H94ZM102 55H103V54H102ZM110 55H113V54L110 53ZM110 55H109V56H110ZM114 55H115V54H114ZM118 55H119V54H118ZM131 55H129V56H131ZM139 55H140V54H139ZM154 55H155V54H154ZM188 55H189V54H188ZM188 55H187V56H188ZM197 55H198V54H197ZM197 55H196V56H197ZM207 55H208V54H207ZM210 55H211V54H210ZM222 55H223V54H222ZM222 55H221V52H220V56H222ZM231 55L233 56L232 52H231ZM240 55H239V56H240ZM247 55H248V53H247ZM250 55H249V56H250ZM252 55H253V54H252ZM262 55H263V54H262ZM17 56H18V57H17ZM17 56H14V57L17 58V59L19 60L20 57H19V55H17ZM23 56H24V54H23ZM25 56H26V55H25ZM27 56H28V55H27ZM27 56H26V58H27ZM29 56H30V55H29ZM29 56H28V58H30ZM37 56H38V55H37ZM49 56H50V55H49ZM56 56H57V55H56ZM63 56H64V54H63ZM66 56H67V55H66ZM68 56H69V55H68ZM84 56H85V55H84ZM84 56H83V57H84ZM89 56H90V55H89ZM120 56H122V55H120ZM120 56H119V57H120ZM143 56H144V55H143ZM208 56H209V55H208ZM211 56H212V55H211ZM211 56H209V57H211ZM216 56H217V55H216ZM216 56H214V57H216ZM218 56H219V55H218ZM225 56H226V55H225ZM259 56H260V55H259ZM259 56H258V57H259ZM6 57H7V55H6ZM9 57H10V56H9ZM14 57H12V60H13ZM21 57H22V56H21ZM51 57H52V56H51ZM57 57H58V56H57ZM61 57H62V55H61ZM64 57H65V56H64ZM72 57H73V56H72ZM72 57H71V58H72ZM80 57H81V56H80ZM103 57H104V55H103ZM107 57H108V56H107ZM114 57H115V56H113L112 58L114 59ZM127 57H128V56H125V58L128 60V58H130V57H128V58H127ZM150 57H151V55H150ZM150 57H149V58H150ZM198 57H199V56H198ZM222 57H223V56H222ZM252 57H253V56H252ZM0 58H1V57H0ZM4 58H5V57H3V59H4ZM7 58H8V57H7ZM36 58H38V57H36ZM44 58H45V56H44ZM53 58L56 59L55 57H53ZM62 58H63V57H62ZM71 58H70V59H71ZM73 58H74V57H73ZM77 58H78V57H77ZM96 58H97V57H96ZM142 58H143V57H142ZM144 58H146V57H144ZM151 58H152V57H151ZM206 58H207V57H206ZM1 59H2V58H1ZM5 59H6V58H5ZM8 59H9V58H8ZM10 59H11V58H10ZM10 59H9V62L12 61V60L10 61ZM17 59H14V60L16 61ZM31 59H34V58H31ZM38 59H39V58H38ZM46 59H48V57H47ZM49 59H51V58H49ZM57 59H59V58H57ZM66 59H67V60H66ZM66 59H65V60H66V62H67L69 58H66ZM70 59H69V60H70ZM78 59H79V58H78ZM84 59H85V58H84ZM87 59H89V58H87ZM101 59H102V58H101ZM130 59H132V58H130ZM135 59H136V56H135ZM186 59H187V57H186ZM190 59H191V57H190ZM193 59H194V58H193ZM195 59H197V58H195ZM207 59H208V58H207ZM211 59H212V58H211ZM221 59H222V58H220V60H221ZM241 59H242V57H241ZM256 59H257V56H256ZM20 60H22V59H20ZM25 60H27V59H25ZM42 60H44V59H42ZM42 60H41V61H42ZM59 60H62V59H59ZM59 60H57V61H59ZM92 60H94V59H92ZM96 60H97V59H96ZM99 60H100V59H99ZM106 60H107V59H106ZM119 60H120V59H119ZM123 60H124V58H123ZM137 60H138V59H137ZM148 60H149V59H148ZM148 60L145 59L146 63L148 62ZM184 60H185V59H184ZM184 60H183V61H184ZM188 60H189V59H188ZM201 60H203V59H200V61H201ZM222 60H223V59H222ZM222 60H221V61H222ZM227 60H228V59H227ZM239 60H240V59H238V61H239ZM244 60H245V59H244ZM260 60H261V59H260ZM260 60H258L257 63H259ZM263 60H264V59H263ZM7 61H8V60H7ZM27 61H29V59H28ZM30 61H31V60H30ZM30 61H29V62H30ZM34 61H35V59H34ZM34 61L32 60V62H34ZM45 61H46V60H45ZM70 61H72V59H71ZM70 61H68V62H70ZM73 61H74V60H73ZM90 61H91V60H90ZM97 61H98V60H97ZM97 61H96V62H97ZM113 61H118V60H116V58H115V60H113ZM121 61H122V60H121ZM125 61H126V60H125ZM132 61H133V60H132ZM132 61H131V62H132ZM139 61H140V60H139ZM167 61H168V60L166 59V64H167L168 62H171L170 60H169L168 62H167ZM179 61H180V60H179ZM179 61H177V62H179ZM197 61H199V60L197 59ZM204 61H205V60H204ZM217 61H219V60L217 59ZM223 61H224V60H223ZM223 61H222V62H223ZM231 61H232V58H231ZM231 61H230V62H231ZM240 61H241V60H240ZM4 62H6V61H4ZM4 62L1 61L0 64H2V63H4ZM9 62L7 63V66H8ZM19 62H20V61H19ZM23 62H24V61H23ZM37 62H38V61H37ZM43 62H44V61H43ZM61 62H62V61H61ZM77 62H79V60H77ZM82 62H83V61H82ZM100 62H101V61H100ZM100 62H99V63H100ZM104 62H105V61H104ZM126 62H127V61H126ZM129 62H130V61H129ZM129 62H128V63H129ZM131 62H130V63H131ZM153 62H154V61H153ZM155 62H156V61H155ZM160 62H162V60H160ZM160 62H159V63H160ZM180 62H181V61H180ZM206 62H207V61H206ZM208 62H209V61H208ZM210 62H211V61H210ZM260 62H261V61H260ZM263 62H264V61H263ZM17 63H18V62H17ZM21 63H22V61H21ZM24 63H26V62H24ZM24 63H23V64H24ZM44 63H46V62H44ZM48 63H49V62H48ZM55 63H56V62H55ZM63 63H64V61L62 62V64H63ZM73 63H74V62H73ZM79 63H80V62H79ZM79 63H78V64H79ZM99 63L97 62V65H98ZM112 63H113V62H112ZM115 63H116V62H115ZM120 63H121V62H120ZM134 63H136V60H135ZM146 63H145V64H146ZM159 63H157V64L159 65ZM174 63H175V62H174ZM183 63H186V62H183ZM198 63H200V62H198ZM223 63H224V62H223ZM232 63H234V62H232ZM236 63H237V62H236ZM261 63H262V62H261ZM14 64H15V63H14ZM18 64L21 65L20 63H18ZM29 64H30V63H29ZM29 64H28V65H29ZM32 64H33V63H31L30 65H32ZM39 64H40V63H39ZM46 64H47V63H46ZM49 64H51V63H49ZM49 64H48V65H49ZM52 64H54V62H53ZM60 64H61V63H59V64L57 63V66L60 65ZM65 64H66V63H65ZM78 64H77V65H78ZM82 64H83V63H82ZM82 64H81V66H82ZM94 64H96L95 61H94ZM108 64H110V63H108ZM122 64H123V62H122ZM137 64H138V63H137ZM149 64H150V61H149ZM170 64H171V63H170ZM187 64H189V63H187ZM192 64H193V63H191V66H192ZM200 64H201V63H200ZM203 64H205V63H203ZM219 64H220V62H219ZM237 64H239V63H237ZM244 64H245V63H244ZM248 64H249V63H248ZM259 64H260V63H259ZM3 65H5V64H3ZM9 65H10V64H9ZM30 65H29V68H30ZM33 65H34V64H33ZM54 65H56V64H54ZM68 65H69V64H68ZM91 65H92V64H91ZM97 65H96V66H97ZM116 65H117V63H116ZM116 65H115V66H116ZM118 65H119V63H118ZM132 65H133V63H132ZM135 65H136V64H135ZM154 65H155V64H154ZM163 65H164V63H163ZM177 65H178V63H177ZM216 65H217V64H216ZM220 65H221V64H220ZM220 65H218V66H220ZM239 65H240V64H239ZM241 65H243V64H241ZM0 66H1V65H0ZM5 66H6V65H5ZM11 66H12V64H11ZM25 66H27V65L25 64ZM25 66L23 65V67H25ZM36 66H37V65H36ZM39 66H40V65H39ZM44 66H45V65H44ZM50 66H51V65H50ZM57 66H56V68H57ZM69 66H70V65H69ZM71 66L73 67V66H75V65H71ZM78 66H80V65H78ZM103 66H104V65H103ZM108 66H109V65H108ZM120 66H121V65H120ZM120 66H118V67L121 69L122 66H121V67H120ZM127 66H130V65L127 64ZM143 66H147V65H143ZM156 66H157V65H156ZM167 66H168V64H167ZM169 66L171 67V65H169ZM172 66H173V65H172ZM186 66H187V65H185V67H186ZM201 66H202V65H201ZM211 66H212V65H211ZM213 66H214V65H213ZM213 66H212V67H213ZM222 66H223V65H222ZM257 66H258V65H257ZM8 67H9V66H8ZM16 67H17V66H16ZM21 67H22V66H21ZM23 67H22V68H23ZM34 67H35V66H34ZM34 67H33L32 69H34ZM40 67H41V66H40ZM42 67H43V66H42ZM42 67H41V68H42ZM45 67H46V66H45ZM48 67H49V66H48ZM60 67H62V66H60ZM66 67H67V66H66ZM86 67H87V66H86ZM101 67H102V66H101ZM109 67H110V66H109ZM109 67H108V68H109ZM112 67H113V65H112ZM118 67H117V69H118ZM151 67L153 68L152 63H151ZM151 67L147 68V70H148V69H151ZM158 67H161V64H160V66H158ZM174 67H176L175 64H174ZM188 67H189V66H188ZM188 67H186V68H188ZM192 67H193V66H192ZM192 67H190V68H192ZM224 67H225V65H224ZM0 68H1V67H0ZM10 68H11L10 71H13V70H14V69H12V67H10ZM13 68H15V66H14ZM26 68H27V67H26ZM29 68H27V69H29ZM37 68H38V67H37ZM43 68H44V67H43ZM49 68H50V67H49ZM49 68H48V71H49V70L51 71V69H53V67H52L51 69H49ZM54 68H55V67H54ZM73 68H74V67H73ZM80 68H81V67H80ZM98 68H99V67H98ZM114 68H116V67H114ZM128 68H129V67H128ZM132 68H133V66H132ZM162 68H163V67H162ZM164 68H166V66H165ZM167 68H168V67H167ZM182 68H183V66H182ZM193 68H199V67L196 66V67H193ZM204 68H206V69H204ZM204 68H203L204 70L201 68L200 71L197 70V69H194V74H195V75H194V78H196V79L193 80V83H194V82H195V83H196V82H198V83L201 82L200 84H201V87H202L203 89L206 88V89H212V90H215V91H214L215 93H214L213 91H211V90H210V91L213 92V94H218V96H217V97L214 96L215 98H212L213 95L211 94L212 96L208 95V96H210V97H208V98H203V97H201V95H202V94H201V95H198V96H200L201 98L196 99V98L194 97L195 100H198L197 103H200V102H201L202 105H204V107L202 108V115L199 114L196 118H194V120H191L190 123H189V120L187 119V120H188L187 123H189V124H188V125H189V130H188V131H190V134H193V135H194V134H197V135H199V136H200V135L202 136V139L199 140V141H202L203 143H202V142H199V143H198V146H196L195 148H196V149H197V148H198V149L208 148V147H204V145H206L205 143H207L208 140L210 141L211 138L214 139V138L220 136V135L222 134V132H225V131H223V128H221V127L219 126V124L223 122L222 120L224 119V118H223V115H224V114L227 115V116H229V118H228V120H229V124L226 126V129H227V127H228V129H229V128L232 129V134H231V135H234V137H235V135L238 134V135H241V137H253V138H258L257 136H255V135H258V136H260V139H259V140H260V141H263V140H264V75L261 76V77H256L254 80H252V81H254V85H251V84L249 85V84H248V85L250 86V88H249V87H248V88L246 87V88H247V89H246V88L244 87V88L246 89V91H245V89H244V91H245L244 93H245V94H244L243 91H242L243 88H242L240 91H239V90L236 91V92H237L238 99H239V97H241V98H242L241 100L243 101V99H245L246 97H250V98H251L250 100H251V101L253 100L254 104H256V106H257L256 108L258 109V116H253V115L255 114V112L253 113V111H252L253 115L249 113V110H248V112H247V110H246L247 108H245L246 106H244V105H245V104H244V101H243V104H241V103H242V102H240L241 100H240V101L237 100V101H232V102H230L229 99H231V98H229V95H230L231 93H227V92H229V91H226L225 93H221V92H220V91H222L223 88L226 87V86L223 87L224 84L222 85V83L219 82V75H220V73H219V71H217V69H218L219 67H217L216 70H215V68H216V67H215L214 70L211 71V70H210V65L208 64V65H206V67L204 66ZM241 68H242V67H241ZM241 68H240V69H241ZM257 68H258V67H257ZM5 69H6V68H5ZM8 69H9V68H8ZM15 69H16V68H15ZM23 69H24V68H23ZM23 69H22V70H23ZM62 69L65 70V68H62ZM69 69H71V68H69ZM91 69H92V68H91ZM106 69H107V68H106ZM109 69H110V68H109ZM126 69H127V68H126ZM126 69H125V70H126ZM134 69H135V68H134ZM134 69H133V70H134ZM136 69H137V68H136ZM145 69H146V68H145ZM158 69H159V68H158ZM158 69H157V70H158ZM174 69H175V68H174ZM199 69H200V68H199ZM211 69H212V68H211ZM220 69H221V66H220ZM223 69H225V68H223ZM228 69H229V68H228ZM244 69H245V68H244ZM244 69H243V70H244ZM254 69H255V66H254ZM3 70H4V68H3ZM24 70H25V69H24ZM29 70H31V68H30ZM46 70H47V68H46ZM58 70H59V69H58ZM71 70H73V69H71ZM78 70H79V69H78ZM80 70H81V69H80ZM84 70H86V69H84ZM147 70H146V71H147ZM152 70H154V69H152ZM171 70H172V67H171L170 71H171ZM177 70H178V69H177ZM184 70H185V69H184ZM190 70H191V69H190ZM209 70H210V72H209ZM17 71H18V70H17ZM17 71H16V73H18ZM31 71H32V70H31ZM35 71H36V70H35ZM41 71H42V69H41ZM59 71H60V70H59ZM65 71H66V70H65ZM65 71L62 72V73L65 74ZM87 71H88V70H87ZM87 71H86V72H87ZM92 71H93V70H92ZM102 71H103V70H102ZM114 71H116V70H113V72H111V70H110L111 73H114ZM121 71H122V69H121ZM127 71H128V70H127ZM129 71H130V69H129ZM136 71H137V70H136ZM142 71L144 72V69H143ZM161 71H164V70H161ZM187 71H188V69H187ZM232 71H233V70H232ZM236 71H237V70H236ZM240 71H241V70H240ZM255 71H256V69H255ZM258 71H259V70H258ZM258 71H256V72H258ZM19 72L21 73V71H19ZM25 72H26V74H27L28 71L25 70ZM36 72H37V71H36ZM55 72H57V70H56ZM73 72H74V71H73ZM75 72H76V71H75ZM82 72H83V71H82ZM105 72H106V71H105ZM105 72H104V73H105ZM110 72H109V73H110ZM118 72H119V70H118ZM152 72H153V71H152ZM155 72H156V71H155ZM159 72H160V70H159ZM165 72H166V71H165ZM167 72H168V70H167ZM181 72H182V69H181V71H180V74H181ZM205 72L210 73V79H211V80H208L207 78L204 77L203 74H204ZM226 72H227V70H226ZM238 72H239V71H238ZM245 72H246V70H245ZM260 72H261V71H260ZM32 73L35 74L34 72H32ZM40 73H41V72H40ZM47 73H48V72H47ZM60 73H61V72H60ZM79 73H80V72H79ZM97 73H100V72H97ZM107 73H108V72H107ZM107 73H106V74H107ZM109 73H108V74H109ZM111 73H110V74H111ZM123 73H125V72L123 71ZM132 73H133V72H132ZM132 73H131V74H132ZM137 73H138V72H136V74H137ZM157 73H158V71H157ZM171 73H172V72H171ZM171 73H170V74H171ZM183 73H184V71H183ZM185 73H186V71H185ZM229 73H230V72H229ZM235 73H237V72H235ZM235 73H234V74H235ZM14 74H15V73H14ZM18 74H19V73H18ZM33 74H32V75H33ZM41 74H42V73H41ZM41 74H39V75L41 76ZM43 74H46V73H43ZM49 74H52V72H51V73L49 72ZM71 74H74V73H71ZM85 74H86V73H85ZM136 74H135V75H136ZM142 74H143V73H142ZM142 74H141V75H142ZM144 74H145V73H144ZM152 74H155V73H152ZM158 74H159V73H158ZM161 74H162V73H161ZM170 74L167 73L166 75L169 76ZM175 74H176L175 77H177L178 74H177V73H175ZM221 74H222V73H221ZM225 74H226V73H225ZM234 74H233V75H234ZM246 74H247V73H246ZM258 74H262V72H261V73H256V75H258ZM22 75H23V72H22ZM28 75H29V74H28ZM30 75H31V74H30ZM36 75H37V74H35V76H36ZM47 75H48V74H47ZM54 75H55V74H54ZM62 75H63V74H62ZM76 75H77V74H76ZM81 75H83V74H80V76H81ZM90 75H91V74H90ZM90 75H89V76H90ZM104 75H105V74H104ZM112 75H113V74H112ZM112 75H111V76H112ZM133 75H134V74H133ZM133 75H132V76H133ZM141 75L138 74L139 78H138V76H137V78L140 79ZM150 75H151V74H150ZM155 75H156V74H155ZM227 75H228V74H227ZM230 75H232V74L230 73V74H229V77H230ZM235 75H236V74H235ZM240 75H241V74H240ZM15 76H16V74H15ZM17 76H19L18 78L20 79V75H17ZM40 76H38V77L40 78ZM44 76H45V75H44ZM60 76H61V75H60ZM66 76H67V75H66ZM100 76H101V73H100ZM100 76H99V79H100ZM107 76H108V75H107ZM107 76H106V77H107ZM111 76L109 75L110 78H111ZM123 76H124V75H123ZM123 76L121 77V78H122L121 80H123ZM129 76H130V75H129ZM143 76H144V75H143ZM151 76H152V75H151ZM153 76H154V75H153ZM185 76H186V75H185ZM188 76H189V75H188ZM205 76H206V75H205ZM241 76H242V75H241ZM249 76H250V75H249ZM254 76H255V75H254ZM0 77H1V76H0ZM26 77H27V76H26ZM38 77H37V78H38ZM55 77H58V76L56 75ZM67 77H68V76H67ZM77 77H78V75H77ZM77 77H76V78H77ZM81 77H83V76H81ZM109 77H108V78H109ZM125 77H126V76H125ZM127 77H128V76H127ZM148 77H149V76H148ZM157 77H159V75H157ZM161 77H162V76H161ZM171 77H172V76H170V78H171ZM179 77H180V76H179ZM242 77H243V76H242ZM1 78H2V77H1ZM16 78H17V77H16ZM24 78H25V77L23 76V79H24ZM41 78H43V77L41 76ZM50 78H51V75H50ZM53 78H54V77H53ZM62 78H63V77H62ZM64 78H65V77H64ZM64 78H63V79H64ZM71 78H72V76H71ZM76 78H75V79H76ZM86 78H87V76H86ZM90 78H92V77H90ZM93 78H95V77L93 76ZM103 78H104V77H103ZM131 78H133V77H131ZM141 78H142V77H141ZM165 78H166V77H165ZM172 78H173V77H172ZM187 78H188V77H187ZM190 78H191V75H190ZM231 78H232V76H231ZM237 78H238V77H237ZM33 79H34V78H33ZM55 79H56V78H55ZM66 79H67V78H66ZM69 79H70V77H69ZM78 79H80V78H78ZM78 79H77V80H78ZM119 79H120V78H119ZM127 79H128V78H127ZM133 79H134V78H133ZM138 79H137V80H138ZM145 79H147V78H145ZM145 79H144V80H145ZM152 79H153V78H152ZM160 79H161V78H160ZM162 79H163V77H162ZM177 79H179V78L177 77ZM222 79H223V78H222ZM242 79H243V78H242ZM250 79H251V78H250ZM8 80H9V79H8ZM39 80H40V79H38V81H39ZM41 80H42V79H41ZM64 80H65V79H64ZM72 80H73V78H72ZM72 80H70V81H72ZM129 80H130V79H129ZM129 80H127V83H128ZM148 80H150V78H149ZM155 80H156V79H155ZM158 80H159V79H158ZM166 80H167V79H164V81H166ZM168 80H169V79H168ZM180 80H182V76H181V79H180ZM180 80H179V81H180ZM184 80H185V79H184ZM239 80H240V78H239ZM244 80H245V79H244ZM244 80H243V82H244ZM15 81H16V79H15ZM17 81H18V80H17ZM17 81H16V83H17ZM22 81H23V80H22ZM32 81H33V80H32ZM34 81H35V80H34ZM44 81H45V79H44ZM51 81H53V80H51ZM60 81H61V79H60ZM62 81H63V80H62ZM62 81H61V82H62ZM66 81L68 82V79H67ZM95 81L97 82L98 79L95 80ZM95 81H94V82H95ZM118 81H119V80H118ZM133 81H135V80H133ZM138 81H139V80H138ZM145 81H146V80H145ZM151 81H152V80H151ZM160 81H161V80H160ZM172 81H173V79L171 80V82H172ZM174 81H175V80H174ZM176 81H177V80H176ZM191 81H192V80H190V82H191ZM211 81H212V82H211ZM221 81L223 82V80H221ZM226 81H229V82H230V80H227V79H226ZM234 81H235V76H234ZM237 81H238V80H237ZM48 82H49V81H48ZM48 82H47V83H48ZM61 82H60V83H61ZM75 82H76V81H75ZM85 82H86V81H85ZM99 82H101V81H99ZM125 82H126V80L124 81V83H125ZM129 82H130V81H129ZM155 82H156V81H155ZM167 82L170 83V81H167ZM184 82H185V81H184ZM229 82H228V83H229ZM238 82H239V81H238ZM245 82H246V81H245ZM35 83H36V82H35ZM38 83H39V82H38ZM43 83H46V82H43ZM43 83H42V84H43ZM51 83H54V82H51ZM57 83H58V82H57ZM64 83H65V82H64ZM72 83H73V82H72ZM72 83H69V84H72ZM82 83H83V81H82ZM97 83H98V82H97ZM97 83H96V84H97ZM103 83H105V81H103ZM110 83L113 84L114 81H113V83H112V82H110ZM115 83H117V82H115ZM130 83H131V82H130ZM142 83H144V81H142ZM148 83H149V82H148ZM148 83H147V84H148ZM159 83H160V82H158V84H159ZM175 83H176V82H175ZM177 83H180V82L177 81ZM181 83H182V84H186V83H188V82H186V83L181 82ZM248 83H249V80H248ZM22 84H23V83H22ZM48 84H49V83H48ZM62 84H63V83H62ZM66 84L69 85L68 83H66ZM73 84H74V83H73ZM76 84H77V83H76ZM111 84H110V86H111ZM118 84H119V83H118ZM128 84H129V83H128ZM135 84H136V81H135L134 85H135ZM140 84H141V83H140ZM152 84H153V83H152ZM156 84H157V83H156ZM156 84H155V85H156ZM164 84H165V83H164ZM172 84H173V83H172ZM172 84L170 83V86H171ZM189 84L192 85V83H189ZM230 84H231V83H230ZM233 84H234V83H233ZM241 84H242V82L240 83V85H241ZM2 85H3V84H2ZM2 85H1V86H2ZM4 85H5V84H4ZM25 85H26V84H25ZM31 85H32V84H31ZM31 85H30V86H31ZM46 85H47V84H46ZM56 85L58 86V84H56ZM74 85H75V84H74ZM105 85H106V84H104V86H105ZM119 85H120V84H119ZM136 85H137V84H136ZM162 85H163V81H162ZM162 85H159V86H162ZM166 85H167V84H166ZM176 85H177V84H176ZM178 85L181 86V84H178ZM191 85H190V86H191ZM194 85H195V84H194ZM236 85H238V84H236ZM236 85H234V86H236ZM244 85H245V84H244ZM246 85H247V84H246ZM7 86H8V85H7ZM18 86H19V85H18ZM51 86H53V84H52ZM64 86H65V84H64ZM69 86H72V85H69ZM107 86H108V85H107ZM121 86H122V85H120L119 87H121ZM128 86H130V84H129ZM137 86H138V85H137ZM139 86H140V85H139ZM139 86H138V87H139ZM148 86L150 87L149 84H148ZM167 86H168V85H167ZM172 86H173V85H172ZM182 86H183V85H182ZM185 86H186V85H184V87H185ZM196 86H198V85H196ZM241 86H242V85H241ZM49 87H50V85H49ZM76 87H78V86H76ZM105 87H106V86H105ZM112 87H113V86H112ZM126 87H127V84H126ZM131 87H132V85H131ZM140 87H141V86H140ZM143 87H144V86H143ZM146 87H147V86H146ZM164 87H166V86H164ZM175 87H176V86H175ZM175 87H174V88H175ZM177 87H178V86H177ZM198 87H199V86H198ZM201 87H200V88H201ZM242 87H243V86H242ZM7 88L9 89V87H7ZM17 88H18V87H17ZM17 88H16V89H17ZM24 88H25V87H23V89H24ZM50 88H51V90H52V87H50ZM50 88H48V92H49V89H50ZM55 88H56V87H55ZM58 88H59V86H58ZM61 88H62V87H61ZM61 88H60V89H61ZM69 88H70V87H69ZM95 88H96V87H95ZM97 88H98V87H97ZM116 88H117V87H116ZM123 88H124V85H123ZM133 88H134V87H133ZM144 88H145V87H144ZM161 88H162V87H161ZM168 88H169V87H168ZM178 88H179V87H178ZM181 88H182V87H181ZM236 88L239 89V87H237V86H236ZM1 89H2V88H1ZM3 89H5V88H3ZM31 89H32V87L30 88V91H34V90H31ZM45 89H47V88H45ZM45 89H44V91H45ZM56 89H57V88H56ZM63 89H65V87H64ZM71 89H72V87H71ZM71 89H70V90H71ZM75 89H77V88H75ZM81 89H82V92H83V87H82ZM85 89H86V88H85ZM99 89H100V88H99ZM119 89H120V88H119ZM141 89H142V88H141ZM149 89L152 90V88H149ZM153 89H154V88H153ZM162 89H163V88H162ZM171 89H172V88H170V90H171ZM184 89H185V88H184ZM206 89H205V90H206ZM220 89H222V90H220ZM233 89H234V88H233ZM5 90H6V89H5ZM18 90H19V89H18ZM18 90H16V91H18ZM20 90H21V89H20ZM61 90H62V89H61ZM100 90H101V89H100ZM100 90H99V94H100ZM116 90H118V89H116ZM121 90H122V89H121ZM126 90H127V89H126ZM126 90H123V91H126ZM131 90H132V89H131ZM137 90H138V89H137ZM159 90H161V89L159 88ZM165 90H166V89H165ZM168 90H169V89H168ZM170 90H169V91H170ZM173 90H174V89H173ZM177 90H180V89H177ZM186 90H187V89H186ZM193 90H194V89H193ZM225 90H227V89H225ZM57 91H58V90H57ZM97 91H98V90H97ZM110 91H111V89H110ZM110 91H107V92H108V95L111 93ZM119 91H120V90H119ZM123 91H122V93H123ZM128 91H129V89H128ZM147 91H148V90H147ZM156 91H157V90H156ZM162 91H163V90H162ZM175 91H176V90H175ZM175 91H174V92H175ZM194 91H195V90H194ZM196 91H197V90H196ZM196 91H195V93H196ZM199 91H201V90H198V92H199ZM0 92H1V91H0ZM2 92H5V91L3 90ZM13 92H15V90H14ZM36 92H37V91H36ZM41 92H42V91H41ZM63 92H64V90H63ZM84 92H85V91H84ZM95 92H96V91H95ZM115 92H117V91H115ZM132 92H133V91H132ZM145 92H146V91L144 90L143 93H145ZM152 92H153V91H152ZM152 92H151V93H152ZM157 92H159V91H157ZM172 92H173V91H172ZM174 92H173V93H174ZM177 92H178V91H177ZM180 92H182V89H181ZM190 92H192V91H190ZM190 92H189V94H190ZM211 92H210V93H211ZM5 93H6V92H5ZM20 93H24V92H20ZM53 93H54V92H53ZM66 93H67V92H66ZM120 93H121V92H120ZM125 93H126V92H124V94H125ZM130 93H131V91H130ZM136 93H137V92H136ZM169 93H170V92H169ZM178 93H179V92H178ZM178 93H175V94L178 95ZM182 93H184V92H182ZM206 93H207V92H206ZM206 93H205V94H206ZM234 93H235V92H234ZM10 94H13V93L11 92ZM60 94H61V92H60ZM63 94H65V93H63ZM103 94H104V92H103ZM113 94H114V93H113ZM124 94H123V95H124ZM126 94H127V93H126ZM126 94H125V95H126ZM131 94H133V93H131ZM138 94H139V93H138ZM138 94H136V95H138ZM159 94H161V92H160ZM162 94H163V93H162ZM167 94H168V93H167ZM171 94H172V93H170V94H168V95H171ZM175 94H174V95H175ZM180 94H181V93H180ZM186 94L188 95V92H186ZM186 94L183 95V96H186ZM208 94H209V93H208ZM18 95H19V94H18ZM18 95H17V96H18ZM39 95H40V94H39ZM42 95H43V93H42ZM85 95H86V94H85ZM87 95H91V94H87ZM101 95H102V93H101ZM116 95H117V94H116ZM120 95H121V94H120ZM153 95L156 96L157 94H154V92H153ZM153 95H152V96H153ZM174 95H173V96H174ZM177 95H176V96H177ZM195 95H196V94H195ZM241 95H243V96H241ZM29 96H30V95H29ZM43 96H44V95H43ZM49 96H50V95H49ZM75 96H76V95H75ZM75 96L72 95V97H75ZM92 96H93V95H92ZM92 96H91V97H92ZM121 96H122V95H121ZM129 96H130V95H129ZM129 96H126V97L129 98ZM147 96H148V95H147ZM149 96H150V95H149ZM155 96H154V97H155ZM173 96H172L171 98H173ZM176 96H174V98L178 99V97H176ZM188 96H189V95H188ZM196 96H197V95H196ZM198 96H197V97H198ZM202 96H203V95H202ZM230 96H231V95H230ZM234 96H235V94H234ZM11 97H13V96H11ZM45 97H47L46 94H45L44 98H45ZM50 97H51V96H50ZM50 97H49V98H50ZM72 97H71L70 95H68V94H67L66 96H65V95H62V96H61V98L63 99L62 101H63V102H67V104H68V102H71L70 100H67V99H73ZM76 97H78V96H76ZM76 97H75V99H76ZM85 97H86V96H85ZM101 97H102V96H101ZM106 97H107V95H106ZM117 97H119V96L117 95ZM123 97H125V96H123ZM131 97H132V96H131ZM131 97H130V99L132 100ZM133 97H134V95H133ZM160 97H162V96L160 95V96L158 97V99H159ZM169 97H170V96H169ZM169 97H166V98L169 99ZM189 97L192 98L193 96L190 94ZM189 97H188V98H189ZM44 98H43V99H44ZM51 98H52V97H51ZM66 98H67V99H66ZM88 98H89V97H88ZM94 98H95V97H94ZM121 98H122V97H121ZM128 98H127V99H128ZM148 98L151 99V97H148ZM156 98H157V97H156ZM180 98H181V97H180ZM188 98H187V99H188ZM191 98H189V99H191ZM202 98H203V99H202ZM232 98H234V97H232ZM0 99H2V98H0ZM3 99H4V98H3ZM8 99H9V98H8ZM10 99H11V98H10ZM10 99H9V100H10ZM12 99H13V98H12ZM12 99H11V100H12ZM29 99H31V98H29ZM46 99H47V98H46ZM109 99H110V98H109ZM116 99H117V98H116ZM124 99H125V98H124ZM139 99L141 100V97H140ZM139 99L136 97V100H139ZM153 99H154V98H152V100H153ZM176 99H175L174 102H178V101L180 102V100H181V99H180V100H177V101H176ZM235 99H236V98H235ZM36 100H37V99H36ZM38 100H39V97H38ZM87 100H89V99H87ZM118 100H119V99H118ZM136 100H135V101H136ZM161 100H162V99L160 98V101H161ZM170 100H171V99H170ZM195 100H194V101H195ZM232 100H233V99H232ZM245 100H246V99H245ZM248 100H249V99H248ZM0 101H1V100H0ZM14 101H15V100H14ZM14 101H13V102H14ZM16 101H17V100H16ZM51 101H52V100H51ZM74 101H75V100H74ZM90 101H92V100H90ZM90 101H89V103H90ZM103 101H104V100H103ZM111 101H114V100L112 99ZM125 101H126V100H125ZM125 101L123 100V102H125ZM155 101H156V99H155ZM166 101H168V100H166ZM171 101H172V100H171ZM183 101H184V100H183ZM185 101H186V100H185ZM194 101H193V104H194ZM3 102H4V101H3ZM13 102H12V104H13ZM31 102H32V101H31ZM44 102H48V101H47V100H46V101L44 100ZM49 102H50V101H49ZM105 102H107V101H105ZM108 102H109V101H108ZM131 102H133V100H132ZM163 102H164V101H163ZM181 102H182V101H181ZM245 102H247V100H246ZM253 102H252V103H253ZM34 103H35V101H34ZM53 103H54V102H53ZM76 103H77V102H76ZM78 103H79V102H78ZM89 103H88V104H89ZM120 103H121V100H120ZM126 103H127V102H126ZM182 103H183V102H182ZM190 103H191V101H190L188 104H190ZM195 103H196V102H195ZM197 103H196V104H197ZM201 103H200V104H201ZM3 104H4V103H3ZM20 104H21V103H20ZM79 104H81V102H80ZM79 104H77V105H79ZM82 104H83V103H82ZM122 104H123V103H122ZM122 104H121V105H122ZM130 104H131V103H130ZM137 104H138V101H137ZM137 104H136L135 106H137ZM143 104H144V103H143ZM158 104H159V103H158ZM172 104H173V102H172ZM175 104H176V103H175ZM196 104H195V105H196ZM246 104H247V103H246ZM250 104H251V103L249 102V105H250ZM1 105H2V104H1ZM4 105H5V104H4ZM7 105H8V104H7ZM7 105H6V106H7ZM28 105H29V104H28ZM38 105H40L39 102H38ZM55 105H57V103H56ZM60 105H61V104H60ZM68 105H69V104H68ZM70 105H71V103H70ZM91 105H92V104H91ZM98 105H99V104H98ZM98 105H97V106H98ZM100 105H101V104H100ZM102 105H103V103H102ZM106 105H109V104H106ZM106 105H105V107H106ZM123 105H124V104H123ZM150 105H151V104H150ZM155 105H156V103H155ZM159 105H160V104H159ZM161 105H162V104H161ZM161 105H160V106H161ZM165 105H166V104H165ZM180 105H181V104H180ZM185 105H186V104H185ZM195 105H194V106H195ZM249 105H247V106H249ZM9 106H10V105H9ZM15 106H16V105H14V107H15ZM31 106H32V105H31ZM31 106H30V107H31ZM35 106H36V105H35ZM73 106H75V103L73 104ZM92 106H93V105H92ZM115 106H116V105H115ZM147 106H148V105H147ZM151 106H152V105H151ZM190 106H191V105H190ZM4 107H5V106H4ZM11 107H13V106L11 105ZM14 107H13V108H14ZM32 107H33V106H32ZM32 107H31V109H32ZM46 107H47V105H46ZM66 107H67V106H66ZM82 107H83V106H82ZM89 107H90V106H89ZM108 107H109V106H108ZM110 107H111V106H110ZM118 107H119V105H118ZM130 107H132V105H131ZM137 107H138V106H137ZM143 107H144V106H143ZM148 107H149V106H148ZM156 107H157V106H156ZM186 107H187V106H186ZM196 107H197V106H196ZM199 107H202V106H199ZM1 108H2V107H1ZM1 108H0V109H1ZM19 108H20V107H19ZM41 108H42V107H41ZM62 108H63V107H62ZM78 108H79V106H78ZM78 108H77V106H75V107L73 108V110H71V108L68 109V110H61V113L59 114V119L61 120V124H62L61 127L63 128V131L66 133V135H67L69 138L67 139L66 143H62L63 140L60 139V141L62 140V141H61L62 145L60 146L62 152L60 153V156H57V157H58V163H57L58 166H57V165H56V166H57V168L60 167V169H62V170H59V169H58L59 171H63V170H68V171H69V172L67 173V177H66V178H68V179H69L70 177H73V179H74V177L76 178V175H77V173H78L77 171H79L80 169H82V168H83V165H84V164L82 165V164L77 163V161H76V159H75V157H78V154H79V142H78L79 139H77L79 133L77 134V136H75L74 133H76L77 130L74 129L73 127H71V123H70L69 120H68V117H70V116H71V119H74L75 114H76V113H79V110H81V109H78ZM92 108H93V110H96V109H95V108H96L95 106L92 107ZM97 108H98V107H97ZM102 108H104V106H103ZM115 108H116V107H115ZM128 108H129V107H128ZM159 108H160V107H159ZM169 108H170V107H169ZM176 108H177V106H176ZM176 108H175V109H176ZM187 108H189V107H187ZM2 109H3V108H2ZM33 109H35V107H34ZM51 109H53V108L51 107ZM98 109H99V108H98ZM105 109H106V108H105ZM113 109H114V106H113ZM117 109H118V108H117ZM117 109H116V110H117ZM129 109H130V108H129ZM129 109H128V110H129ZM141 109H142V108H141ZM148 109H149V108H148ZM148 109H147V110H148ZM157 109H158V107H157ZM157 109H156V110H157ZM161 109H162V108H161ZM163 109H164L165 112L168 111V110H165V109H166L165 106H164ZM171 109H172V108H171ZM195 109H197V108H195ZM199 109H201V108H199ZM249 109L252 110V108H249ZM257 109H256V110H257ZM7 110H8V109H7ZM22 110H23V108H22ZM24 110H25V109H24ZM40 110H41V109H40ZM82 110H83V109H82ZM90 110H91V109H90ZM106 110H107V109H106ZM108 110H109V109H108ZM108 110H107V111H108ZM142 110H143V109H142ZM156 110H155V111H156ZM217 110H219V111H220L219 114L221 113L222 115H220L219 117H212V116H213V113H215ZM251 110H250V112H251ZM46 111H47V110H46ZM48 111H49V110H48ZM54 111H55V110H54ZM57 111H58V110H57ZM103 111H104V109H103ZM107 111H106V112H107ZM112 111H114V110H112ZM118 111H119V109H118ZM137 111H138V110H137ZM137 111H136V112H137ZM145 111H146V109L144 110V112H145ZM152 111H154V110H152ZM155 111H154V112H155ZM161 111H163V110H161ZM161 111H160V112H161ZM164 111H163V112H164ZM179 111H181V110H179ZM195 111H196V110H195ZM199 111H200V110H199ZM36 112H37V111H35V113H36ZM55 112H56V111H55ZM93 112H94V111H93ZM129 112H130V111H129ZM144 112H143V113H144ZM168 112H169V111H168ZM174 112H175V111H174ZM176 112H178V111H176ZM176 112H175V113H176ZM200 112H201V111H200ZM200 112H198V113H200ZM256 112H257V111H256ZM3 113H4V112H3ZM26 113H27V111H26ZM37 113H38V112H37ZM39 113H40V112H39ZM95 113H96V112H95ZM98 113H99V112H97L95 115H97ZM100 113H101V112H100ZM100 113H99V114H100ZM117 113H118V112H116L115 114H117ZM120 113H122V114L124 115V114H126V110L122 107L121 110H120ZM146 113H148V112H146ZM152 113H153V112H152ZM161 113H162V112H161ZM161 113H160V114H161ZM171 113H172V112H170V114H171ZM175 113H173V114H175ZM185 113H186V111H185ZM195 113H196V112H195ZM40 114H41V113H40ZM40 114H39V115H40ZM93 114H94V113H93ZM103 114H104V112H103ZM103 114H100L99 116L97 115V116H95V117L100 118V116L103 115ZM105 114H106V113H105ZM109 114H110V113H108L107 115H109ZM137 114H138V113H137ZM191 114H192V113H191ZM215 114H216V113H215ZM1 115H2V114H1ZM34 115H35V114H34ZM36 115H37V114H36ZM36 115H35V116H36ZM39 115H38V117H40ZM79 115H80V114H79ZM82 115H83V114H82ZM107 115H104V116H107ZM112 115H113V114H112ZM133 115L136 116V114H133ZM148 115H149V113H148ZM153 115H154V114H153ZM188 115H189V114H188ZM11 116H12V115H11ZM18 116H20V115L18 114ZM41 116H42V114H41ZM46 116H47V115H46ZM49 116H50V114H49ZM49 116H48V117H49ZM113 116H115V115H113ZM113 116H112V117H113ZM118 116H119V115H118ZM125 116L127 117V115H125ZM125 116H124V117H125ZM129 116H130V115H129ZM138 116H139V115H138ZM138 116H137V117H138ZM142 116H143V115H142ZM166 116H167V115H166ZM173 116H174V115H173ZM178 116H179V114H178ZM180 116H181V114H180ZM185 116H186V115H185ZM189 116H190V115H189ZM215 116H216V115H215ZM217 116H218V114H217ZM54 117H55V115H54ZM112 117H110V118H112ZM119 117H120V116H119ZM122 117H123V116H122ZM126 117H125V119H126ZM130 117L132 118V115H131ZM143 117H144V116H143ZM149 117H150V116H149ZM149 117H146V118H148V120H149ZM181 117L185 118L184 116H181ZM194 117H195V116H194ZM40 118H41V117H40ZM52 118H53V115H52ZM55 118H56V117H55ZM83 118H84V117H83ZM85 118H86V117H85ZM89 118H90V116H89ZM101 118H102V117H101ZM107 118H108V117H107ZM131 118H129V119L131 120ZM167 118H168V117H167ZM167 118H165V119H167ZM173 118H174V117H173ZM183 118H182V120H183ZM189 118H190V117H189ZM191 118H192V116H191ZM47 119H48V118H47ZM47 119H46V120H47ZM50 119H51V118H50ZM57 119H58V118H57ZM57 119H56V120H57ZM116 119H117V118H115V120H116ZM125 119H124V120H125ZM160 119H162V118H160ZM163 119H164V118H163ZM180 119H181V118H180ZM180 119H179V120H180ZM26 120H27V119H26ZM40 120H41V119H40ZM96 120H97V119H96ZM98 120H99V119H98ZM112 120H113V119H112ZM122 120H123V119H122ZM139 120H140V119H139ZM141 120H142V118H141ZM176 120H177V119H176ZM225 120H226V119H225ZM2 121H4V120H2ZM6 121H7V119H6ZM6 121H5V122H6ZM14 121H15V119H14ZM47 121H48V120H47ZM82 121H83V120H82ZM82 121H81V123H82ZM87 121H88V120H87ZM87 121H86V122H87ZM90 121H91V120H90ZM106 121H107V120H106ZM127 121H128V120H127ZM135 121H136V120H135ZM137 121H138V120H137ZM143 121H145V120H143ZM150 121H151V120H150ZM164 121H165V120H164ZM169 121H170V120H169ZM184 121H185V120H184ZM11 122L13 123V121H11ZM20 122H21V121H20ZM27 122H28V120H27ZM41 122H43V120H42ZM51 122H52V121H51ZM91 122H92V121H91ZM98 122H99V121H98ZM102 122H103V120H102ZM104 122H105V121H104ZM108 122H109V121H108ZM110 122H112V121H110ZM110 122H109V123H110ZM115 122H116V121H115ZM130 122H131V121H130ZM138 122H139V121H138ZM161 122H162V121H161ZM227 122H228V121H227ZM0 123H2V122H0ZM8 123H9V122H8ZM12 123H11V124H12ZM24 123H25V122H24ZM36 123H37V122H36ZM49 123H50V122H49ZM81 123H80V124H81ZM106 123H107V122H106ZM116 123H119V121L116 122ZM128 123H129V122H128ZM134 123H135V122H134ZM146 123H147V122H146ZM153 123H154V122H153ZM157 123H158V122H157ZM164 123H166V121H165ZM182 123H183V122H182ZM185 123H186V122H185ZM37 124H38V123H37ZM84 124H86L85 126H87V125H91V127H92V124H94V123H90V122H89V123H84ZM111 124H112V123H111ZM111 124H110V125H111ZM113 124H115V123H113ZM119 124H120V125H119ZM119 124H118L119 126H122L121 123H119ZM144 124H145V123H144ZM147 124H148V123H147ZM151 124H152V123H151ZM166 124H167V123H166ZM7 125H8V124H7ZM26 125H27V124H26ZM28 125H29V124H28ZM45 125H46V124H45ZM48 125H49V124H48ZM48 125H47V126H48ZM100 125H101V124H100ZM100 125H98L96 128H98ZM104 125H106V124L104 123ZM115 125H116V124H115ZM129 125H130V124H129ZM132 125L134 126V124H132ZM137 125H138V124H137ZM167 125H168V124H167ZM179 125H180V123H179ZM221 125H222V124H221ZM13 126H14V125H13ZM17 126H18V125H17ZM49 126H50V125H49ZM82 126H83V125H82ZM94 126H95V125H94ZM107 126H108V125H106V127H107ZM111 126H112V125H111ZM111 126H110V129H111ZM116 126H117V125H116ZM126 126H127V125H126ZM126 126H125V127H126ZM138 126H139V125H138ZM222 126H223V125H222ZM19 127H20V126H19ZM28 127H29V126H28ZM35 127H36V126H35ZM37 127H38V126H37ZM87 127H88V126H87ZM100 127H101V126H100ZM134 127H135V126H134ZM144 127H145V126H144ZM146 127H147V126H146ZM163 127H164V126H163ZM174 127H175V126H174ZM187 127H188V126H187ZM3 128H4V126H3ZM29 128H30V127H29ZM29 128H28V129H29ZM31 128H34V127H31ZM40 128H41V127H40ZM89 128H90V126H89ZM101 128H102V127H101ZM101 128H100V129H101ZM103 128H104V127H103ZM122 128H123V127H122ZM122 128H120V129H122ZM129 128H130V127H129ZM149 128H150V126H149ZM185 128H186V127H185ZM185 128H183V131H184V132H186L185 130H187V129H185ZM4 129H5V128H4ZM18 129H21V128H17V130H18ZM44 129H46V128L44 127ZM83 129H85V128L83 127ZM90 129H91V128H90ZM117 129H119V128H117ZM120 129H119V130H120ZM124 129H125V128H124ZM141 129H142V128H141ZM143 129H144V128H143ZM155 129H156V128H155ZM231 129H230V130H231ZM1 130H2V129H1ZM26 130H27V128H26ZM47 130H48V129H47ZM59 130H60V129H59ZM85 130H87V129H85ZM95 130H96V129H95ZM102 130H103V129H102ZM111 130H112V129H111ZM115 130H116V129H115ZM115 130H114V131H115ZM122 130H123V129H122ZM126 130H128V129L126 128ZM126 130H125V131L123 130V131L126 132ZM148 130H149V129H148ZM224 130H225V129H224ZM40 131H41V130H40ZM43 131H44V130H43ZM50 131H51V128H50ZM78 131H79V130H78ZM92 131H93V130H92ZM99 131H100V130H99ZM103 131H105V130H103ZM112 131H113V130H112ZM114 131H113V132H114ZM133 131H135V130H133ZM138 131H140V130H138ZM138 131H137V132H138ZM172 131H173V130H172ZM13 132L15 133V131H13ZM13 132H12V133H13ZM44 132L47 133V131H44ZM89 132H90V130H89ZM93 132L95 133V131H93ZM106 132H107V131H106ZM117 132H118V131H117ZM117 132H116V133H117ZM129 132H130V131H129ZM147 132H148V131H147ZM153 132H154V131H153ZM227 132H228V131H227ZM2 133H3V131H2ZM4 133H5V132H4ZM16 133H17V132H16ZM28 133H29V131H28ZM37 133H38V131H37ZM51 133H52V132H51ZM94 133H88V131H87L86 135L90 137V135H93ZM100 133H102V132H100ZM108 133H109V132H108ZM179 133H180V132H179ZM26 134H27V133H26ZM56 134H57V133H56ZM59 134H60V132H59ZM73 134H74V135H73ZM95 134H96V133H95ZM103 134H104V133H103ZM109 134H111V133H109ZM112 134H113V133H112ZM114 134H115V133H114ZM123 134H124V133H123ZM125 134H126V133H125ZM143 134H144V133H142L141 135H143ZM147 134H148V133H147ZM147 134H146V135H147ZM155 134H156V132H155ZM176 134H177V133H176ZM183 134H184V133H183ZM225 134H226V133H225ZM0 135H1V134H0ZM2 135H3V134H2ZM13 135H14V134H13ZM30 135H31V134H30ZM64 135H65V134H64ZM71 135H73L72 137L75 136V138L70 137ZM80 135H81V134H80ZM119 135H120V134H119ZM126 135H127V134H126ZM129 135H131V134H129ZM132 135H133V134H132ZM134 135H135V132H134ZM149 135H150V134H149ZM188 135H189V134H188ZM228 135H230V134H228ZM11 136H12V134H11ZM19 136H20V135H19ZM21 136H22V135H21ZM26 136H28V135H26ZM32 136H33V134H32ZM55 136H56V135H55ZM82 136H83V135H82ZM93 136H94V135H93ZM93 136H92V137H93ZM123 136H124V135H123ZM167 136H168V134H167ZM189 136H190V135H189ZM189 136H188V137H189ZM195 136H196V135H195ZM1 137H2V136H1ZM34 137H35V136H34ZM48 137H50V136H48ZM79 137H80V136H79ZM101 137H102V136H101ZM107 137L109 138L110 135H109V136L107 135ZM107 137H106V138H107ZM116 137H117V136H116ZM116 137H115V138H116ZM121 137H122V135H121ZM126 137H127V136H126ZM134 137H136V136H134ZM169 137H170V136H169ZM176 137H177V136H176ZM180 137H181V136H180ZM190 137H193V136H190ZM222 137H223V134H222ZM222 137H221V138H222ZM229 137H230V136H229ZM3 138H4V137H3ZM11 138H12V137H11ZM11 138H9V139H11ZM38 138H39V137H38ZM52 138H53V140H54V137H52ZM64 138H66V136H64ZM81 138H82V137H81ZM84 138H85V136H84ZM137 138H138V137H137ZM162 138H163V137H162ZM162 138H161V139H162ZM174 138H175V137H174ZM221 138H220V139H221ZM235 138H236V137H235ZM253 138H252V139H253ZM1 139H2V138H1ZM13 139H14V138H13ZM28 139H29V138H28ZM46 139H47V138H46ZM49 139H51V138H49ZM49 139H48V140H49ZM88 139H89V138H88ZM112 139L114 140L113 136H112ZM112 139L110 138V139H107V140H109L108 142H111ZM129 139H130V138H128V140H129ZM167 139H169V138H167ZM167 139H166V140H167ZM231 139H232V138H231ZM262 139H263V140H262ZM19 140H20V139H19ZM38 140H39V139H38ZM80 140H81V139H80ZM119 140H121V139H119ZM124 140H126V139L124 138ZM138 140H139V139H138ZM147 140H148V139H147ZM150 140H151V139H149V143L151 142ZM155 140H156V139H155ZM155 140H154V141H155ZM157 140H158V139H157ZM157 140H156V141H157ZM183 140H184V139H183ZM218 140H219V139H218ZM224 140H225V139H224ZM227 140L229 141L230 139L227 138ZM233 140H234V139H233ZM233 140H232V141H233ZM243 140H244V139H243ZM247 140H248V139H247ZM255 140H258V139H254V141H255ZM0 141H1V140H0ZM4 141H5V140H4ZM17 141H18V140H17ZM27 141H28V140H27ZM27 141H26V142H27ZM33 141H34V140H33ZM121 141H122V140H121ZM121 141H120V142H121ZM133 141L135 142L136 140L134 139ZM156 141H155V143H157ZM162 141H163V140H162ZM164 141H165V140H164ZM209 141H208V142H209ZM219 141H220V140H219ZM230 141H231V140H230ZM230 141H229L228 144H231ZM245 141H246V140H245ZM249 141H250V140H249ZM249 141H248V142H249ZM260 141H259V143H260ZM30 142H31V141H30ZM34 142H35V141H34ZM51 142H52V141H50V143H51ZM57 142H59V141H57ZM64 142H65V141H64ZM124 142H125V141H124ZM144 142H145V141H144ZM144 142H143V143H144ZM146 142H147V141H146ZM152 142H153V141H152ZM152 142H151V143H152ZM223 142H224V141H223ZM241 142H242V141H241ZM243 142H244V141H243ZM257 142H258V141H257ZM257 142H256V143H257ZM2 143H3V142H2ZM4 143H5V142H4ZM4 143H3V144H4ZM7 143H8V142H7ZM13 143H14V141H13ZM16 143H17V142H16ZM20 143H21V142H20ZM31 143H32V142H31ZM50 143H49V144H50ZM61 143L59 142V145H60ZM81 143H82V142H80V144H81ZM83 143H84V142H83ZM87 143H88V142H87ZM87 143H85L84 145H87ZM94 143H95V142H92V144H94ZM116 143H117V142H116ZM138 143H139V142H138ZM143 143H142V144H143ZM158 143H159V141H158ZM212 143H213V142H212ZM219 143H221V141H220ZM236 143H237V141H236ZM238 143H239V142H238ZM256 143H254V144H256ZM5 144H6V143H5ZM24 144H25V143H24ZM34 144H37V143H34ZM47 144H48V143H47ZM51 144H52V143H51ZM53 144H54V143H53ZM53 144H52V145H49V146L51 147L52 150H54V149L52 148ZM95 144H96V143H95ZM130 144H131V143H130ZM130 144L127 143L128 147H129ZM135 144H136V143H135ZM142 144H141V146H142ZM144 144H146V143H144ZM147 144H148V143H147ZM147 144H146V146H147ZM187 144H188V143H187ZM208 144H209V143H208ZM217 144H218V143H217ZM241 144H242V143H241ZM243 144H248V143L245 142V143H243ZM251 144H252V143H251ZM262 144H263V143H262ZM13 145H14V144H13ZM16 145H19V144H16ZM28 145H29V144H28ZM31 145H32V144H30V146H31ZM54 145H55V144H54ZM84 145H83V146H84ZM90 145H91V144H90ZM149 145H150V144H149ZM151 145H152V144H151ZM155 145H156V144H154L153 146H155ZM181 145H182V144H181ZM222 145H223V144H222ZM249 145H250V144H249ZM256 145H257V144H256ZM3 146H4V145H3ZM3 146H2V147H3ZM123 146H124V144H123ZM131 146H132V145H130V147H131ZM133 146H134V145H133ZM135 146H136V145H135ZM141 146H140V147H141ZM158 146H159V145H158ZM163 146H164V145H163ZM163 146H161V147H163ZM212 146H213V145H212ZM218 146H219V145H218ZM223 146H224V145H223ZM226 146H227V145H226ZM231 146H232V145H231ZM235 146H238V145L235 144ZM239 146H240V145H239ZM239 146H238V147H239ZM253 146H254V145H253ZM260 146H261V145H260ZM262 146H263V145H262ZM10 147H11V146H10ZM28 147H29V146H28ZM28 147H27V148H28ZM93 147H94V146H93ZM115 147H116V146H115ZM169 147H170V146H169ZM180 147H181V146H180ZM186 147H187V146H186ZM228 147H229V146H228ZM248 147H250V146H248ZM254 147H255V146H254ZM0 148H1V147H0ZM12 148H13V147H12ZM25 148H26V146H25ZM38 148H40V147H38ZM88 148H89V146H88ZM112 148H113V146H112ZM137 148L139 149V147H137ZM143 148H144V146H143ZM143 148H142V149H143ZM145 148H146V147H145ZM149 148H150V147H149ZM166 148H167V146H166ZM181 148H182V147H181ZM210 148H211V147H210ZM214 148H215V147H214ZM229 148H230V147H229ZM233 148H234V147H233ZM243 148H244V147H243ZM257 148H259V147H257ZM262 148H263V147H262ZM2 149H3V148H2ZM4 149H5V148H4ZM4 149H3V150H4ZM17 149H18V148H17ZM19 149H21V148H19ZM35 149H36V148H35ZM35 149L33 148V151H34ZM40 149H42V148H40ZM51 149H50V150H51ZM90 149H91V148H90ZM92 149H93V148H92ZM92 149H91V150H92ZM109 149H110V148H109ZM128 149H130V148H128ZM135 149H136V148H135ZM142 149H141V150H142ZM146 149H147V148H146ZM152 149H153V148H152ZM157 149H159V148L157 147ZM162 149H163V148H162ZM170 149H171V148H170ZM211 149H212V148H211ZM220 149H221V148H220ZM225 149H228V148H225ZM240 149L242 150V147H240ZM251 149H253V148H251ZM10 150H11V149H10ZM26 150H27V149H26ZM37 150H38V149H37ZM37 150H35V153H36ZM46 150H47V149H46ZM50 150H49V151H50ZM93 150H94V149H93ZM93 150H92V151H93ZM103 150H104V149H103ZM114 150H116V149H114ZM148 150H149V149H148ZM154 150H155V149H154ZM154 150H153V151H154ZM160 150H161V149H160ZM160 150H159V152H160ZM167 150H168V149H167ZM171 150H172V149H171ZM171 150H169V152H170ZM180 150H181V149H180ZM182 150H183V149H182ZM182 150H181V151H182ZM186 150H188V149H186ZM192 150H193V149H192ZM207 150H208V149H207ZM209 150H210V149H209ZM214 150H215V149H214ZM216 150H217V149H216ZM218 150H219V149H218ZM229 150H232V149H229ZM229 150H228V154H229ZM235 150H236V149H235ZM253 150H254V149H253ZM256 150H257V149H256ZM260 150H261V149H260ZM262 150H263V149H262ZM0 151H1V150H0ZM22 151H23V150H22ZM24 151H25V150H24ZM30 151H31V150H30ZM39 151H40V150H39ZM47 151H48V150H47ZM57 151H59V150H58V147H57ZM105 151H106V150H105ZM116 151H117V150H116ZM135 151H136V150H135ZM157 151H158V150H157ZM181 151H179V152L181 153ZM190 151H191V150H190ZM202 151H204V150H202ZM219 151H221V150H219ZM219 151H218V152H219ZM225 151H226V150H225ZM239 151H240V150H239ZM248 151H249V150H245V151H243V152L246 153L248 156H250V157H248V160H249V158H252V157H251V154H252V153L250 152L251 154L249 155V154H248V153H249ZM4 152H5V151H4ZM6 152H7V151H6ZM9 152H10V151H8L7 155L9 154ZM11 152H12V150H11ZM16 152H17V151H16ZM18 152H19V156H20V152H21V151L18 150ZM18 152H17V153H18ZM101 152H102V151H101ZM127 152H128V151H127ZM129 152H130V151H129ZM133 152H134V151H133ZM138 152H139V151H138ZM141 152H142V151H141ZM146 152H147V151H146ZM162 152H163V151H162ZM162 152H161V153H162ZM164 152H165V151H164ZM166 152H167V151H166ZM166 152H165V153H166ZM207 152H208V151H207ZM222 152H223V151H222ZM230 152H231V151H230ZM255 152H256V151H255ZM255 152H254V153H255ZM13 153H14V152H13ZM42 153H43V151H42ZM45 153H46V152H45ZM53 153H54V152H53ZM57 153H59V152H57ZM87 153H88V150H87ZM116 153H117V152H116ZM116 153H115V154H116ZM120 153H121V152H120ZM131 153H132V152H131ZM134 153H135V152H134ZM148 153L151 154V153H150V150H149ZM148 153L146 154V156L148 155ZM152 153H153V152H152ZM157 153H158V152H157ZM165 153H164L163 155H165ZM170 153H171V152H170ZM186 153H187V152H186ZM191 153H192V152H191ZM200 153H201V152H200ZM209 153H210V152H209ZM211 153H212V152H211ZM2 154H3V153H2ZM23 154H24V152H23ZM23 154H22V155H23ZM26 154H27V153H26ZM40 154H41V153H40ZM47 154H48V152H47ZM49 154H51V153H49ZM82 154H83V152H82ZM88 154H90V153H88ZM95 154H96V153H95ZM100 154H101V153H100ZM100 154H99V155H100ZM136 154H137V153H136ZM136 154H135V155H136ZM140 154H141V153H140ZM143 154H144V153H143ZM143 154H142V155H143ZM154 154H156V153H154ZM154 154H153V155H154ZM174 154H176V153H174ZM230 154H231V153H230ZM237 154H238V153H237ZM246 154H244V155H246ZM12 155H13V154H12ZM14 155H15V154H14ZM31 155H32V154H31ZM38 155H39V154H38ZM41 155H42V154H41ZM53 155H54V154H53ZM80 155H81V154H80ZM86 155H87V154H86ZM86 155H85V156H86ZM105 155H107V154H105ZM105 155H104V156H105ZM108 155L110 156V153H109ZM108 155H107V156H108ZM128 155L130 156L129 153H128ZM128 155L126 154V157H127ZM158 155H159V154H158ZM166 155H167V154H166ZM166 155H165V158L168 156V155H167V156H166ZM185 155H186V154H185ZM185 155H184V156H185ZM188 155H190V154H188ZM219 155H220V154H219ZM222 155H223V154H222ZM256 155H257V154H256ZM8 156H9V155H8ZM15 156H16V155H15ZM15 156H14V157H15ZM35 156H36V154H35ZM90 156H91V155H90ZM90 156H89V157H90ZM95 156H96V155H95ZM97 156H98V155H97ZM121 156H122V155H121ZM132 156H133V155H132ZM136 156H137V155H136ZM140 156H141V155H140ZM156 156H157V155H156ZM177 156H178V155H177ZM184 156H183V157H184ZM196 156H197V155H196ZM200 156H201V155H200ZM200 156H199V157H200ZM209 156H211V155H209ZM217 156H218V155H217ZM230 156H231V155H230ZM233 156H234V155H232V158H233ZM238 156H242V158H243V154H242V155H238ZM253 156H254V155H253ZM258 156H259V154H258ZM3 157H4V156H3ZM11 157H12V156H11ZM11 157H10V158H11ZM17 157H18V154H17ZM37 157H38V156H37ZM39 157H40V156H39ZM79 157H80V156H79ZM82 157H83V156H82ZM92 157H93V156H92ZM100 157L102 158V156H100ZM137 157H139V156H137ZM160 157H161V156H160ZM168 157H170V156H168ZM180 157H181V155H180ZM191 157H192V156H191ZM193 157L195 158V156H193ZM211 157H213V156H211ZM214 157H215V156H214ZM236 157H237V156H236ZM244 157H245V156H244ZM254 157H255V156H254ZM254 157L251 159L252 162H253V159H255ZM260 157L263 158L264 155H263V157H262V156H260ZM260 157H259V158H260ZM0 158H1V157H0ZM4 158L6 159V156H5ZM4 158H2V159L4 160L2 166L5 165L4 162H7V161H5ZM10 158H9V159H10ZM22 158H23V156H22ZM26 158H27V156H26ZM26 158L24 157L23 159L26 160ZM29 158H32V157H29ZM45 158H46V157H45ZM47 158H48V156H47ZM49 158H51V157H49ZM49 158H48V159H49ZM93 158H94V157H93ZM106 158H108V157H106ZM128 158H129V157H128ZM128 158H127V159H128ZM131 158H132V157H131ZM149 158H150V159H153L152 156H150ZM162 158H163V157H162ZM162 158H161V159H162ZM188 158H190V156H188ZM204 158L206 159V156H205ZM218 158H219V156H218ZM223 158H224V157H223ZM225 158H227V157L225 156ZM237 158H238V157H237ZM239 158H241V157H239ZM239 158H238V159H239ZM242 158H241V159H242ZM261 158H260V159H261ZM12 159H14V158H12ZM18 159H21V158H18ZM36 159H37V158H36ZM40 159H41V157H40ZM53 159L56 160V158H53ZM99 159H100V158L98 157L97 160H99ZM108 159H109V158H108ZM110 159H111V157H110ZM112 159H113V158H112ZM129 159H130V158H129ZM139 159H141V157H140ZM139 159H138V164L140 163ZM158 159H159V158H158ZM174 159H175V158H174ZM174 159H172V160L175 161ZM176 159H177V158H176ZM179 159H180V158H179ZM182 159L184 160V158H182ZM190 159H191V158H190ZM15 160H17V158H16ZM25 160H23V162H24ZM33 160H34V159H33ZM46 160H47V159H46ZM50 160H51V159H50ZM55 160H54V161H55ZM80 160H82V159L80 158ZM87 160H89L88 162H90V158L86 159V161H87ZM97 160L95 159V161H97ZM118 160H120V159H118ZM118 160H116V161H118ZM123 160H124V159H123ZM131 160H132V159H131ZM131 160H130V161H131ZM147 160H148V159H147ZM154 160H155V159H154ZM156 160H157V159H156ZM159 160H160V159H159ZM168 160H169V159H168ZM192 160H193V159H192ZM200 160H201V159H200ZM207 160H208V157H207V159H206V162H207ZM210 160H211V159H210ZM210 160H208V161H210ZM212 160H213V159H212ZM215 160H216V159H215ZM221 160H222V159H221ZM224 160H225V159H224ZM243 160H244V159H243ZM245 160H247V158H246ZM13 161H14V160H13ZM26 161H27V160H26ZM34 161H35V160H34ZM44 161H45V159H44ZM51 161H52V160H51ZM51 161L47 162V165H48ZM56 161H57V160H56ZM56 161H55V163H56ZM78 161H79V160H78ZM91 161H92V160H91ZM95 161H93V162H95ZM99 161L101 162L102 160H99ZM120 161H122V160H120ZM130 161H129V162H130ZM133 161H135V160H133ZM148 161H149V160H148ZM169 161H171V160H169ZM173 161H172V162H173ZM184 161H185V160H184ZM190 161H191V160H190ZM217 161H218V159H217ZM222 161H223V160H222ZM234 161H235V160H234ZM236 161L238 162L239 160L236 159ZM249 161H250V160H249ZM251 161H250V162H251ZM258 161H259V159H258ZM261 161H262V160H261ZM0 162L2 163V161H0ZM11 162H12V161H10V163H11ZM79 162H80V161H79ZM104 162H105V161H104ZM122 162H123V161H122ZM129 162H126V161H125V163H127V165H128ZM141 162H142V160H141ZM146 162H147V161H146ZM151 162H152V161H151ZM154 162H155V161H154ZM158 162H159V161H158ZM161 162H162V161H161ZM164 162H165V163H168V162H166V161H164ZM192 162H193V161H191V163H192ZM195 162H196V161H195ZM218 162H219V161H218ZM220 162H221V161H220ZM247 162H248V161H247ZM18 163H22V160H21V162H18ZM18 163L16 162L15 164H16V165H20V164H18ZM38 163H39V162H38ZM55 163L53 162L52 164L55 165ZM80 163H82V162H80ZM112 163H113V162H112ZM117 163H118V162H117ZM117 163H116V164H117ZM134 163H136V162H134ZM148 163H150V161H149ZM155 163L157 164V161H156ZM169 163H170V162H169ZM169 163H168V164H169ZM173 163H174V162H173ZM177 163H178V165H179L180 162H177ZM191 163H190V164H191ZM213 163H214V162H213ZM221 163H222V162H221ZM244 163H245V162H244ZM260 163H261V162H260ZM6 164H8V163H6ZM11 164H12V166H15V165H13V163H11ZM30 164H31V166H32V163H30ZM50 164H51V163H50ZM50 164H49V165H50ZM88 164L90 165V163H88ZM91 164H92V163H91ZM114 164H115V163H114ZM116 164H115V165H116ZM121 164H123V163H121ZM121 164H120V165H121ZM131 164H132V163H131ZM141 164H143V163H141ZM141 164H140V165H141ZM152 164H154V163H152ZM162 164H163V163H162ZM183 164H185V162H184ZM183 164H182V165H183ZM187 164H188V163H187ZM187 164H186V165H187ZM194 164H195V163L193 162V166L195 167ZM202 164H203V163H202ZM208 164H209V163H208ZM226 164H227V162H226ZM235 164L237 165V163H234V165H235ZM252 164H253V163H252ZM261 164H262V163H261ZM21 165H22V164H21ZM21 165H20V167H21ZM26 165H27V164H26ZM35 165H36V164H35ZM39 165H40V164H39ZM45 165H46V164H45ZM76 165H78V166L75 167ZM92 165L94 166V163H93ZM95 165H96V164H95ZM100 165H101V164H100ZM108 165H109V164H108ZM125 165H126V164H124V166H125ZM146 165H148V164L146 163ZM150 165H151V164H150ZM150 165H148V166H150ZM172 165H173V164H172ZM175 165H177V164H175ZM182 165H181L180 167H182ZM188 165H189V164H188ZM203 165H205V162H204ZM210 165H211V163H210ZM229 165H230V163H229ZM229 165H227V166L225 165V166H226L225 168H227ZM250 165H251V164H250ZM250 165H248V166H250ZM9 166L11 167V165H9ZM33 166H34V164H33ZM90 166H91V165H90ZM90 166H89V167H90ZM103 166H104V165H103ZM113 166H114V165H113ZM113 166H112V168H114ZM129 166H130V165H129ZM132 166H134V165H132ZM138 166H139V165H138ZM154 166H156V165H154ZM162 166H163V165H162ZM162 166H161V167H162ZM165 166H166V168H167L168 165L165 164ZM165 166H164V167H165ZM207 166H208V165H207ZM207 166H206V167H207ZM223 166H224V165H223ZM223 166H220V168L223 167ZM251 166H252V165H251ZM251 166H250V167H251ZM24 167H26V166H24ZM29 167H30V166H29ZM37 167H39V166L36 165V168H37ZM40 167H41V166H40ZM53 167H54V166H53ZM53 167H52V168H53ZM96 167H98V169H99V166L96 165ZM107 167H108V166H107ZM125 167H126V166H125ZM135 167H137V165H136ZM141 167H144V166L142 165ZM141 167H140V168H141ZM176 167H177V166H176ZM208 167H209V166H208ZM233 167H235V166H233ZM253 167H254V168H257L258 166H257V167L253 166ZM3 168H4V167H3ZM5 168H6V171H8V170H7V167H5ZM11 168H12V167H11ZM42 168H43V167H42ZM55 168H56V167H55ZM92 168H93V167H92ZM92 168H91V169H92ZM100 168H101V167H100ZM115 168H117V166H115ZM115 168H114V172L117 171V170L119 171V168H121V167L119 166V168L116 169V170H115ZM131 168H133V167H131ZM131 168L129 167V169H131ZM145 168H146V167H145ZM168 168H170V167L168 166ZM202 168H203V167H202ZM216 168H217V167H216ZM220 168H219V170H220ZM223 168H224V167H223ZM229 168H230V167H229ZM235 168H236V167H235ZM254 168H251V169H254ZM260 168H261V167H260ZM260 168H258V169H260ZM262 168H263V167H262ZM262 168H261L260 170H263V171H264V168H263V169H262ZM14 169H15V167H14ZM37 169H38V168H37ZM43 169H44V168H43ZM85 169H86V167L84 168V170H85ZM98 169H96V170H98ZM123 169H125V168L123 167ZM134 169H135V168H134ZM151 169H152V168H151ZM154 169H155V167H154ZM159 169H160V167H159ZM175 169H177V168H175ZM175 169H171V170H175ZM183 169H184V167H183ZM185 169H186V166H185ZM185 169H184V170H185ZM194 169H195V168H194ZM208 169H209V168H208ZM211 169H212V168H211ZM211 169H209V170L211 171ZM240 169H241V168H240ZM243 169H244V168H243ZM1 170H2V169H1ZM21 170H23V169H21ZM25 170H27V172H28L29 168H28V169H25ZM25 170H24V171H25ZM34 170H35V171H38V170H36V169H33V171H34ZM87 170H88V169H87ZM102 170H103V169H102ZM121 170H122V169H121ZM125 170H126V172H128V171H127V168H126ZM149 170H150V168H149ZM149 170H148V171H149ZM155 170L158 171V168L155 169ZM155 170H154V171H155ZM166 170H168V169H166ZM179 170H180V169H179ZM184 170H183V171H184ZM200 170H201V169H200ZM200 170H199V171H200ZM222 170H223V169H222ZM222 170H220V171L223 172ZM229 170L231 171V169H229ZM232 170H234V169H232ZM247 170H248V169H247ZM4 171H5V170H4ZM4 171H3V172H4ZM18 171L20 172V170H18ZM35 171L33 172V174L36 173ZM41 171H43V170H41ZM49 171H50V170H49ZM52 171H54V170H52ZM59 171H56V172H59ZM85 171H86V170H85ZM93 171H94V170H93ZM104 171H105V170H104ZM112 171H113V170H112ZM131 171H132V170H131ZM137 171H139V170H137ZM150 171H151V170H150ZM164 171H165V170H164ZM181 171H182V170H181ZM183 171H182L181 173H183ZM192 171H193V170H192ZM197 171H198V170H197ZM197 171H196V172H197ZM199 171H198V173H199ZM202 171H203V170H202ZM212 171H213V170H212ZM220 171H219V172H220ZM243 171H244V170H243ZM245 171H246V170H245ZM258 171H259V170H258ZM44 172H45V171H44ZM44 172H43V173H44ZM47 172H48V171H47ZM50 172H51V171H50ZM64 172H65V171H64ZM66 172H67V171H66ZM80 172H82V171H80ZM91 172H92V171H91ZM91 172H90V173H91ZM114 172H112V174H113ZM121 172H122V171H121ZM129 172H130V171H129ZM165 172L168 173V171H165ZM188 172H189V171H188ZM193 172H194V171H193ZM193 172H191V173H193ZM205 172H208V171H206V169H205ZM205 172H204V173H205ZM224 172H225V171H224ZM235 172H236V171H235ZM11 173H12V172H11ZM25 173H26V171H25ZM25 173H24V174H25ZM28 173H29V172H28ZM41 173H42V172H41ZM43 173H42V175H43ZM52 173H53V172H52ZM54 173H55V172H54ZM54 173H53V175L57 174V173H55V174H54ZM59 173H61V172H59ZM59 173H58V174H59ZM82 173H83V172H82ZM82 173H81V174H82ZM84 173H85V172H84ZM86 173H87V172H86ZM86 173L83 174L82 176L85 177L86 175H88V173H87V174H86ZM95 173H96V171H95ZM98 173H99V172H98ZM102 173H103V171H102ZM102 173H100V174H102ZM109 173H111V171H110ZM115 173H116V172H115ZM139 173H140V171H139ZM151 173H152V172H151ZM153 173H154V172H153ZM153 173H152V174H153ZM160 173H161V171H160ZM174 173H175V172H174ZM177 173H178V172H177ZM181 173H179V175H181ZM186 173H187V171H186ZM198 173H196V174L194 173V175H198ZM201 173H203V172H201ZM211 173H212V172H211ZM213 173H214V171H213ZM258 173H259V172H258ZM5 174H6V173H5ZM8 174H10V171H9ZM12 174H14V173H12ZM16 174H17V172H16ZM22 174H23V173H22ZM31 174H32V173H31ZM31 174H30V175H31ZM64 174H65V173H64ZM75 174H76V175H75ZM81 174H80V175H81ZM93 174H94V172H93ZM123 174H124V173H123ZM130 174H131V173H130ZM132 174H133V173H132ZM145 174H146V173H145ZM149 174H150V173H149ZM156 174H159V173H155L154 175H156ZM171 174H172V173H171ZM188 174L190 175V172H189ZM188 174H186V175H188ZM205 174H206V173H205ZM214 174H215V173H214ZM217 174H218V173H217ZM219 174H220V173H219ZM223 174H224V173H223ZM234 174H235V173H234ZM261 174H262V173H261ZM0 175H2V174H0ZM6 175H7V174H6ZM10 175H11V174H10ZM18 175H20V174H18ZM30 175H29V176H30ZM46 175H47V174H46ZM65 175H66V174H65ZM65 175L62 174V176H65ZM84 175H85V176H84ZM115 175H116V174H115ZM115 175L112 176V177H108V178H112V179H114L113 177H115ZM117 175H118V174H117ZM135 175H136V173H135ZM143 175H144V174H143ZM147 175H148V174H146V176H147ZM150 175H151V174H150ZM154 175H153V176H154ZM176 175H178V174H176ZM186 175H184V177H185ZM192 175H193V174H192ZM199 175H200V174H199ZM210 175H211V174H209V175H207V176L205 175V176H206L207 178H209L208 176H210ZM212 175H213V174H212ZM212 175H211V177H212ZM238 175L240 176L239 173H238ZM238 175H237V172H236L235 177L238 176ZM249 175L251 176V174H249ZM8 176H9V175H8ZM22 176H23V175H22ZM55 176H56V175H55ZM59 176H60V175H59ZM91 176H92V175H91ZM94 176H95V175H94ZM100 176H101V175H100ZM106 176H108V175H106ZM119 176H121V173H120ZM125 176H126V175H125ZM127 176H130V175H127ZM138 176H139V174H138ZM140 176H141V175H140ZM148 176H149V175H148ZM165 176H167V174H166ZM168 176H169V175H168ZM173 176H175V175L172 174V177H173ZM200 176H201V175H200ZM205 176H204V178H203L204 180H205V178H206ZM214 176H215V175H213V177H214ZM218 176H220L219 178L224 177V176L221 175V174L218 175ZM221 176H222V177H221ZM232 176H234L233 173H232ZM232 176H230V177H232ZM252 176H253V175H252ZM255 176L257 177V175L254 174V177H255ZM260 176H261V175H260ZM2 177H3V175H2ZM15 177H16V176H15ZM20 177H21V176H20ZM27 177H28V176H27ZM42 177H43L42 179L44 180L47 176H45V174H44ZM56 177H58V175H57ZM83 177H81V178H83ZM101 177H102V176H101ZM136 177H137V175H136ZM141 177H142V176H141ZM141 177H140V178H141ZM143 177H144V176H143ZM143 177H142V178H143ZM150 177H151V176H150ZM154 177H155V176H154ZM161 177H164L163 174H162ZM170 177H171V176H169V178H167V179H170ZM202 177H203V175H202ZM247 177H248V180H249V179H250L249 176H247ZM247 177H246V178H247ZM10 178H14V177H10ZM10 178H8L7 182L10 180ZM24 178H26V176H24ZM47 178H48V177H47ZM52 178H53V176H52ZM63 178H64V177H63ZM78 178H79V176L77 177V180H78ZM91 178L93 179V177H91ZM94 178H95V177H94ZM96 178H97V177H96ZM125 178H126V177H125ZM132 178H133V177H132ZM158 178H159V177H158ZM158 178H157V179H158ZM175 178L177 179L176 176H175ZM178 178L181 179V176H179ZM187 178H188V177H187ZM187 178H186V179H187ZM200 178H201V177H200ZM200 178H199V179H200ZM215 178H216V177H215ZM219 178H218V180H219ZM224 178H225V177H224ZM233 178H234V177H233ZM6 179H7V178H6ZM14 179H15V178H14ZM16 179L18 180V178H16ZM49 179H51V177H50ZM54 179H56V178H54ZM54 179H52V182H53ZM64 179H65V178H64ZM73 179H71V180H73ZM92 179H91V180H92ZM99 179H101V178H99ZM104 179H105V176H104ZM104 179H102V180H104ZM122 179H123V178H122ZM128 179H131V178L129 177ZM157 179H155V180H157ZM176 179H175V180H176ZM191 179H192V177H191ZM196 179H197V178H196ZM201 179H202V178H201ZM210 179H212V182H210L209 184H211V183L213 184V179H214V178H210ZM227 179H228V178H227ZM234 179H235V178H234ZM234 179H232V180H234ZM237 179H238V178H237ZM244 179H245V177H244ZM252 179H253V177H252ZM252 179H251V180H252ZM257 179H260V178H259V175H258V178H257ZM263 179H264V178H263ZM1 180H2V179H1ZM1 180H0V181H1ZM11 180H12V179H11ZM11 180H10V181H11ZM22 180H23V179H22ZM32 180H34V177H33ZM32 180H30V181H32ZM56 180H57V179H56ZM56 180H55V181H56ZM60 180H61V179L59 178V181H60ZM84 180H86V179H84ZM114 180H115V179H114ZM114 180H112L113 183H115ZM116 180H117V179H116ZM139 180H140V179H139ZM139 180H136V179H135L134 181H138V183H139ZM145 180H146V179H145ZM145 180H144V181H145ZM148 180H149V179H148ZM152 180H153V179H152ZM158 180H159V179H158ZM158 180H157V181H158ZM161 180H162V179H161ZM161 180H160V181H161ZM171 180H172V179H171ZM171 180H170V181H171ZM175 180L173 179V182H174ZM184 180H185V179H184ZM184 180H183V181H184ZM188 180H189V179H188ZM204 180H203V181H204ZM206 180H207V179H206ZM240 180H241V178H240ZM261 180H262V179H261ZM2 181H3V180H2ZM4 181H6V180H4ZM10 181H9V182H10ZM18 181H19V180H18ZM34 181L37 182V181H39V179L37 178V180H34ZM41 181H42V180H41ZM41 181H40V182H41ZM47 181H48V180H47ZM59 181H58V182H59ZM61 181H62V180H61ZM66 181H70V180H67V179H66ZM74 181H75V180H74ZM74 181H73V182H74ZM87 181H88V180H87ZM87 181H86V182H87ZM89 181H90V180H89ZM93 181H94V180H93ZM97 181H98V180H97ZM109 181H110V180H109ZM109 181H108V182H109ZM119 181H120V180H119ZM127 181H128V183L130 184V182H129L130 180H127ZM131 181L133 182V179H132ZM140 181H141V180H140ZM144 181H143V183H144ZM153 181H154V180H153ZM178 181H179V180H178ZM178 181H177V182H178ZM189 181H190V180H189ZM191 181H194V180L192 179ZM196 181H197V180H196ZM209 181H211V180H209ZM225 181H226V180H225ZM237 181H239V180H237ZM242 181L244 182L245 180H242ZM246 181H247V180H246ZM246 181H245V182H246ZM252 181H253V180H252ZM252 181H251V182H252ZM263 181H264V180H263ZM9 182H8V183H9ZM11 182H14V181L12 180ZM15 182H17V181H15ZM48 182H50V181H48ZM52 182H50V183H52ZM63 182H65V181H63ZM63 182H61V183H63ZM76 182H77V181H76ZM80 182H81V179H80ZM91 182H92V181H91ZM99 182H101V180L98 181V183H99ZM102 182H105V181H102ZM102 182H101V183H102ZM120 182H121V181H120ZM124 182H125V181H124ZM149 182H152V181H149ZM149 182H148V183H149ZM154 182H155V181H154ZM158 182H159V181H158ZM161 182H162V181H161ZM161 182H160V183H161ZM164 182H166V181H164ZM167 182H168V181H167ZM175 182H176V181H175ZM186 182H187V181H186ZM223 182H224V181H223ZM233 182H234V181H233ZM245 182H244V183H245ZM253 182H254V181H253ZM257 182H258V181H257ZM0 183H2V182H0ZM3 183H4V182H3ZM18 183H21V182H18ZM33 183H34V182H33ZM43 183H45V182H43ZM55 183H57V182H54V185H55ZM61 183H59V184H61ZM66 183H67V182H66ZM66 183H65V184H66ZM74 183H75V182H74ZM84 183H85V182H84ZM110 183H112V182L110 181ZM122 183H123V182H122ZM126 183H127V182H126ZM145 183L147 184V181H146ZM152 183H153V182H152ZM155 183H156V182H155ZM162 183H163V182H162ZM184 183H185V181H184ZM188 183L190 184L191 182H187V184H188ZM214 183H215V182H214ZM231 183H232V181H231ZM234 183L236 184V182H234ZM239 183H241V182L239 181ZM255 183H256V182H255ZM255 183H254V184H255ZM259 183H260V182H259ZM259 183H258V184H259ZM4 184H5V183H4ZM14 184H15V183H14ZM14 184H13V185H14ZM16 184H17V183H16ZM16 184H15V185H16ZM27 184H28V186H29V183H27ZM30 184H31V182H30ZM45 184H46V183H45ZM45 184L39 185V183H38L37 186L40 187V190L42 189V187H43L45 190H47L46 187H48V184H49V183L47 184V186H46ZM71 184H72V183H71ZM86 184H87V183H85V186H86ZM94 184H96V183L94 182ZM119 184H120V183H119ZM119 184H118V185H119ZM123 184H124V183H123ZM123 184H122V185H123ZM131 184H132V183H131ZM149 184H150V183H149ZM149 184H148V185H149ZM163 184H164V183H163ZM169 184H170V183H169ZM194 184H195V183H194ZM198 184H199V185L201 184V186L204 185V183L202 184V182H201V183L198 182L197 185H198ZM216 184H217V182H216ZM247 184H248V183H247ZM250 184H251V183H250ZM254 184L252 183L251 185H254ZM258 184H257V186L254 185V186H255V189H256V187H258ZM262 184H263V183H262ZM262 184H261V186H262ZM6 185H7V184H6ZM6 185L4 186L5 188L7 187ZM10 185H12V184H10ZM13 185H12V186H13ZM17 185H18V184H17ZM69 185H70V182H69ZM77 185H78V184H77ZM77 185H75V186H77ZM81 185H82V182H81ZM98 185L101 186V184H98ZM104 185H105V183H104ZM109 185H111V184H109ZM116 185H117V184H116ZM138 185H139V184H138ZM144 185H145V184H143V186H144ZM153 185H154V183H153ZM171 185H172V184H171ZM179 185H181V184H179ZM184 185H185V184H184ZM191 185H192V184H191ZM191 185H190V186H189V185H188V186L186 185V186H187V187H191ZM205 185L208 186L207 183H205ZM205 185H204V187H205ZM213 185H214V184H213ZM232 185H233V184H232ZM232 185L230 184V186H232ZM236 185L239 186V185H241V184H239V185L236 184ZM236 185H235V186H236ZM251 185H250V186H251ZM1 186L3 187V185H1ZM8 186H9V185H8ZM20 186H21V191H22L23 186H22V185H20ZM64 186H66V185H64ZM67 186H68V185H67ZM67 186H66V188H67ZM71 186H74V184L71 185ZM91 186H92V185H91ZM102 186H103V184H102ZM114 186H115V185H114ZM127 186H128V184H127ZM127 186H125V187H127ZM139 186H140V185H139ZM149 186H151V185H149ZM154 186H155V185H154ZM154 186H153V189L156 187V186H155V187H154ZM160 186H161V185H160ZM162 186H166V185H162ZM177 186H178V185H177ZM193 186H194V185H193ZM201 186H200V187H201ZM227 186H228V185H227ZM227 186L225 187L224 185H222V184L219 183V184H217V185H215V186H212V188H210V187H208V188L211 189V190L214 192V194H219V196H222V198H223V197H226V198H228V199H229V198H232V197H233V198H237V196L240 198V197H243V195H244V196H247V197H246L247 199H248V198L250 199L251 195H250V196H248V195L250 194L251 191H250V192L248 191L249 194H248L247 192L242 194L241 191L238 192V190H237V192H231L230 190H231L233 187H232V188L229 187L230 189H229V191H228V190H227ZM259 186H260V184H259ZM261 186H260V187H261ZM9 187H10V186H9ZM14 187H16V186H14ZM38 187H37V188H38ZM52 187H53V184H52ZM52 187L50 186V188H48V191H49V192L52 190V189H51ZM69 187H70V186H69ZM77 187H78V186H77ZM79 187L81 188L82 186L79 185ZM88 187H90L89 184H88ZM93 187H94V186H93ZM97 187H98V186H97ZM106 187H107V185H106ZM117 187H118V186H117ZM119 187L121 188V185H120ZM130 187H131V190H132V187H133V186L131 185ZM130 187H127V189L130 188ZM136 187L138 188L137 185H136ZM136 187H135V188H136ZM144 187H146V185H145ZM169 187H170V186H169ZM169 187H168V188H169ZM178 187H180V186H178ZM181 187H182V185H181ZM195 187H197V186H195ZM195 187H192V188H195ZM204 187H203V188H204ZM239 187H240V186H239ZM242 187H243V186H242ZM242 187H241V188H242ZM247 187H248V186H247ZM25 188L27 189L28 187H25ZM29 188H31V187H29ZM35 188H36V186H35ZM37 188H36L35 190H38ZM59 188H60V187H59ZM59 188H58V189H59ZM62 188H63V187H62ZM70 188H71V187H70ZM72 188H73V187H72ZM86 188H87V187H86ZM142 188H143V187H142ZM158 188H159V187H157L156 189H158ZM165 188H166V187H165ZM168 188H167V189H168ZM170 188H171V187H170ZM185 188H186V187H185ZM197 188H199V187H197ZM206 188H207V187H206ZM206 188H204V189H206ZM235 188H236V187H235ZM249 188H250V187H249ZM253 188H254V187H253ZM258 188H259V187H258ZM0 189H1V187H0ZM8 189H9V188H8ZM15 189H16V188H15ZM15 189H14V190H15ZM49 189H51V190H49ZM58 189H57V190H58ZM60 189H61V188H60ZM60 189H59V190H60ZM74 189H77V188H74ZM81 189H82V188H81ZM91 189H94V188H91ZM96 189H97V188H96ZM96 189H95V190H96ZM107 189H108V187H107ZM115 189H116V188H115ZM124 189H125V188H123L122 190H124ZM145 189H147V188H145ZM145 189H144V190H145ZM150 189H152V188H150ZM163 189H164V188H163ZM171 189H173V188H171ZM175 189H176V188H175ZM175 189H174V190H175ZM179 189H180V188H179ZM181 189H182V188H181ZM181 189H180V190H181ZM188 189H189V188H188ZM209 189H208V190H209ZM233 189H234V188H233ZM238 189H239V188H238ZM250 189H251V188H250ZM1 190H2V189H1ZM5 190H6V189H5ZM5 190H4V192H5ZM9 190H10V189H9ZM14 190L11 189V191H14ZM24 190H25V189H24ZM24 190L22 191V193H24ZM27 190H28V189H27ZM29 190H30V189H29ZM29 190H28V191H29ZM35 190H34V191H35ZM57 190H56V192H57ZM78 190H79V188H78ZM78 190H77V192H76V191H71V193H68V194H65V192H64V194H62V193H61V190H60V193H61L62 195H58L59 193L57 192V193H58L57 195L54 193V195H52V196L49 195V194H47V193H46L47 195H45V194L43 193V191H41V192L44 194V196H46L44 199L47 200L48 205H49V202H50V205H51V202H52V203L57 202V204H59V205L62 206V207L60 206L61 208H63V207H67V208H68V207H73V208H74V206H75V208H76V206L79 207L80 205L83 204V198H84V195H83V198H82V196L80 195L81 193L83 194V191L81 192V190H79L81 193L78 194ZM97 190H99V189H97ZM101 190H102V189H101ZM101 190H100V191H101ZM104 190H105V189H104ZM118 190H120V189H118ZM139 190H140V189H139ZM147 190H148V189H147ZM158 190H159V189H158ZM160 190H161V189H160ZM160 190H159V191H160ZM169 190H170V189H169ZM186 190H187V189H186ZM201 190H202V189H200V191H201ZM206 190H207V189H206ZM239 190H240V189H239ZM244 190H245V189H244ZM251 190H253V189H251ZM263 190H264V189H263ZM263 190H261L260 193H261V192L263 193ZM52 191H53V190H52ZM52 191H51V192H52ZM67 191H68V189L66 190V192H67ZM86 191H88V189H87ZM92 191H93V190H92ZM92 191L90 192V194L92 193ZM100 191H99V192H100ZM107 191H109V189H108ZM112 191H113V190H112ZM114 191H115V190H114ZM116 191H117V190H116ZM116 191L113 192V193H116ZM128 191H129V189H128ZM145 191H146V190H145ZM182 191H183V190H182ZM188 191H189V190H188ZM188 191H187V192H188ZM197 191H198V190H197ZM200 191H199V192H200ZM232 191H233V190H232ZM245 191H246V190H245ZM254 191H255V190H253L252 192H254ZM256 191H257V190H256ZM8 192H9V191H8ZM18 192H19V190H18ZM41 192H40V193H41ZM44 192H45V191H44ZM97 192H98V191H97ZM118 192H119V191H118ZM129 192H130V193L132 192V195H130V196H134V195H133L134 190H133V191H129ZM129 192H128V193H129ZM137 192H138V191H137ZM137 192H135V193H136V195L139 196V194H137ZM143 192H144V191H142V193H143ZM148 192H149V191H148ZM152 192H153V190H151L150 193L152 194ZM155 192H157V191H155ZM155 192H154V193H155ZM161 192H162V191H161ZM164 192H166V191H164ZM164 192H163V195L166 196ZM167 192H169V191H167ZM173 192H174V191H172V194H171L172 196H173V194L178 193L177 190H176V192H174V193H173ZM180 192H181V191H180ZM189 192H190V191H189ZM191 192H192V190H191ZM193 192L195 193V191H193ZM202 192H203V191H202ZM22 193H21V194H22ZM30 193H31V192H30ZM42 193H41V194H42ZM101 193H102V192H101ZM108 193H109V192H108ZM108 193H107V194H108ZM121 193H122V192H121ZM126 193H127V191H126ZM146 193H147V191H146ZM146 193L144 192L145 195H146ZM154 193H153V194H154ZM183 193H185V192H183ZM205 193H206V192H205ZM205 193H204V194H205ZM208 193H209V192H207V194H208ZM9 194H12V193L9 192ZM17 194H18V193H17ZM31 194H34V192L32 191ZM36 194H37V193H36ZM43 194H42V195H43ZM51 194H52V193H51ZM84 194H86V193H84ZM93 194H94V193H93ZM95 194H96V193H95ZM95 194H94V195H95ZM107 194H106V195H107ZM119 194H120V192H119ZM124 194H125V193H124ZM148 194H149V193H147V195H148ZM187 194H188V193H187ZM196 194H197V193H196ZM202 194H203V193H202ZM0 195H1V194H0ZM3 195H4V194H3ZM23 195H24V194H23ZM28 195H29V194H28ZM28 195L26 194L27 197H29ZM38 195H39V194H38ZM97 195H99V194H97ZM108 195H109V194H108ZM110 195H111V194H110ZM113 195H115V194H113ZM117 195H118V194H116V196H117ZM157 195H158V194H157ZM163 195H162V197H163ZM175 195H177V194H175ZM191 195H192V193H191ZM205 195H206V194H205ZM208 195H209V194H208ZM208 195H206V196L209 197ZM211 195H212V194H211ZM253 195H254V194H253ZM258 195H259V194H258ZM263 195H264V194H263ZM16 196L19 197L18 195H16ZM26 196H25V197H26ZM40 196H41V195H40ZM87 196L89 197V194H88ZM90 196H92V194H91ZM95 196H96V195H95ZM100 196H101V195H100ZM119 196H120V195H119ZM122 196H123V195H121V197H122ZM141 196H142V194H141ZM151 196H152V195H151ZM155 196H156V195H155ZM155 196H154V197H155ZM169 196H170V195H169ZM182 196H183V195H182ZM194 196H195V195H194ZM212 196H213V195H212ZM214 196H215V195H214ZM256 196H257V195H256ZM3 197H4V196H3ZM5 197H6V196H5ZM5 197H4V198H5ZM13 197L17 199V197H15V195H14ZM33 197H34V196H32V199H33ZM97 197H98V196H97ZM102 197H103V196H102ZM102 197H101V198H102ZM108 197H109V199H110V196H108ZM113 197H114V196H113ZM113 197H112V198H113ZM117 197H118V196H117ZM121 197H120V198H121ZM125 197H126V195H125ZM143 197H144V195L142 196V198H143ZM145 197H146V196H145ZM159 197H160V196L155 197V198L158 199ZM173 197H174V196H173ZM177 197H178V196H177ZM177 197H175V198H177ZM179 197H180V196H179ZM184 197H185V195L183 196V198H184ZM192 197H193V196H192ZM203 197H204V196H203ZM207 197H205V198H207ZM259 197H260V196H259ZM0 198H1V197H0ZM6 198H7V197H6ZM10 198H12V197L10 196L8 199H10ZM34 198H36V195H35ZM37 198H39V197H37ZM85 198H86V197H85ZM93 198H94V196H93ZM95 198H96V197H95ZM104 198H106L105 200H107V197L104 196ZM130 198H131V197H130ZM163 198H164V197H163ZM168 198H169V197H168ZM168 198H167V199H168ZM183 198H181V200H183ZM196 198H197V197H196ZM198 198H199V197H198ZM214 198H215V197H214ZM217 198H218V195H217L216 199H217ZM226 198H225V199H226ZM252 198H253V197H252ZM254 198H255V197H254ZM20 199H21V197H20ZM27 199H28V198H27ZM41 199H42V198H41ZM44 199H42V200H44ZM86 199H87V198H86ZM88 199H89V198H88ZM96 199H97V198H96ZM96 199H94L93 201H91L92 199L90 198V201H91L90 203L93 204V202H94ZM99 199H100V198H99ZM99 199H98V200H99ZM113 199H114V198H113ZM116 199H117V201L115 200V202H117V204H118V199H119V197L116 198ZM123 199H124V198L122 197V200H123ZM127 199H128V198H127ZM165 199H166V198H165ZM173 199H174V198H173ZM178 199H179V198H178ZM188 199H190V197H189ZM192 199H193V198H192ZM210 199H211V198H210ZM243 199H244V198H243ZM247 199H246V200H247ZM259 199H260V198H259ZM0 200H2V198H1ZM5 200H6V199H5ZM5 200H4V201H5ZM11 200H12V199H11ZM17 200H18V199H17ZM17 200H15V201H17ZM28 200L31 201V203H32V200H30V199H28ZM34 200H35V202L37 201V199H34ZM39 200H40V198H39ZM124 200H125V199H124ZM124 200H123V201H124ZM131 200H132V198H131ZM131 200H130V202H131ZM140 200H142V199H140ZM181 200H180V201H181ZM199 200H200V199H199ZM212 200H214V199H212ZM239 200H240V199H239ZM241 200H242V199H241ZM251 200H252V199H250V201H251ZM4 201H3V202H4ZM25 201H26V200H25ZM99 201H101V200H99ZM110 201H111V200H110ZM113 201H114V200H113ZM113 201H111V202H113ZM119 201L121 202V200H119ZM123 201H122V202H123ZM128 201H129V200H128ZM135 201H136V200H135ZM143 201H145V200H143ZM154 201H156V200H154ZM157 201H158V200H157ZM157 201H156V202H157ZM159 201H160V200H159ZM163 201H164V200H163ZM165 201H167V200H165ZM188 201H189V200H188ZM188 201H185V202H188ZM191 201H192V200H191ZM200 201H201V200H200ZM203 201H204V199H203ZM215 201H217V200H215ZM223 201H225V200L223 199ZM243 201H245V199H244ZM247 201H248V200H247ZM3 202H1V203H3ZM5 202H6V201H5ZM13 202H14V201H13ZM20 202H22V201H19V203H20ZM23 202H24V201H23ZM27 202H28V201H27ZM40 202H41V201H40ZM97 202H98V201H97ZM120 202H119V205H121ZM125 202H127V201H125ZM138 202H139V201H137V204H138ZM146 202H147V201H146ZM146 202H145V204H146ZM161 202H162V201H161ZM161 202H160V203H161ZM167 202H169V200H168ZM170 202H171V201H170ZM170 202H169V203H170ZM177 202H179V200H178ZM193 202H194V201H193ZM198 202H199V201H198ZM235 202H237V201H235ZM238 202H239V201H238ZM238 202H237V204H238ZM7 203H8V200H7ZM19 203H17V204H19ZM29 203H30V202H29ZM37 203H39V202L37 201ZM37 203H36L35 205H37ZM43 203H44V202H43ZM43 203H42L41 206L45 205V204H46V201H45V204H43ZM88 203H89V201H88ZM107 203H108V202H107ZM113 203H114V202H113ZM131 203H132V202H131ZM133 203H134V202H133ZM135 203H136V202H135ZM141 203H142V202H141ZM151 203L153 204V202H151ZM163 203H164V202H163ZM180 203H181V202H180ZM210 203H211V202H210ZM218 203H219V201H218ZM221 203H222V202H221ZM221 203H220V204H221ZM245 203H246V202H245ZM245 203H244V204H245ZM249 203H250V202H249ZM260 203H261V202H260ZM3 204H4V203H3ZM5 204H6V203H5ZM26 204H27V203H26ZM33 204H34V201H33ZM39 204H40V203H39ZM100 204H101V202H100ZM103 204H104V203H103ZM114 204H116V203H114ZM114 204H112V205H113V208L118 207V206H116V205H114ZM124 204H125V203H124ZM127 204H128V203H126V206H127ZM152 204H151V205H152ZM170 204H171V203H170ZM174 204H175V201H174ZM174 204H173L172 206H175ZM176 204H177V203H176ZM178 204H179V203H178ZM190 204H192V203L190 202ZM190 204H187V205H190ZM195 204H196V203H195ZM205 204L207 205V203H205ZM205 204H204V205H205ZM213 204H216V203H213ZM213 204H211V205H213ZM222 204H223V203H222ZM258 204H259V203H258ZM7 205H8V206H11V205H13V204H11V205L7 204ZM7 205H5V206H7ZM85 205L87 206V205H89V204H87V202H86ZM94 205H95V204H94ZM97 205H98V203H97ZM97 205H96V206H97ZM109 205H110V204H109ZM109 205H108V206H109ZM128 205H129V207H130V204H128ZM132 205H134V204H132ZM135 205H136V204H135ZM146 205H147V204H146ZM151 205H150V206H151ZM157 205H162V203H161V204L157 203L156 205H154V207L157 206ZM163 205H165V208H166V202H165V204H163ZM182 205H183V204H181L180 206H182ZM198 205H199V203H198ZM206 205H205V206H206ZM216 205H217V204H216ZM224 205H225V204H224ZM231 205H233V204L231 203ZM248 205H249V204H248V202H247V206H248ZM261 205H263V204H261ZM16 206H17V205H16ZM21 206H22V204H21ZM27 206H28V205H27ZM27 206H25V207H27ZM33 206H34V205H32V207H33ZM37 206H38V205H37ZM46 206H47V205H46ZM96 206H94V208H95ZM102 206H103V205H102ZM122 206H123V205H121L120 207H122ZM138 206H139V205H138ZM148 206H149V205H147V207H148ZM152 206H153V205H152ZM191 206H193V205H191ZM194 206H197V205H194ZM201 206H202V205H201ZM218 206H219V204H218ZM228 206H229V205H228ZM228 206H227V207H228ZM242 206H243V205H242ZM247 206H246L245 208H247ZM250 206H251V205H250ZM1 207H2V206H1ZM13 207H15V206L13 205ZM13 207H12V208H13ZM19 207H20V206H19ZM29 207H30V206H29ZM48 207H49V206H48ZM53 207H55V206H52V208H53ZM90 207H93V206L91 205V206H89L88 208H90ZM100 207H101V206H100ZM123 207H124V206H123ZM133 207H134V206H133ZM135 207H136V206H135ZM167 207L169 208L168 205H167ZM177 207H178V206L176 205L175 208H177ZM186 207H187V206H186ZM203 207H204V206H203ZM210 207H211V206H210ZM215 207H216V206H214V208H215ZM227 207H226V208H227ZM232 207H234V206H232ZM232 207H231V210L233 209ZM239 207H241V205H239V204H238V206L235 205L234 210H235V211H238V212H241V208L239 209ZM259 207H263V206H260V205H259ZM7 208H8V207H7ZM12 208H11V209H12ZM15 208H16V207H15ZM36 208H37V207H36ZM50 208H51V207H50ZM55 208H56L55 211H56V213H57V211H58L59 209L57 208V206H56ZM55 208H54V209H55ZM83 208H85V206H84ZM101 208H104V207H101ZM106 208H107V206H106ZM113 208H112V209H113ZM124 208H125V207H124ZM124 208H123V209H124ZM127 208H128V207H127ZM141 208H142V207H141ZM144 208H145V207H144ZM161 208H162V207H161ZM170 208H171V207H170ZM175 208H174V209H175ZM181 208H182V207H181ZM181 208H180V209H181ZM184 208H185V207H183V209H184ZM190 208H192L193 211H194V208H193V207H190ZM223 208H224V207H223ZM243 208H244V207H243ZM4 209H5V208H4ZM9 209H10V208H9ZM9 209H8V210H9ZM26 209H27V208H26ZM42 209H43L45 215H48V216H49V215L54 214V213H53L54 211H52V210L49 211V208H47V207H46V208H42ZM42 209H41V210H42ZM71 209H72V208H71ZM71 209H70L69 211H71ZM80 209H81V208H80ZM112 209H111V210H112ZM125 209H126V208H125ZM125 209H124V211H125ZM129 209H130V208H129ZM131 209H132V208H131ZM131 209H130V210H131ZM135 209H136V208H135ZM137 209H138V208H137ZM148 209H149V207H148ZM151 209H152V208H151ZM159 209H160V207L158 208V210H159ZM166 209H167V208H166ZM166 209H165V210H166ZM177 209H178V208H177ZM183 209H182V211H184ZM188 209H189V207H188ZM188 209H187V210H188ZM196 209H197V207H196ZM202 209H203V208H202ZM215 209H216V208H215ZM215 209H212V210L215 211ZM258 209H259V208H257V207H256L255 209L252 208L251 211H252V212H256V210H258ZM13 210H14V209H12V212H13ZM16 210H17V209H16ZM16 210H15L14 212H15V213H19V211L16 212ZM27 210H29V209H27ZM62 210H64V209H62ZM73 210H74V209H73ZM76 210H77V208H76L74 211H76ZM81 210H82V209H81ZM90 210H92V209H90ZM90 210H89V211H90ZM98 210H99V209H98ZM105 210H106V209H105ZM105 210H104V211H105ZM109 210H110V209H109ZM113 210H114V209H113ZM116 210H117V208H116ZM126 210H127V209H126ZM142 210H143V212H145L143 208H142ZM149 210H150V209H149ZM165 210H164V211H165ZM169 210H170V209H169ZM197 210H199V209H197ZM197 210H196V211H197ZM205 210H206V209H205ZM209 210H210V209H209ZM209 210H208V211H209ZM216 210H217V209H216ZM229 210H230V209H229ZM229 210H228V212H229ZM6 211H7V209H5V212H6ZM9 211H10V210H9ZM9 211H8V212H9ZM23 211H24V210H23ZM51 211H52V213H51ZM69 211H68V212H69ZM93 211H94V210H93ZM102 211H103V210H102ZM119 211H120V210H119ZM121 211H122V210H121ZM138 211H139V209H138ZM146 211H147V209H146ZM151 211H152V210H151ZM161 211H162V213H163V210H161ZM175 211H176V210H175ZM177 211H180V210H177ZM177 211H176V212H177ZM201 211L203 212V210H201ZM214 211H213V213H214ZM225 211H226V210H225ZM225 211H224V212H225ZM1 212H2V211H1ZM1 212H0V213H1ZM14 212H13V213H14ZM24 212H25V211H24ZM24 212H23V213H24ZM27 212H28V211H27ZM31 212H33V211H31ZM79 212H80V211H79ZM79 212H78V213H79ZM86 212H87V209H86ZM94 212H95V211H94ZM94 212H93V214H94ZM108 212H109V211H108ZM116 212H117V211H116ZM131 212H132V211H131ZM147 212H148V211H147ZM149 212H150V211H149ZM153 212H154V211H153ZM156 212H157V211H156ZM165 212H166V211H165ZM173 212H174V210H173ZM173 212L171 211V213H170V211H169V212L167 211V214L172 215V214L175 213V212H174V213H173ZM209 212H210V211H209ZM209 212H208V213H209ZM217 212H218V211H217ZM233 212H234V211H233ZM238 212H237V213H238ZM242 212H243V211H242ZM10 213H11V212H10ZM20 213H21V211H20ZM20 213H19V214H20ZM59 213H60V212H59ZM61 213H62V212H61ZM74 213H75V212H74ZM81 213H82V211H81ZM88 213H89V212H88ZM91 213H92V212H91ZM105 213H106V211H105ZM114 213H115V211H114ZM114 213H113V214H114ZM117 213H118V212H117ZM122 213H123V212H122ZM125 213H126V211H125ZM136 213H137V212H136ZM136 213H134V214L136 215ZM140 213L142 214L141 211L139 212V214H140ZM159 213H160V212H159ZM162 213H161V214H162ZM178 213H179V212H178ZM187 213H188V212L186 211V214H187ZM194 213H195V212H194ZM198 213H200V212L198 211ZM204 213H205V212H204ZM204 213H203V214H204ZM206 213H207V212H206ZM225 213H226V212H225ZM21 214H22V213H21ZM28 214H30V211L28 212ZM31 214H32V213H31ZM65 214H67V212H65ZM79 214H80V213H79ZM102 214H103V213H102ZM102 214H100V216H101ZM107 214H108V213H107ZM126 214H127V213H126ZM126 214H125V215H126ZM130 214H131V213H130ZM130 214H128L129 217H131ZM132 214H133V213H132ZM134 214H133V216H134ZM139 214H138V215H139ZM141 214H140V215H141ZM148 214H149V213H148ZM153 214H154V213H153ZM189 214H190V212H189ZM189 214H188V215H185V216H189ZM191 214H192V212H191ZM203 214H202V215H203ZM220 214H221V213H220ZM220 214H219V215H220ZM223 214H224V213H223ZM254 214H257V213H254ZM254 214H253V215H254ZM8 215H10V214H8ZM11 215H12V214H11ZM15 215H17V214H14V216H15ZM22 215H23V214H22ZM34 215H36V214H34ZM54 215H55V214H54ZM54 215H53V216H54ZM58 215H59V214H58ZM58 215L56 216V218L58 217ZM63 215H64V214H63ZM74 215L76 216V214H74ZM85 215H87V214H85ZM85 215H82V216L84 217ZM105 215H106V214H105ZM111 215H112V214H111ZM116 215H117V217H118V216H121V218L124 217L123 214H121V215H120V214H119V215L116 214ZM122 215H123V216H122ZM144 215H145V214H144ZM146 215H147V214H146ZM149 215H150V214H149ZM176 215H177V214H176ZM176 215H175V217H176ZM181 215H184V214H181ZM217 215H218V214H217ZM219 215H218V216H219ZM226 215H227V213L225 214V216H226ZM239 215H240V214H239ZM0 216H1V215H0ZM28 216H29V215H28ZM28 216H27V218H28ZM30 216H31V215H30ZM30 216H29V217H30ZM32 216H33V214H32ZM53 216H52V217H53ZM69 216H70V215H69ZM102 216H103V215H102ZM109 216H110V215H108V217H109ZM128 216H127V217H128ZM153 216H154V215H153ZM158 216H159V215H157V217L155 216V217H156L155 220H156L157 218H158V220H159V217H158ZM161 216H162V215H161ZM168 216H169V215H167V217H168ZM177 216H178V215H177ZM208 216H209V215H208ZM225 216H224V217H225ZM230 216H234V215H230ZM237 216H238V215H237ZM237 216H235V217H237ZM240 216H241V215H240ZM2 217H3V216H1L0 219H2ZM8 217H9V216H8ZM10 217H11V216H10ZM24 217H26V216L24 215ZM33 217H34V216H33ZM49 217H50V216H49ZM60 217H62V215H60ZM60 217H59V218H60ZM63 217H64V216H63ZM63 217L61 218V220H63V219L65 218V217H64V218H63ZM66 217H67V216H66ZM76 217H77V216H76ZM80 217H81V215H80ZM80 217H79V219H80ZM105 217H106V216H105ZM112 217H114V216H112ZM129 217H128V218H129ZM143 217H144V216H143ZM148 217H149V216H148ZM150 217H151V215H150ZM163 217H165V215H163ZM169 217H170V216H169ZM173 217H174V216H173ZM175 217H174V218H175ZM179 217H180V216H179ZM202 217H203V216H202ZM6 218H7V217H6ZM16 218H18V217H16ZM27 218H26V219H27ZM34 218H35V217H34ZM45 218H46V217H45ZM67 218H68V217H67ZM70 218H71V217H69V220H70ZM86 218H87V217H86ZM86 218H85L84 220H83V219H82V220L80 219V220L83 221V222L88 223L87 221H85ZM88 218H89V217H88ZM94 218H95V217H94ZM94 218H93V220H94ZM101 218H102V217H101ZM119 218H120V217H119ZM134 218L136 219L137 217H134ZM141 218H142V217H141ZM144 218H145V217H144ZM146 218H147V217H146ZM146 218H145V220H146ZM152 218H153V217H152ZM152 218H151V219H152ZM161 218H162V217H160V219H161ZM170 218H171V217H170ZM194 218L196 219V217H194ZM199 218H200V217H199ZM213 218H214V220H215V216H214ZM213 218H212V219H213ZM232 218H233V217H232ZM254 218H255V217H254ZM258 218H259V217H258ZM3 219H4V217H3ZM9 219H11V218H9ZM9 219L7 218V220H9ZM23 219H24V218H23ZM30 219H31V217H30ZM48 219H49V218H48ZM53 219H55V218H53ZM115 219H117L116 216H115ZM122 219H123V218H122ZM125 219H126V217H125ZM135 219H134V220H135ZM147 219H149V218H147ZM151 219H150V221H151ZM163 219H164V218H163ZM167 219H168V218H167ZM172 219H173V218H172ZM180 219H181V218H180ZM200 219H201V218H200ZM206 219H207V218H206ZM223 219H224V218H223ZM247 219H248V218H247ZM11 220H12V219H11ZM15 220H16V219H15ZM46 220H47V219H46ZM49 220H51V219H49ZM57 220H58V218H57L55 221L58 222ZM65 220H66V218H65ZM69 220H66V221L69 222ZM74 220H75V219H73V221H74ZM88 220H89V219H88ZM93 220H92V222H94ZM100 220H102V219H100ZM117 220H118V219H117ZM120 220H121V219H120ZM126 220H127V219H126ZM128 220H129V219H128ZM136 220H137V219H136ZM138 220H139V219H138ZM145 220H144V221H145ZM168 220H169V219H168ZM183 220H184V219H183ZM185 220H186V218H185ZM202 220H204L203 223L205 224V218L202 219ZM219 220H220V219H219ZM226 220H227V219H226ZM260 220L262 221V219H260ZM16 221H17V223L19 222V220H16ZM24 221H26V220H24ZM44 221H45V219H44ZM44 221H43V226H45V223H49L48 221H47V222H46V221L44 222ZM52 221H54V220H52ZM52 221H51V222H52ZM73 221H72V219H71L70 222L73 223ZM98 221H99V220H98ZM109 221H110V220H109ZM132 221H133V219H132ZM147 221H148V220H147ZM147 221H146V222H147ZM156 221H157V220H156ZM173 221H174V220H173ZM176 221H177V220H176ZM181 221H182V219H181ZM207 221H208V220H207ZM207 221H206V222H207ZM217 221H218V217H217ZM224 221H225V220H224ZM227 221H228V220H227ZM229 221H230V220H229ZM3 222H5V221L2 220V223H3ZM9 222H11V221H9ZM29 222H31V221H29ZM37 222L39 223V221H37ZM37 222H36V223H37ZM60 222H61V221H60ZM62 222L64 223V220H63ZM70 222H69V224H70V227H71L74 223L71 225ZM76 222H77V221H76ZM76 222H75V223H76ZM83 222H80V223H83ZM101 222H102V224L104 223L103 221H101ZM118 222H120V221H118ZM124 222H125V221H124ZM127 222H129V221H127ZM133 222H134V221H133ZM136 222H137V221H136ZM142 222H143V221H142ZM161 222H162V221H161ZM164 222H165V221H164ZM200 222H201V221H200ZM213 222H214V221H213ZM225 222H226V221H225ZM232 222H234V221L232 220ZM237 222H238V219H237ZM239 222H240V221H239ZM242 222H243V221H242ZM254 222H255V221H254ZM254 222H253V223H254ZM259 222H260V221H259ZM20 223H21V222H20ZM31 223H32V222H31ZM38 223H37V224H38ZM58 223H59V222H58ZM63 223H61V224H63ZM65 223H66V222H65ZM80 223H79V224H80ZM99 223H100V222H98V224H99ZM106 223H107V221H106ZM156 223H158V222H156ZM165 223H166V222H165ZM165 223H164V224H165ZM170 223H171V222H170ZM173 223H174V222H173ZM173 223H172V224H173ZM179 223H181V222H179ZM182 223H183V222H182ZM193 223H194V222H193ZM201 223H202V222H201ZM207 223H208V222H207ZM207 223H206V224H207ZM211 223H212V220H211ZM211 223H210V226H211ZM222 223H223V222H222ZM222 223H220V224H222ZM260 223H261V222H260ZM0 224H1V222H0ZM5 224L8 225L7 222L4 223V225H5ZM29 224H30V223H29ZM52 224H53V223H51V225H52ZM54 224H56V227H57V223H54ZM67 224H68V223H67ZM69 224H68V225H69ZM77 224H78V223H77ZM77 224H76V225H77ZM90 224H92V223H90ZM94 224H95V222H94ZM98 224H96V225H98ZM104 224H105V223H104ZM116 224H118V223H116ZM116 224H115V225H116ZM119 224H120V223H119ZM128 224H129V223H128ZM128 224H127V225H128ZM132 224H133V223H132ZM137 224H138V223H137ZM143 224H146V223H143ZM162 224H163V222H162ZM164 224H163V225H164ZM189 224L191 225V223H189ZM212 224H215V223H212ZM217 224H218V222H217ZM226 224H227V223H226ZM230 224H232V223H230ZM236 224H237V223H236ZM239 224H240V223H239ZM4 225H3V226H4ZM19 225H20V224H18V226H19ZM39 225H40V223H39ZM81 225L83 226V224H81ZM96 225H95V226H96ZM120 225H122V224H120ZM127 225H125V226H127ZM135 225H136V223H135ZM159 225H161V224H159ZM167 225L169 226V224H167ZM167 225H166V226H167ZM194 225H197V224L195 223ZM199 225H200V223H199ZM233 225H235V224H233ZM243 225H244V224H243ZM252 225H253V224H252ZM3 226H2V227H3ZM12 226H13V224H12ZM14 226H15V224H14ZM41 226H42V225H41ZM46 226H47V225H46ZM49 226H50V225H49ZM54 226H55V225H54ZM54 226H53V227H54ZM59 226H60V225H59ZM61 226H62V225H61ZM82 226H81V228H83ZM92 226H93V225H90V227H92ZM98 226H99V225H98ZM104 226H105V225H104ZM104 226H100V227L102 228V227H104ZM110 226H111V225H110ZM116 226H117V225H116ZM118 226H119V225H118ZM128 226H129V225H128ZM133 226H134V224H133ZM133 226H132V227H133ZM147 226H149V225H147ZM152 226H153V225H152ZM152 226H151V228L154 230V228H153ZM154 226H156V225H154ZM176 226H177V225H176ZM176 226H175V227H176ZM178 226H180V225H178ZM197 226H198V225H197ZM223 226H224V224H223ZM231 226H232V225H231ZM239 226H240V225H239ZM244 226H245V225H244ZM253 226H255V225H253ZM261 226H262V225H261ZM37 227H38V226H37ZM68 227H69V226H68ZM72 227H73V226H72ZM74 227H75V225H74ZM85 227H86V225H84V228H85ZM88 227H89V225H88ZM105 227L107 228V227H109V226H105ZM105 227H104V228H105ZM119 227L121 228L122 226H119ZM129 227H130V226H129ZM135 227H136V226H135ZM135 227H134V230H135ZM144 227H145V225H144ZM156 227H158V226H156ZM161 227H162V226H161ZM182 227H183V226H182ZM189 227H190V226H189ZM192 227H194V226H192ZM192 227H191V228H192ZM203 227H204V226H203ZM228 227H229V225H228ZM232 227L235 228L234 226H232ZM251 227H252V226H251ZM256 227H258V226H256ZM256 227H254V228H256ZM6 228H7V227H6ZM11 228H12V227H11ZM14 228H15V227H14ZM14 228H13V229H14ZM18 228H19V227H18ZM35 228H36V227H35ZM43 228H44V227H43ZM46 228H47V227H46ZM54 228H55V227H54ZM62 228H63V227H62ZM64 228H67V227H64ZM106 228H105L104 232L106 231ZM111 228H112V227H111ZM116 228H117V227H116ZM120 228H119V229H120ZM138 228H139V227H138ZM141 228H142V224H141ZM169 228H170V227H169ZM185 228H186V227H185ZM187 228H188V227H187ZM187 228H186V229H187ZM196 228H197V227H196ZM204 228H205V227H204ZM204 228H203V229H204ZM207 228H209L208 225H207ZM211 228H212V227H211ZM213 228H214V227H213ZM216 228H217V227H215V229H216ZM222 228H223V227H222ZM225 228H226V227H225ZM237 228H239V227H237ZM254 228H251V229H254ZM259 228H260V226H259ZM261 228H263V227H261ZM7 229H8V228H7ZM13 229H12V230H13ZM41 229H42V227H41ZM57 229H58V228H57ZM57 229H56V230H57ZM70 229H71V228H70ZM91 229H94V228L92 227ZM99 229H100V228L98 227L97 230H99ZM112 229L115 230V232H116V231H119V230H116V229H115V226H114ZM121 229H123V227H122ZM125 229H126V228H124V230H125ZM130 229H131V228H130ZM145 229H147V228H145ZM145 229H144V231H146ZM165 229H166V227H165ZM165 229H164V231H165ZM172 229H173V228H172ZM180 229H181V228H180ZM188 229H189V228H188ZM188 229H187V231H188ZM198 229L203 230V229H201V228H198ZM230 229H231V228H230ZM235 229H236V228H235ZM242 229H243V228H242ZM249 229H250V227H249ZM263 229H264V228H263ZM3 230H5V229H3ZM9 230H10V228H9ZM42 230L44 231V229H42ZM48 230H49V229H48ZM48 230H47V233H48ZM66 230H67V229H66ZM95 230H96V227H95ZM97 230H96V231H97ZM101 230H102V233L100 232ZM101 230H100L99 232H100L101 234H103V229H101ZM107 230H109V229L107 228ZM110 230H111V229H110ZM113 230H112V231H113ZM124 230H123V231H124ZM128 230H129V229H128ZM139 230H140V229H139ZM162 230H163V229H162ZM162 230H161V228H160V231H161V232H162ZM166 230H167V229H166ZM168 230H169V229H168ZM168 230H167V231H168ZM219 230H220V228H219ZM223 230H224V228H223ZM223 230H222V231H219V232L221 233V232H223ZM231 230H232V229H231ZM238 230H239V229H238ZM245 230H246V229H245ZM245 230H244V232H245ZM5 231H6V230H5ZM10 231H11V230H10ZM38 231L41 232V230H39V229L37 230V232H38ZM45 231H46V230H45ZM57 231H58V230H57ZM62 231H63V230H62ZM81 231H82V230H81ZM84 231H85V230H84ZM89 231H90V230H89ZM129 231H132V230H129ZM137 231H138V230H137ZM137 231H135V232H137ZM155 231L157 232V229H155ZM160 231H159V233H160ZM169 231H170V230H169ZM190 231H191V230H189L188 232L191 233ZM205 231H207V229H206ZM209 231H210V230H209ZM241 231H242V230H241ZM241 231H240V232H241ZM251 231H252V230H251ZM259 231H260V230H259ZM261 231H262V230H261ZM261 231H260V232H261ZM263 231H264V230H263ZM6 232H7V231H6ZM27 232H28V231H27ZM53 232H55V231H53ZM65 232L68 234L67 231H65ZM85 232H86V231H85ZM91 232L94 233V231H90V233H88V231H87L86 234L88 233V234L91 235ZM110 232H111V231H110ZM119 232H121V231H119ZM138 232H139V231H138ZM179 232H180V231H179ZM193 232H194V230H193ZM219 232H217V233H219ZM231 232H233V231H231ZM242 232H243V231H242ZM248 232H249V231H248ZM248 232H247V233H248ZM3 233H4V231H3ZM3 233H2V234H3ZM18 233H19V232H18ZM66 233H63V234H66ZM69 233H70V232H69ZM96 233H97V232H96ZM108 233H109V232H108ZM108 233L106 232V234H108ZM121 233H122V232H121ZM146 233H147V232H146ZM149 233H150V232L148 231V234H149ZM152 233L154 234L155 232H152ZM157 233H158V232H157ZM157 233H156L155 235H157ZM169 233H170V232H169ZM180 233H181V232H180ZM189 233H188V234H189ZM196 233L200 235V232H199V231H197ZM217 233L215 232V235H216ZM229 233H230V231H229ZM229 233H227V234H229ZM233 233H234V232H233ZM251 233H252V232H251ZM258 233H259V232H258ZM262 233H263V232H262ZM262 233H261V234H262ZM7 234H9V233H7ZM23 234H24V232H23ZM25 234H26V233H25ZM27 234H29V232H28ZM27 234H26V235H27ZM40 234H41V233H40ZM52 234H53V233H52ZM52 234H50V235L52 236ZM57 234H59V233H57ZM57 234H56V237L59 238V236H57ZM60 234H61V233H60ZM74 234H75V233H74ZM82 234H83V233H82ZM88 234H87V235H88ZM114 234H116V233H114ZM135 234H136V233H135ZM165 234H166V233H165ZM194 234H195V232H194ZM194 234H192V235H194ZM209 234H210V233H209ZM235 234H236V233H235ZM243 234H244V233H243ZM243 234L240 233V235H241L242 237H243ZM4 235H5V234H4ZM50 235L47 236V237H50ZM75 235H77V234H75ZM90 235H89V236H90ZM126 235H127V234H126ZM128 235L130 236V232H129ZM132 235H133V234H132ZM136 235H138V233H137ZM139 235H140V234H139ZM143 235H144V234H143ZM155 235H153V236H155ZM183 235H185V234H183ZM192 235H191V236H192ZM195 235H196V234H195ZM195 235H194V236H195ZM199 235H197V236H199ZM215 235H214V236H215ZM221 235H222V234H221ZM223 235H225V237H226V234L223 233ZM237 235H239V234H237ZM258 235H259V234H258ZM5 236H6V235H5ZM8 236H9L10 238L13 237V236H11V235H8ZM8 236H7V237H8ZM21 236H22V235H21ZM23 236H24V235H23ZM23 236H22V237H23ZM31 236H33V238H35L34 235H32V233H31ZM31 236L29 235V237H31ZM38 236H39V235H38ZM41 236H42V235H41ZM44 236H45V235H44ZM89 236H88V237H89ZM92 236H94V235H92ZM92 236H91V237H92ZM99 236H100V235H99ZM105 236H106V235H105ZM107 236H108V235H107ZM110 236H111V235H110ZM110 236H108L110 240L114 239V237H112V239H111ZM113 236H114V235H113ZM116 236H117V234H116ZM119 236H120V235H119ZM122 236H123V235H122ZM124 236H125V233H124ZM151 236H152V234H151ZM159 236H160V235H159ZM166 236H170V235H166ZM175 236H176V235H175ZM189 236H190V235H189ZM210 236H211V235H210ZM214 236H212V237H214ZM230 236H231V234H230ZM230 236H228V237H230ZM245 236H246V234H245ZM252 236H253V234H252L250 237H252ZM255 236H256V235H255ZM7 237H6V238H7ZM9 237H8V238H9ZM25 237H26V236H25ZM29 237H28V238H29ZM36 237H37V236H36ZM54 237H55V235H54ZM56 237H55V238H56ZM61 237H62V236H60V239H61ZM66 237L68 238V235H67ZM71 237H72V236H71ZM79 237L81 238V236H79ZM117 237H118V236H117ZM130 237H131V236H130ZM133 237H134V236H132V238H133ZM137 237H138V236H137ZM142 237H143V236H142ZM142 237L140 236V238H142ZM144 237H145V236H144ZM144 237H143V238H144ZM148 237H149V236H148ZM160 237H161V236H160ZM173 237H174V236H173ZM187 237H188V236H187ZM200 237H201V235H200ZM207 237H209V236L207 235ZM218 237H219V236H218ZM220 237H221L222 240H223L224 237H222V236H220ZM231 237H232V236H231ZM242 237H241V238H242ZM260 237H261V236H260ZM260 237H258V238H260ZM0 238H1V237H0ZM14 238H17V236L14 237ZM28 238H27V240H28ZM31 238H32V237H31ZM31 238H30V244H31ZM42 238H43V237H42ZM58 238H56L57 241L59 240ZM100 238L102 239L101 236H100ZM120 238H121V237H120ZM132 238H131V240H132ZM150 238H151V237H150ZM150 238H148V240H149ZM171 238H172V237L170 236V239H171ZM193 238H194V237H193ZM193 238H192V239H193ZM238 238H239V237H238ZM241 238H240V239H241ZM255 238H256V237H255ZM1 239L3 240V237H2ZM4 239H5V238H4ZM12 239H13V238H12ZM45 239H46V238H45ZM73 239H75L74 236H73ZM77 239H79V238L77 237ZM90 239H91V238H90ZM93 239H95V238H93ZM101 239H100V241H101ZM134 239H135V238H134ZM146 239H147V238H146ZM151 239L153 240L154 237L151 238ZM162 239H164V238H162ZM162 239H161V240H162ZM179 239H180V238H179ZM190 239H191V238H190ZM195 239H196V238H195ZM198 239H199V238L197 237V240H198ZM214 239H215V238H214ZM214 239H213V241H214V243H215L218 239H217V240H216V239L214 240ZM250 239H252V238H250ZM9 240H10V239H9ZM18 240H19V237H18ZM32 240H33V239H32ZM43 240H44V239H42V241H43ZM51 240H52V238H51ZM79 240H81V239H79ZM97 240H98V239H97ZM105 240H106V239H105ZM107 240H108V239H107ZM110 240H109V242H111ZM117 240H118V239H117ZM143 240L145 241V239H143ZM156 240H158V239L156 238ZM168 240H169V237H168ZM185 240H188V239H187V238L184 239V242H185ZM220 240H221V239H220ZM237 240H239V239H237ZM237 240H236V241H237ZM243 240H244V239H243ZM245 240H247V239H245ZM5 241H6V240H5ZM16 241H17V240H16ZM45 241H46V240H45ZM54 241H55V240L53 239L52 242H54ZM59 241H61V240H59ZM64 241H65V240H64ZM92 241H93V240H92ZM103 241H104V240H103ZM114 241H115V240H113V242H114ZM123 241H124V240H123ZM128 241H130V240H128ZM146 241H147V240H146ZM158 241H159V240H158ZM158 241H157V243H158ZM162 241H163V240H162ZM171 241H172V240H171ZM179 241H180V240H179ZM182 241H183V240H181L180 242H182ZM195 241H196V240H195ZM205 241H206V240H205ZM210 241H211V240H210ZM210 241H209V242H210ZM234 241H235V240H234ZM253 241H254V240H253ZM262 241H263V240H262ZM19 242H20V241H19ZM33 242L36 243V241H33ZM68 242H71V241H68ZM84 242H85V241H83V243H84ZM109 242H106V243H109ZM115 242H116V241H115ZM125 242H126V243H129V242H127L126 240H125ZM130 242H131V241H130ZM132 242H133V240H132ZM137 242H138V240H137ZM149 242L151 243V240H150ZM184 242H183V243H184ZM202 242H203V240H202ZM202 242H201V243H202ZM207 242H208V241H207ZM207 242H206V243H207ZM218 242H219V241H218ZM218 242H217V244H218ZM220 242H221V241H220ZM231 242H232V241H231ZM237 242H238V241H237ZM250 242H251V241H250ZM256 242H257V241H256ZM259 242H260V241H259ZM259 242H258V243H259ZM1 243H2V241H1ZM4 243H5V242H4ZM11 243H12V242H11ZM21 243H22V242H21ZM54 243H55V242H54ZM54 243H53V244H54ZM59 243H60V242H59ZM79 243H80V242H79ZM94 243H95V241H94ZM99 243H100V242L98 241V244H99ZM101 243H102V241H101ZM101 243H100V244H101ZM103 243H104V242H103ZM119 243H120V242H119ZM123 243H124V242H123ZM123 243H121V244H123ZM138 243H139V242H138ZM138 243H136V244H138ZM140 243L142 244V242H140ZM140 243H139V244H140ZM144 243H146V242H144ZM154 243H155V240H154ZM163 243H166V242H163ZM167 243H169V242H167ZM185 243H186V242H185ZM196 243H198V242H196ZM203 243H204V242H203ZM210 243H211V242H210ZM221 243H222V242H221ZM226 243H227V242H226ZM226 243L224 242V244H226ZM240 243H242V242H240ZM245 243H246V242H244V244H242V245H245ZM247 243L250 244L248 241H247ZM23 244H24V242H23ZM23 244H22V245H23ZM25 244H26V243H25ZM25 244H24V246H25ZM27 244H29L28 241H27ZM37 244H38V242H37ZM65 244H66V241H65ZM71 244H72V243H71ZM86 244H87V243H86ZM100 244H99V245H100ZM115 244H116V243H115ZM124 244H125V243H124ZM139 244H138V245H139ZM147 244H149V243H147ZM151 244H152V243H151ZM151 244H150V245H151ZM159 244H162V242L160 243V241H159ZM169 244H170V243H169ZM172 244H173V243H172ZM175 244H176V242H175ZM178 244H179V243H178ZM193 244H195V243L193 242ZM208 244H209V243H208ZM222 244H223V243H222ZM237 244H239V242H238ZM237 244H234V245H237ZM259 244H260V243H259ZM259 244H258V245H259ZM22 245H21V246H22ZM32 245H33V244H32ZM32 245H31V246H32ZM35 245H36V244H35ZM56 245H57V244H56ZM78 245L81 247V245L77 243V246H78ZM84 245H85V244H84ZM87 245H88V244H87ZM91 245H94V244H90V246H91ZM99 245H98V247H99ZM104 245H106V244H104ZM113 245H114V244H113ZM133 245H134V244H133ZM165 245H166V244H165ZM201 245H202V244H201ZM201 245H199V246H201ZM212 245L214 246V244H212ZM255 245H256V244H254L253 246H255ZM17 246H20V243H19V245H17ZM21 246H20V247H21ZM29 246H30V245H29ZM29 246H28V247H29ZM36 246H37V245H36ZM40 246H42V245H40ZM43 246H44V245H43ZM82 246H83V245H82ZM107 246H108V245H107ZM107 246H106V247H107ZM109 246H110V245H109ZM114 246H115V245H114ZM114 246H113V247H114ZM118 246H119V244H118ZM118 246H117V247H118ZM121 246H122V245H121ZM128 246H129V244H128ZM134 246H135V245H134ZM136 246H137V245H136ZM136 246H135V247H136ZM148 246H149V245H148ZM153 246H154V248H156L158 245H157V246L153 245ZM153 246H152V247H153ZM163 246H164V244H163ZM168 246H169V245H168ZM178 246H180V245H178ZM185 246H186V245H185ZM189 246H190V245H189ZM193 246H194V245H193ZM195 246H197V244H196ZM199 246H198V248H199ZM209 246H210V244H209ZM216 246H217V245H216ZM216 246H214V247H216ZM221 246H222V245H221ZM223 246H224V245H223ZM232 246H233V245H232ZM237 246H238V245H237ZM259 246H260V245H259ZM262 246H263V245H262ZM3 247H4V246H3ZM20 247H18V248H20ZM37 247H38V246H37ZM54 247H56V246H54ZM61 247H62V246H61ZM73 247H74V246H73ZM84 247H85L84 250H86V247H88V246H84ZM102 247H103V246H102ZM102 247H100V248H102ZM125 247H126V246H125ZM131 247H132V245H131ZM140 247H141V245H140ZM152 247H151V248H152ZM165 247H166V246H165ZM180 247H181L182 249H184V247H182V246H180ZM187 247H188V246H187ZM190 247L192 248V246H190ZM201 247H202V246H201ZM228 247H229V246H228ZM228 247H227V248H228ZM250 247H252V246H249V248H250ZM260 247H261V246H260ZM0 248H1V247H0ZM5 248H6V247H5ZM21 248H22V251H21V252H23V250H25V249H23V248H24L23 246H22ZM42 248H43V247H42ZM46 248H47V247H46ZM58 248H59V247H58ZM66 248H67V247H66ZM75 248H76V247H75ZM94 248H95V247H94ZM96 248H97V247H96ZM100 248H99V249H100ZM136 248H137V247H136ZM136 248H132V250H133V249L136 250ZM149 248H150V247H149ZM149 248H148V249H149ZM181 248H180V250H181ZM193 248H194V247H193ZM193 248H192V250H193ZM207 248H208V245H207ZM230 248H232V247H230ZM242 248L244 249V246H243ZM242 248H239L238 250H241ZM245 248H248V246H245ZM249 248H248V249H249ZM256 248H258V247H256ZM29 249H30V247H29ZM33 249H34V248H33ZM63 249H64V248H63ZM63 249H62V250H63ZM67 249H68V248H67ZM69 249H70V248H69ZM76 249H77V248H76ZM81 249H82V248H81ZM81 249H80V250H81ZM89 249H90V248H89ZM97 249H98V248H97ZM108 249H109V247H108ZM118 249H119V247H118ZM118 249H117V250H118ZM142 249H143V248H142ZM152 249H153V248H152ZM156 249H157L156 251H158V248H156ZM165 249H166V248H165ZM186 249H187V248H186ZM194 249H195V248H194ZM196 249H197V248H196ZM210 249H211V248H210ZM213 249H216V248H213ZM221 249H222V248H221ZM228 249H229V248H228ZM258 249H259V248H258ZM258 249H257V250H258ZM260 249H261V248H260ZM7 250H8V249H7ZM18 250H19V249H18ZM36 250H37V249H36ZM36 250H35V251H36ZM64 250H65V249H64ZM80 250H79V252H80ZM82 250H83V249H82ZM92 250L94 251L93 248H92ZM105 250H106V249H105V246H104L103 251H105ZM117 250H116V251H117ZM120 250H121V248H120ZM124 250L126 251V250H128V249H127V248H126V249L123 248V252H124ZM132 250H131V248L129 249L130 253H131ZM138 250H139V249H138ZM160 250H161V249H160ZM163 250H164V249L162 248V251H163ZM168 250H169V249H168ZM184 250H185V249H184ZM211 250H212V249H211ZM218 250H219V249H218ZM25 251H28V249L25 250ZM39 251L42 252L41 249H40ZM39 251H38V252H39ZM51 251H52V249H51ZM54 251H55V250H54ZM59 251H61V249H60ZM59 251H58V252H59ZM68 251H70V250H68ZM76 251H77V250H76ZM76 251H75V252H76ZM100 251H101V250H100ZM114 251H115V250H113V253H114V255H115V252H116V251H115V252H114ZM121 251H122V250H121ZM129 251H128V252H129ZM142 251H143V250H142ZM149 251H151V250L149 249ZM166 251H167V249H166ZM166 251H164V252H166ZM169 251H172V249H170ZM186 251H187V250H186ZM236 251H237V250H236ZM236 251H235V252H236ZM8 252H9V251H8ZM18 252H19V251H18ZM38 252H36V253H38ZM66 252H67V251H66ZM85 252H86V251H85ZM95 252H96V251H95ZM95 252H94V254H95ZM101 252H102V251H101ZM105 252H106V254H107V250H106ZM105 252H104V253H105ZM109 252H110V251H109ZM118 252H119V251H118ZM154 252H155V251H153L152 253H154ZM232 252H233V251H232ZM240 252H241V251H240ZM243 252H244V251H243ZM255 252H256V250H255ZM6 253H7V252H6ZM19 253H20V252H19ZM27 253H28V252H27ZM33 253H34V252H33ZM56 253H57V251H56ZM81 253H82V252H81ZM97 253H99V252H97ZM104 253H103V254H104ZM113 253H112V254H113ZM134 253H135V252H134ZM142 253H143V252H142ZM149 253H150V252H149ZM158 253H159V252H158ZM172 253H173V252H171V254H172ZM191 253H192V252H191ZM193 253H194V251H193ZM195 253H196V252H195ZM205 253H206V252H205ZM217 253H219V252H217ZM230 253H231V252H230ZM233 253H234V252H233ZM260 253H262V252H260ZM8 254H9V253H8ZM10 254H11V253H10ZM52 254H53V253H52ZM76 254H77V252H76ZM83 254H85L84 251H83ZM88 254H89V253H88ZM92 254H93V252H92ZM106 254H105V255H106ZM112 254H111V257H112L111 260L114 259V258H113L114 255L112 256ZM117 254H118V253H117ZM117 254H116V255H117ZM125 254H127V253H125ZM125 254H124L123 256H125ZM132 254H133V253H132ZM150 254H151V253H150ZM171 254H170V258H171ZM177 254H178V253H177ZM186 254H187V252H186ZM199 254H200V253H199ZM242 254H243V253H242ZM56 255H57V254H56ZM65 255H66V254H65ZM73 255H74V254H73ZM79 255H80V253H79ZM85 255H86V254H85ZM95 255H96V254H95ZM98 255H99V254H98ZM101 255H102V254H101ZM101 255H100V256H101ZM129 255H130V254H129ZM134 255H135V254H134ZM140 255L143 256L142 254H140ZM140 255L136 257V260H139V259H137V258H138V257L140 258ZM154 255H155V254H154ZM166 255H167V254H166ZM166 255H164V257H166ZM168 255H169V254H168ZM173 255H174V254H173ZM191 255H192V254H191ZM196 255H198V253H196L195 256H196ZM209 255H210V254H209ZM211 255H213V254H211ZM211 255H210V257H211ZM228 255H230V254H228ZM240 255H241V254H240ZM243 255H244V254H243ZM262 255H263V254H262ZM13 256H14V255H13ZM24 256H25V255H24ZM24 256H22V257H24ZM27 256H28V255H27ZM29 256H30V255H29ZM29 256H28V257H29ZM80 256H81V255H80ZM108 256H109V254H108ZM146 256H147V255H146ZM179 256H181V255H179ZM187 256H188V255H186V257H187ZM189 256H190V252H189ZM195 256L192 257V258H196ZM218 256H219V255H218ZM235 256H236V255H235ZM235 256H233V257H235ZM256 256H257V254H256ZM2 257H3V256H2ZM71 257H72V256H71ZM77 257H79V256L76 255V258H77ZM90 257H93V256H89V258H90ZM103 257H104V256H102V258H103ZM106 257H107V256H106ZM120 257H121V256H120ZM127 257H128V256H126V258H127ZM129 257H130V256H129ZM131 257H132V256H131ZM149 257H150V256L148 255V258H149ZM151 257H154V256L152 255ZM158 257H159V256H158ZM160 257H162V256H160ZM168 257H169V256H168ZM199 257H200V255H199ZM199 257H198V258H199ZM210 257L207 258V261H208V259H210ZM213 257H214V256H213ZM230 257H231V256H230ZM230 257H229V259H230ZM233 257H232V258H233ZM242 257H243V256H241V258H242ZM245 257H247V256H245ZM245 257H244V259H245ZM72 258H73V257H72ZM81 258H82V256H81ZM95 258L97 259V255L95 256ZM98 258H99V257H98ZM109 258H110V257H109ZM124 258H125V257H124ZM146 258H147V257H146ZM146 258H145V260H146L145 262H147V259H146ZM174 258H175V257H174ZM178 258H179V257H178ZM183 258H184V257H183ZM190 258H191V257H190ZM215 258H217V257H215ZM258 258H259V256H258ZM83 259H84V258H83ZM86 259H87V258H86ZM92 259H93V258H92ZM106 259H108V257H107ZM116 259H119V258L117 257ZM157 259H158V258H157ZM160 259H161V258H160ZM162 259H163V257H162ZM167 259H168V258H167ZM167 259H166V260H167ZM176 259H177V258H176ZM184 259H186V258H184ZM200 259H201V258H200ZM200 259H199V260H200ZM221 259H222V258H221ZM223 259H224V258H223ZM244 259H243V260H244ZM256 259H257V258H256ZM261 259H262V258H261ZM9 260H10V259H9ZM64 260H65V259H64ZM71 260H72V259H71ZM93 260H94V259H93ZM99 260L101 261V259H99ZM111 260H110V261H111ZM120 260H121V258H120ZM125 260L127 261V259H125ZM140 260H142V259H140ZM150 260H151V259H150ZM164 260H165V258H164ZM170 260H171V259H170ZM170 260H169V261H170ZM179 260H180V258H179ZM217 260H218V259H217ZM227 260H228V258L226 259V261H227ZM230 260H232V259H230ZM253 260H255V256H254V259H253ZM258 260H259V259H258ZM262 260H264V259H262ZM262 260H261V261H262ZM78 261H79V260H77V261H75V262H78ZM87 261H89V260H87ZM90 261H91V260H90ZM100 261H99V262H100ZM114 261H115V260H114ZM114 261H112V262H114ZM122 261H123V259H122ZM143 261H144V260H143ZM162 261H163V260H162ZM181 261H182V260H181ZM181 261H180V262H181ZM191 261H192V260H191ZM197 261H198V260H197ZM202 261H203V260H202ZM202 261H201V263H202ZM205 261H206V260H205ZM213 261L215 262V260H213ZM219 261H220V260H219ZM222 261H225V260H221V261H220V264L222 263ZM232 261L234 262V260H232ZM244 261H245V260H244ZM259 261H260V260H259ZM65 262L67 263V261H65ZM69 262H70V261H69ZM83 262H84V261H83ZM101 262H103V261H101ZM101 262H100V263H101ZM106 262H107V260H106ZM129 262H130V261H129ZM129 262H128V263H129ZM132 262H133V261H131L130 263H132ZM134 262H136V261H134ZM150 262H151V261H150ZM152 262H154V260H153ZM158 262H159V260H158ZM158 262H157V263H158ZM164 262H166V261H164ZM172 262H173V261H172ZM172 262H171V263H172ZM184 262H185V261H184ZM184 262H183V263H184ZM211 262H212V261H211ZM228 262H229V260H228ZM228 262H227V263H228ZM251 262H252V259H251ZM255 262H256V260H255ZM6 263H8V261H7ZM6 263H5V264H6ZM9 263H10V262H9ZM61 263H62V262L60 261V264H61ZM71 263H72V262H71ZM71 263H70V264H71ZM95 263H96V262H95ZM97 263H98V262H97ZM116 263H117V264H120L121 261L119 262V261L117 260V261H116L115 263H113V264H116ZM142 263H143V262H142ZM142 263H141V264H142ZM155 263H156V262H154V264H155ZM171 263L168 262L167 264H171ZM190 263H191V262H190ZM194 263L197 264L196 262H194ZM203 263H204V262H203ZM212 263H213V262H212ZM224 263H225V262H224ZM245 263L247 264L246 261H245ZM62 264H63V263H62ZM68 264H69V263H68ZM86 264H87V263H86ZM91 264H92V261H91ZM102 264H103V263H102ZM104 264H105V263H104ZM106 264H107V263H106ZM121 264H122V263H121ZM133 264H134V263H133ZM137 264H139V262H137ZM145 264H146V263H145ZM148 264H149V263H148ZM192 264H193V262H192ZM216 264H217V263H216ZM229 264H230V262H229ZM251 264H252V263H251ZM253 264H254V263H253ZM255 264H256V263H255ZM262 264H263V263H262Z\"/></svg>","mask_w":264,"mask_h":264}]
</instances>
